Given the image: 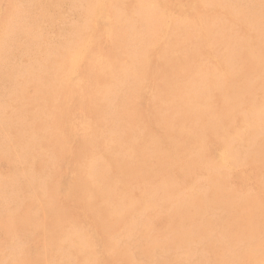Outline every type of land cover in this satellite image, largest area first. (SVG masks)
<instances>
[{"label":"rangeland","instance_id":"rangeland-1","mask_svg":"<svg viewBox=\"0 0 264 264\" xmlns=\"http://www.w3.org/2000/svg\"><path fill=\"white\" fill-rule=\"evenodd\" d=\"M40 2H38L37 0H0V97H2L3 96V98H2V100H1V98H0V127L2 126H4V128H2L3 129V131L4 132H2V129L0 128V138H2V139H0V143H1V145H0V149H5V147H6V151L7 152H5V150L3 149V150H0V151H4V154L2 153H0V176H4L2 179H1V181H0V187L1 188H3L5 191L3 192V190L2 189H0V200L2 201H0L1 203V207H0V213L3 211V213H1L0 214V242H2V243H0V249L2 250V252H4V251H6V250H8V251H6L7 253H3V256H2V253H1V250H0V255H1V257H0V264H23V262H25L24 264H27V262H28V264H30V263H32V264H64V263H62L63 261H58V259L57 258H59V257H62V258H67V260H68V262H66V264H102L104 261H106L105 263H103V264H106V263H108V264H125V262L127 263V264H135V261L136 262H139V263H136V264H142V263H148V264H155V263H158V264H161V263H163L162 261L164 260V262L165 261H167L166 263H168V264H264V178H263V176H264V174H263V170H264V165H263V167H262V164H264V160L263 159H261V158H259V156H262L263 158H264V156H263V154H264V152H262V153H259L258 151H260L259 149H260V144H263L264 145V135L262 134L264 131V128H261L262 126L264 127V124H262V123H264L263 122V120L261 119V118H263L264 117V92H261V91H264V90H261V89H264L263 87H264V85H263V83L264 82H262V83H260L261 82V80L262 79H260V78H262V76H263V74L264 73H262L263 71H264V62H261L263 59H260V58H264V52L263 51H259V50H262V48H263V46L264 45H262V44H264V31L262 30V28H264V21H263V18H264V0L263 1H261V0H39ZM125 1V2H124ZM157 1H159L158 3H157ZM237 1H239V2H237ZM246 1L248 2V1H250L249 3L250 4H252V5H250L249 3H246ZM258 1V2H257ZM34 2V3H33ZM35 2H38V3H36L35 4ZM46 2V3H45ZM240 2H244L243 4H245V5H243L242 3H240ZM261 2H262V4H261ZM27 3V4H26ZM31 3H32V5H31ZM113 4V6H112V4ZM237 3V4H236ZM239 3V4H238ZM253 3H254V5H253ZM255 3H256V5H257V7H253V6H256L255 5ZM24 4V5H23ZM30 4V5H29ZM28 5V6H27ZM249 5L252 7H249ZM43 6V7H42ZM242 6V7H241ZM244 6V7H243ZM260 6V7H259ZM103 7V8H102ZM103 10H102V9ZM240 8H242V9H240ZM251 8V9H250ZM255 8V9H254ZM244 9V10H243ZM246 9V10H245ZM249 9L251 10V11H249ZM255 10V12H254V10ZM256 9H258L257 11H256ZM248 10V11H247ZM253 10V11H252ZM260 10V11H259ZM106 12V13H102V12ZM108 11H109V16L107 15V13H108ZM237 11V12H236ZM239 11H240V14H239ZM247 13H246V12ZM242 12H244V15H243V13ZM250 14H249V13ZM254 12V13H253ZM259 12H262L263 13V15H262V13H259ZM255 13H259L258 15L257 14H255ZM100 14H103V15H101V17H100ZM261 14V15H260ZM112 16V18H111V16ZM246 15V16H245ZM252 15H253V17H252ZM255 15V16H254ZM102 16L103 17H105V18H102ZM243 16V17H242ZM248 16V17H247ZM86 17V18H85ZM92 17V18H91ZM234 17V18H233ZM236 17V18H235ZM242 17V19H240ZM256 17V18H255ZM261 18L262 17V19H261V21H260V19L259 18ZM233 18V19H232ZM49 21H48V20ZM92 19H94V21L92 20ZM100 19H102V20H100ZM104 19V20H103ZM108 19V20H107ZM110 19H112V21L110 20ZM246 19V20H245ZM258 19V20H257ZM45 20V21H44ZM240 20V21H239ZM90 21V22H89ZM255 21H257V22H255ZM88 22H89V24H88ZM92 22V23H91ZM106 24H105V23ZM240 22H243V23H240ZM260 22V23H259ZM246 23V27L244 26V24ZM104 24V25H103ZM258 24H263V25H259L258 26ZM47 25V26H46ZM238 26V27H237ZM263 26V27H262ZM55 27V28H54ZM58 27V28H57ZM249 27V28H248ZM251 27V28H250ZM45 28V29H44ZM54 29V30H53ZM57 29H59V30H57ZM91 30V31H90ZM254 30H255V32H254ZM55 33H54V32ZM58 31H60V32H58ZM167 31V32H166ZM229 31V33H227ZM236 31H239L238 33L236 32ZM247 31H250L249 33L247 32ZM252 31H253V33H252ZM257 31V32H256ZM231 32V33H230ZM240 32H242V33H240ZM258 32H260L259 34H258V42H255V41H257V33ZM263 32V33H262ZM168 33V34H167ZM236 33V34H235ZM240 33V34H239ZM243 33H244V35H246V36H244L243 35ZM246 33V34H245ZM254 33H255V35H254ZM42 34V35H41ZM234 34V35H233ZM263 34V37L261 36ZM232 35V36H231ZM248 35V36H247ZM253 35V36H252ZM55 36V37H54ZM57 36H58V38H60V39H58L57 38ZM231 36V37H230ZM234 36V37H233ZM43 37V38H42ZM52 37V38H51ZM70 39H69V38ZM225 37V38H224ZM260 37H262V39L260 38ZM51 38V39H50ZM53 38H57V39H53ZM68 38V39H67ZM221 38V39H220ZM235 38V39H234ZM249 38V39H248ZM254 38H256V39H254ZM259 38H260V40H259ZM219 39L222 41L221 43H220V41H219ZM229 39V40H228ZM231 39V40H230ZM33 40H35L36 42L34 43V41ZM41 40V41H40ZM57 40V41H56ZM228 40V41H227ZM234 40L236 41V43H238L239 45H238V49H237V51H236V46H237V44L234 42ZM247 40V41H246ZM32 41V42H31ZM66 41H68V42H66ZM218 41H219V43H218ZM253 41V42H252ZM39 42V43H38ZM80 42V43H79ZM225 42H226V44H228V45H226L225 44ZM240 42H242V43H240ZM247 43V44H245V43ZM259 42H261V43H259ZM31 43H32V45H31ZM64 43H67V47H66V44H64ZM77 43H79V44H77ZM84 43V44H83ZM213 43H215V45L213 44ZM250 43V44H249ZM254 43V44H253ZM41 44V45H40ZM54 44V45H53ZM220 44V45H219ZM231 44V45H230ZM235 44V46H233ZM240 44H245V46L243 45H240ZM25 45H27V46H25ZM31 45V48L29 47ZM74 45H75V47H74ZM211 45V46H210ZM223 45V46H222ZM231 47H230V46ZM258 45H262V46H258ZM20 46V47H19ZM22 46L24 47L25 46V48H26V50H25V48H23L22 49ZM34 46H36L35 48H33ZM77 46V47H76ZM88 46H89V48H88ZM215 48H214V47ZM229 46V47H228ZM255 46H257V47H255ZM56 47V48H55ZM90 47H91V49L93 50V51H90L91 49H90ZM206 47H208V48H206ZM219 47H221V48H219ZM225 47H226V49H225ZM228 47V48H227ZM233 47H235L233 50L235 51L234 53L232 52V49L231 48H233ZM247 47H249V49L247 48ZM252 47V48H251ZM255 47V48H254ZM261 47V48H260ZM20 50H18V49ZM27 48H28V50H27ZM82 48V49H81ZM89 49V52H88V49ZM212 48V49H211ZM244 48H246V49H244ZM260 48V49H259ZM78 49H80V50H78ZM83 49L85 50V52L83 51ZM160 49V50H159ZM210 49V50H209ZM228 49V50H227ZM240 49V50H239ZM244 49V50H243ZM252 50V53H251V50ZM264 49V48H263ZM17 50V51H16ZM66 50V51H65ZM72 50V51H71ZM176 50V53L174 52ZM207 50V51H206ZM212 50V51H211ZM223 50H225V51H223ZM227 50V51H226ZM245 50H247L246 52H245ZM248 50H250V52L248 51ZM258 50V51H257ZM95 51H97V52H95ZM179 51H180V53H179ZM208 51H210V54H209V52ZM214 51V52H213ZM242 51H244V53H245V55L248 53H250L249 55L250 56H248V54L245 56V58L243 57H240V56H244V53L242 54ZM79 52H81V54L79 53ZM82 52H83V54H82ZM182 52V53H181ZM237 52V53H236ZM254 52V53H253ZM260 52V53H259ZM72 53V54H71ZM90 53H92V54H90ZM96 53V54H95ZM98 53V54H97ZM255 53H257V54H255ZM86 54V55H85ZM88 54V55H87ZM90 54V55H89ZM95 54V55H94ZM178 55L179 54V56H174V55ZM237 54V55H236ZM255 54V55H254ZM263 54V55H262ZM80 55V56H79ZM214 55V56H213ZM234 55V56H233ZM255 56V58L253 57V56ZM23 56V57H22ZM96 56H101L100 58L99 57H96ZM216 56V57H215ZM235 56H237L238 58H242V59H238L237 57L235 58ZM93 57V58H92ZM102 57H104V58H102ZM252 57V58H251ZM259 57V58H258ZM28 58H30V59H28ZM79 58H83L82 59V61L84 62H82V61H80L81 59H79ZM84 58H88L87 60L85 59L84 60ZM234 58V59H233ZM99 59V64H98V61L97 60ZM103 59V60H102ZM172 59H174L173 60V62H172ZM231 59V60H230ZM232 59H233V61H234V63H233V61H232ZM244 59H246L245 61H244ZM250 59H254L253 61L251 60V62H250ZM258 61H256V60ZM78 60H79V62H81L79 65H78ZM101 60V61H100ZM179 60H181V62L179 61ZM228 60H230V62L228 61ZM261 60V61H260ZM89 63H88V62ZM91 61L93 62V64L91 63ZM97 61V62H96ZM105 61V62H104ZM175 61V62H174ZM178 61H179V63H178ZM222 61H223V63H222ZM226 61H227V63H226ZM247 61V62H246ZM255 61V62H254ZM74 62H76V63H74ZM85 62H87L86 64H85ZM95 62V63H94ZM176 62H177V64L180 66H177V64H176ZM188 62V63H187ZM218 62H219V64H218ZM228 62H229V64H228ZM240 63V64H242V65H239L238 63ZM254 62V63H253ZM256 62L257 63H260V65L259 64H257L256 65ZM183 63V64H182ZM226 63V64H225ZM230 63H231V65H230ZM248 63V65H246ZM250 63V64H249ZM253 63V64H252ZM81 64H83L82 66H81ZM88 64V65H87ZM163 64H165L166 66H164ZM223 64V65H222ZM236 64V65H235ZM261 64L263 65V66H261ZM76 65V66H75ZM87 65V66H86ZM95 65H97V66H95ZM105 65V66H104ZM181 65H182V67H184V68H182L181 67ZM185 65V66H184ZM232 65H235V66H232ZM246 65V66H245ZM252 65V66H251ZM253 65H255V66H253ZM258 65H259V70H261L260 72H261V74L259 73V70H251V73H249L248 75H252L251 77L250 76H248L247 75V73L245 74V75H247L246 77H247V80H246V77L245 76H240V78H243V77H245V78H243L242 80H240V78H239V76H238V78H237V76L235 77V78H237V79H235L234 78V81H232L233 79H228L229 78V76H228V72L230 71V72H232V73H238L239 71H240V69H243L244 70V68L246 67L247 69L250 67V69L252 68V67H254V68H258ZM73 66V67H72ZM88 66H89V68H88ZM106 66H107V68H108V70H109V72H108V70H107V75L105 74V72H106ZM168 66V67H167ZM224 66H226V67H224ZM238 66V67H237ZM243 66V67H242ZM74 67H75V69H74ZM85 68L84 69V73L86 72V75H84V73H83V70H81V69H83V68ZM93 67H95V68H93ZM240 67V69L238 70V68ZM262 67V68H261ZM66 68V69H65ZM73 68V70H71V69ZM81 68V69H80ZM168 68V69H167ZM180 68H181V70H180ZM227 68V69H226ZM232 68V69H231ZM245 68V69H246ZM261 68V69H260ZM70 69V70H69ZM80 70V73H79V70ZM182 69H183V71L185 72V73H183V71H182ZM57 70L59 71V72H57ZM76 70V71H75ZM96 70H98L97 72H96ZM101 70H103V71H101ZM189 70V71H188ZM235 70H237V71H235ZM263 70V71H262ZM67 71V72H66ZM234 71V72H233ZM64 74H63V73ZM72 72V73H71ZM78 72V73H77ZM100 73V76H99V73ZM218 73V74H216V73ZM56 73H58V74H56ZM65 73H70V74H68V75H66ZM82 73V74H81ZM89 73V74H88ZM95 73V74H94ZM102 73V74H101ZM109 73H112L111 75H108ZM121 73V74H120ZM123 73H124V75H123ZM187 73V74H186ZM81 74V76H79ZM253 74H255V76L253 77ZM260 74V75H259ZM52 75H54V77L55 78H57L56 76H59V79H60V77H61V80L63 81V83H64V80L66 79V77L69 79L70 77V79L66 82V80H65V83H64V89L62 90V85L63 84H60L61 82L59 81V79H55L54 77H52ZM56 75V76H55ZM82 75H84V76H82ZM87 75H89V76H87ZM94 75V76H93ZM102 75V76H101ZM104 75H105V77H104ZM177 75H178V77H177ZM186 75V76H185ZM196 75V76H195ZM206 75V77L205 78H203L202 79V77H204ZM214 75V76H213ZM227 75V77H225ZM20 76V78H18ZM87 76V77H86ZM99 76V77H98ZM106 76H108V77H106ZM183 76H185L186 78H184ZM195 76V77H194ZM200 76H201V78H200ZM75 77H76V79H77V81H78V83L77 82H75ZM94 77V78H93ZM95 77H97L98 79L96 80V78ZM174 77H175V79H174ZM176 77H177V79H176ZM189 77V78H188ZM197 77H199V78H197ZM211 77V78H210ZM215 77V79H213V78ZM219 77V78H218ZM257 77H260V78H258V80L256 81L255 80V78H257ZM12 78V79H11ZM14 78V79H13ZM86 78V80L88 81H86V80H84ZM94 79V81H93V79ZM100 78V79H99ZM101 78H104V79H101ZM125 78H126V80H125ZM184 78V79H183ZM209 78V79H208ZM249 78H250V80H249ZM254 78V79H253ZM16 79V80H15ZM17 79H19V80H17ZM71 79H73V80H71ZM105 79H106V81H105ZM109 79V80H108ZM186 79V80H185ZM193 79V80H192ZM209 80V82H210V84H208L209 82H208V80ZM211 79V80H210ZM217 79V80H216ZM229 80V83H232V84H230L229 85V83H227V81ZM260 79V80H259ZM52 80V81H51ZM82 80H83V82H82ZM99 80V81H98ZM175 80V81H174ZM190 80V81H189ZM195 80V81H194ZM199 82H201V83H199ZM205 80V81H204ZM225 80H227V81H225ZM237 80V81H236ZM19 81V82H18ZM51 81V82H50ZM92 82L93 81V83L95 82V84L93 85L92 83H89V82ZM105 83H104V82ZM179 81V82H178ZM202 81H204V82H206V84H204ZM218 81V82H217ZM231 81V82H230ZM239 81V82H238ZM247 82L248 81V83L250 82L251 83V85H252V82L254 81H256L257 82V84L259 83L261 86H263V87H261L259 84L258 85H256L254 82V85L253 86H256V87H251V85H246V86H244L243 85V83L244 82ZM252 81V82H251ZM55 82H57V84L55 83ZM73 82L76 84L77 83V85H76V89H74L75 88V86L73 85ZM80 82H81V84H80ZM99 82H101V83H99ZM134 82V83H133ZM196 82H198V83H196ZM213 82H214V86H213ZM227 84H226V83ZM237 82V83H236ZM19 83V85H17ZM52 83H53V85H52ZM67 83V84H66ZM85 83H86V85H85ZM89 83V85H88V87H87V84ZM116 83V84H115ZM121 84V85H119V84ZM130 83V85H128ZM172 83H173V85H172ZM176 83V84H175ZM187 83V84H186ZM196 83V84H195ZM233 83L234 84H237V86L236 85H233ZM238 83H242V84H239L238 85ZM102 86H101V85ZM183 84H185V85H187V86H185V85H183ZM194 84V85H193ZM200 84V85H199ZM201 84H202V86H201ZM59 85H61L60 87H59ZM72 85H73V89L75 90V92H74V90L73 89H71L72 88ZM105 85V86H104ZM113 85V86H112ZM119 85V86H118ZM133 85L135 86V87H133ZM137 85H139V86H137ZM172 85V86H171ZM177 85L179 86V88L177 87ZM192 85V86H191ZM196 85V86H195ZM199 85V86H198ZM222 86V88L220 87V86ZM224 85H227L226 87L224 86ZM229 85V86H228ZM39 87L38 89L40 90H38V89H36L37 87ZM55 86V87H54ZM78 86H79V88H78ZM87 88H86V87ZM89 86H91V87H89ZM95 88H93V87ZM98 86V87H97ZM128 86H130V87H128ZM176 86V87H175ZM183 86V87H185L184 89H183V87L181 88V87ZM204 86V87H203ZM206 86V87H205ZM232 86V87H231ZM243 86V87H242ZM258 86H260V87H258ZM54 87V90L52 89ZM57 87H59V88H57ZM69 87H71V88H69ZM97 87V88H96ZM142 87V88H141ZM175 88V89H173V88ZM191 87H192V89H191ZM199 87V88H198ZM208 87V88H207ZM210 87H212V88H210ZM237 87V88H236ZM84 88H86V91H87V89L89 88V89H91V90H93V91H89V89H88V91L86 92L85 91V93H83L84 92ZM111 88L113 89V90H111ZM114 88H117V89H114ZM120 88V89H119ZM134 88V89H133ZM136 88V89H135ZM189 88V89H188ZM216 88V91H214L213 92V94L215 93V92H218V94L217 93H215V94H217L218 95V98L220 99V100H218V98H216V96L217 95H215L214 94V96H213V94H212V91L214 90ZM247 88V89H246ZM66 89L69 91H67L68 93H66V95L64 94L65 93V91H66ZM83 89V91H81ZM96 89L98 90V91H96ZM102 91H100V90ZM133 89V90H132ZM153 89V90H152ZM169 89H172V90H168ZM177 89H178V92H177V94L178 93H180L179 95H177V94H175V96H174V91H175V93H176V91H177ZM181 89H183V91L181 90ZM197 89V90H196ZM200 89V90H199ZM209 89V90H208ZM221 89V90H220ZM222 89H223V91L225 90V89H227V90H225L224 92L222 91ZM234 89H237V90H234ZM243 89V90H242ZM246 89V90H245ZM248 89H250V91H248ZM257 89V90H256ZM43 90H45V91H43ZM48 90V91H47ZM50 90V91H49ZM58 90V91H57ZM65 90V91H64ZM70 90H71V93L72 94H70ZM73 90V91H72ZM79 90V91H78ZM122 90H123V92H122ZM136 90H137V92H136ZM165 90V91H164ZM192 90V91H191ZM194 90H195V92H194ZM199 90V91H198ZM203 90H205V91H208L207 92V95H208V98L206 97V100H208V101H206L205 103H204V105L202 106V100H201V97L199 96V94L203 91ZM231 90V91H230ZM235 92H234V91ZM240 90H242V91H240ZM245 90V91H244ZM255 90V91H254ZM261 90V91H260ZM7 91V92H6ZM42 91H43V94H44V98H43V96H42ZM51 91H52V94H51ZM56 91V92H55ZM63 93H61V92ZM112 91V92H111ZM116 91V92H115ZM120 91V92H119ZM130 91H131V94H130ZM171 91V92H170ZM187 93H186V92ZM188 91H190V92H192V93H188ZM198 91V92H197ZM201 91V92H200ZM236 91H238V92H236ZM244 91V92H243ZM246 91H247V93H249L248 95H251V97L250 96H248L247 95V93H246ZM252 91V92H251ZM257 91V92H256ZM31 92L33 93V94H31ZM38 92V94H36V93ZM78 92H80V93H78ZM92 92V93H91ZM100 92V93H99ZM111 92V93H110ZM119 94H118V93ZM129 92V93H128ZM135 92V93H134ZM152 92H153V94H152ZM163 92H164V94H163ZM197 92V93H196ZM221 92V93H220ZM254 92H255V94H254ZM12 93H13V95H18V96H14L13 97V95H12ZM39 93H41L40 95H39ZM48 95H47V94ZM75 93V94H74ZM78 93V94H77ZM82 93H83V95H82ZM87 93H91L90 94V96L87 94ZM102 93V94H101ZM113 93V94H112ZM115 93V94H114ZM121 93V94H120ZM128 93V94H127ZM132 93H133V98H132ZM171 93V94H170ZM184 93V94H183ZM195 93H196V95H195ZM212 95H210V94ZM229 95H228V94ZM232 93V94H231ZM246 93V94H245ZM257 93V94H256ZM259 93H260V95H259ZM262 93V94H261ZM54 94H56V95H54ZM60 94H62V95H60ZM80 94V95H79ZM92 94H94L95 95V97L93 98V96L94 95H92ZM100 96H99V95ZM108 94V95H107ZM117 94V95H116ZM123 94V95H122ZM130 94V95H129ZM138 96H137V95ZM220 94H223V95H221L220 96ZM237 94V95H236ZM254 94V95H253ZM7 97H6V96ZM33 95H36V96H33ZM38 95H39V98H38ZM47 95V96H46ZM50 95V98L52 99V100H50V98H48V96ZM52 95V96H51ZM69 95H71V96H69ZM81 96L79 99L77 98V99H75L74 97H76V96ZM84 95H85V101L83 100L84 99ZM92 95V96H91ZM114 95V96H113ZM121 95H122V98H120L121 97ZM124 95H125V98H124ZM128 95V96H127ZM177 95V96H176ZM184 95H187V96H189V97H187V96H184ZM191 95V96H190ZM199 96V98H198V96ZM231 95H233V97H231ZM245 95V96H244ZM246 95H247V97H246ZM5 96V97H4ZM32 98H31V97ZM40 96L42 97V98H40ZM56 96V97H55ZM61 98H60V97ZM68 96V97H67ZM105 96H107V97H105ZM109 96V97H108ZM127 96V97H126ZM182 96V97H181ZM228 96H230V97H228ZM235 96H240V97H243V98H245L244 100H243V98H242V100H240L239 98L240 97H235ZM253 96H255V98L253 97ZM262 96V97H261ZM10 97V98H9ZM12 97V98H11ZM22 97V98H21ZM28 97V98H27ZM37 99H36V98ZM46 97V98H45ZM65 97V98H64ZM71 97H73L74 99H75V101L77 100V102H75L74 101V99H72L73 100V102L71 103ZM98 97V98H97ZM139 98V99H137V98ZM176 97H178V98H176ZM184 97V98H183ZM215 97V98H214ZM226 97V98H225ZM6 98H7V100H6ZM19 98V99H18ZM34 98V99H33ZM47 98L49 99L48 100V102H47ZM57 98H59L58 100H56ZM63 98V100H65L64 102H62L63 100H60V99H62ZM83 98V99H82ZM107 98V99H106ZM132 98V99H131ZM175 98H176V100H175ZM182 98V99H181ZM201 100V101H194V100ZM228 98V99H227ZM261 98H262V100H263V104L261 105V102L260 101H262L261 100ZM17 99V100H16ZM23 99L25 100V101H23ZM26 99H27V101L29 100L30 102H27L26 101ZM32 99V100H31ZM43 101H42V100ZM66 99H68V100H66ZM82 99V101H79V100H81ZM94 99V100H93ZM99 100L96 104H94L96 101L95 100ZM102 99H104V100H102ZM131 99V100H130ZM188 99H189V101H188ZM224 99H226V101H227V103H231V102H229V101H233V103H231V105H229L230 107L231 106H233V104L234 105H236V106H233V107H237V109H235V108H230V110H228V113L230 112H232L231 114L229 113V115H230V117L233 119V113H234V116H235V114H236V118L234 117V122H236V123H234V122H232L231 124H226V123H221L220 121V117H222V113L220 114L218 111H221L220 110V108L223 110V105H221V103H223V101H224ZM234 99H236V101L234 100ZM246 99H248V101L246 100ZM256 99H258V101L256 100ZM18 100H20L21 102H19L18 103ZM33 100H35V101H33ZM41 102V105L44 107V109H43V107L40 105V103H39V101ZM121 100V101H120ZM123 100V101H122ZM136 100H137V103H136ZM168 100V101H167ZM213 100V101H212ZM218 100V101H217ZM221 100H223V101H221ZM10 101V102H9ZM33 101V102H32ZM38 102L37 104H35L34 102ZM52 101H54V103L52 104V106H51V103H52ZM60 101V102H59ZM94 101V102H93ZM103 101V102H102ZM105 101L107 102V103H105ZM117 101V105H118V109L116 108L117 107V105H115V102ZM129 101H131V102H129ZM148 101V102H147ZM161 101V102H160ZM173 101V102H172ZM178 101V102H177ZM191 101V102H190ZM221 103H220V102ZM246 102V104H245V102ZM251 101H253L252 103H254V105L251 103ZM2 102H3V106H1L2 105ZM6 102V103H5ZM14 102H16L17 104H15V105H18V108L19 109H17V107L16 106H14ZM23 102V103H22ZM34 104V107H33V105H32V103ZM44 102V103H43ZM57 103V105H56V103ZM62 102V103H61ZM75 102V103H74ZM111 102V103H110ZM113 102V103H112ZM134 102V103H133ZM212 102V107L214 106L215 108L213 109L212 108V110H214L213 112H212V110H211V113H212V118L211 119H213V120H211V119H208L206 116H205V113H204V108L203 107H206V106H211V103ZM220 103V105L219 104H217V103ZM247 102H249V104L247 103ZM256 102V103H255ZM11 103H13V104H11ZM74 103V104H73ZM100 103V104H99ZM122 103V104H121ZM130 103V106L128 105ZM136 103V104H135ZM149 103V104H148ZM187 103H189L188 105H187ZM193 103V104H192ZM237 103H239V104H242V103H244V104H242V105H239V104H237ZM257 103L259 104V105H257ZM19 104L22 106H19ZM54 104H55V108L56 109H58V110H61V113H62V115H61V113H60V111L58 112V110H56V109H53L52 107H54ZM63 104H65V105H63ZM70 106H68V105ZM73 106H72V105ZM86 104H88V105H86ZM109 104V105H108ZM120 104V105H119ZM124 104H125V106H124ZM131 104H133L132 106H134V107H132L131 106ZM147 104V105H146ZM175 104H177V106L175 105ZM184 105V107L182 106V105ZM28 105V106H27ZM36 105V106H35ZM62 105V106H61ZM95 105V106H94ZM99 105V106H98ZM109 107H108V106ZM116 106L115 107V109H114V106ZM122 105V106H121ZM128 105V106H127ZM148 105H150V106H148ZM152 105V106H151ZM171 105V107H169V106ZM199 105V106H198ZM221 106L220 108H219V106ZM250 105H251V107H250ZM256 105V106H255ZM261 105V106H260ZM5 106V107H4ZM27 106V107H26ZM39 106H41V109L39 108ZM47 106V107H46ZM59 106V107H58ZM62 108H61V107ZM67 108V111H66V109L64 108ZM71 106H72V108H71ZM90 106V107H89ZM101 106V107H100ZM106 106V107H105ZM136 106H138V108H139V106H140V108H141V110H139L138 108H136ZM180 106V107H179ZM188 106V107H187ZM200 106L202 107V108H200ZM216 106H218L217 108H216ZM239 106V107H238ZM240 106H242V107H240ZM254 106V107H253ZM16 107V108H15ZM21 107V108H20ZM25 107V108H24ZM31 107V108H30ZM38 109H37V108ZM49 107V108H48ZM69 107V108H68ZM74 107V108H73ZM110 107H111V109H110ZM145 107H147V109L148 108H150V109H146L145 110ZM175 107V108H174ZM195 107H198V108H196V110H195ZM246 107V108H245ZM249 107V108H248ZM258 107V108H257ZM2 108H4V109H2ZM6 108V109H5ZM8 108V109H7ZM31 110H30V109ZM33 108V109H32ZM46 108V109H45ZM50 108H52V109H50ZM71 108V109H70ZM84 108V109H83ZM104 108V109H103ZM108 108V109H107ZM126 108H128V109H126ZM130 108V109H129ZM132 108V109H131ZM133 108L135 109L134 110V112H133ZM172 110H171V109ZM178 108V109H177ZM200 108V109H199ZM251 108V109H250ZM16 109V110H15ZM36 109V111H38V112H35L34 110ZM50 109V110H49ZM74 109V110H73ZM92 109V110H91ZM93 109L95 110L94 112H93ZM100 111V113L103 115H100V113L98 112V110ZM101 109V110H100ZM105 109L107 110V111H105ZM114 109V110H113ZM139 110V113H137L138 112V110ZM153 109V110H152ZM183 109V110H182ZM198 109H199V111H198ZM227 109H229L228 108V106H227ZM235 111H234V110ZM8 112H7V111ZM17 110H19V113L17 112ZM29 112H28V111ZM44 110V111H43ZM52 110L54 111V112H58L57 114H56V117H58L59 115H61V117H59V118H56L54 115H55V113L54 112H52ZM71 112V113H69V111ZM104 110V111H103ZM109 110V111H108ZM111 110V111H110ZM122 110H124V111H122ZM136 110H137V112H136ZM154 110H157V112L156 111H154ZM169 110V111H168ZM200 110H202L201 111V113H200ZM204 110V111H203ZM216 110V111H215ZM218 110V111H217ZM10 111V112H9ZM27 111V112H26ZM30 111H33L34 112V115L36 116H34V115H32L31 114V112ZM49 113H47V112ZM51 111V112H50ZM91 111L93 112V113H95V117H94V115H93V113H91ZM115 111V112H114ZM121 111H122V113H124V114H122L121 113ZM136 113L137 114V117H138V119H137V117H135L136 115H134L133 113ZM171 111V112H170ZM174 111V112H173ZM179 111H181L180 112V114L182 113V115H180L179 114ZM197 111V112H196ZM8 114H7V113ZM12 112H13V115H12ZM15 112H16V115H15ZM23 114H22V113ZM66 112V113H65ZM68 112V113H67ZM98 112V113H97ZM111 112V113H110ZM131 114H130V113ZM148 112V113H147ZM162 112V113H161ZM167 112H169L168 114H165V113H167ZM178 112V113H177ZM183 112H184V114H183ZM217 113V115H216V113ZM244 112V113H243ZM27 113V114H26ZM29 113V114H28ZM38 113V114H37ZM50 113H52V114H50ZM74 113V114H73ZM81 113V115H79V114ZM89 115L90 113V115H92L91 117H90V115L89 116H86L87 114ZM110 113V114H109ZM147 113V114H146ZM150 113H151V115H150ZM154 113V114H153ZM155 113H156V115H155ZM171 113H172V118H171ZM186 113V114H185ZM191 113H192V115H191ZM197 113V114H196ZM214 113V114H213ZM237 113H242V115H240L239 116V114H237ZM250 113V114H249ZM252 113H254V114H252ZM256 113V114H255ZM4 114V115H3ZM19 114V115H18ZM25 114V115H24ZM42 114V115H41ZM59 114V115H58ZM69 114H71V115H73V116H69ZM76 114V115H75ZM108 114V115H107ZM161 114V115H160ZM175 114V115H174ZM177 114H179V116L177 115ZM199 114H201V115H199ZM221 116H220V115ZM248 114V115H247ZM3 115V116H2ZM5 115H7V116H5ZM18 115V116H17ZM29 116V117H27V116ZM32 115V116H31ZM53 115V116H52ZM58 115V116H57ZM75 115V116H74ZM80 116V119H81V121H82V123H81V121H79L80 119H79V116ZM97 115H100V116H98L97 117ZM109 117H107V116ZM111 115V116H110ZM121 115V116H120ZM133 115V116H132ZM143 115V116H142ZM145 115V116H144ZM153 115V116H152ZM165 115V116H164ZM177 115V116H176ZM185 115H186V117H188V118H190V119H188V118H185ZM204 115V116H203ZM251 117H250V116ZM254 117H253V116ZM260 115H262V116H260ZM9 116H10V118H9ZM31 116V117H30ZM40 116H42V118L40 117ZM46 116V117H45ZM52 116V117H51ZM158 116V117H157ZM160 116V117H159ZM162 116H164V117H162ZM190 116H192V117H190ZM219 116V118H217V117ZM258 116V117H257ZM7 119H6V118ZM11 117H13V119L14 120H12V118ZM15 117H16V119H15ZM20 119H19V118ZM33 117V121L31 120V121H29L30 119L29 118H32ZM38 117H40L39 118V120H37L38 119ZM45 117V118H44ZM48 117V118H47ZM51 117V118H50ZM70 117H72V118H70ZM82 117H84L83 119H82ZM111 117V118H110ZM117 117V119H115ZM127 117H129V118H127ZM135 117L136 118V120H135V118L133 119V118ZM144 117H145V119H144ZM150 119H149V118ZM155 117H157V118H155ZM167 117H169V118H166ZM199 117H201V118H199ZM204 117V118H203ZM243 117H245L246 119H244ZM248 117H250V121H251V123H250V121H248L249 119H248ZM2 118H3V120H2ZM22 118V119H21ZM27 118L29 119V120H27ZM56 118V120H54ZM66 118V119H65ZM70 118V119H69ZM76 119V121H75V119ZM86 118H88V119H86ZM98 118V119H97ZM100 118H102V120L104 121H102L101 122V119ZM107 118V119H106ZM131 118V120L133 119V121H131V120H129ZM161 118V119H160ZM175 118V119H174ZM177 118H179L178 120H180L181 119V121H178V124H177V121H175ZM203 118V119H202ZM242 119V120H240V119ZM256 118V119H255ZM9 119V120H8ZM48 119V120H47ZM49 119H52V120H49ZM58 119V120H57ZM62 120V122H63V119H64V123H62V122H59V120ZM92 119V121H89V120H91ZM131 121V123L128 121ZM163 119H164V122H163ZM166 119V120H165ZM198 119V120H197ZM257 119H258V121H257ZM262 121V123H260L261 121ZM6 121V123L8 124H6L5 125V121ZM17 120H19V121H17ZM22 120V121H21ZM44 120H47V121H44ZM65 120H67V121H65ZM96 122H95V121ZM98 120H99V122H98ZM108 120V121H107ZM111 121V123H110V121ZM135 120V121H134ZM137 120H139V123H137L138 121ZM146 120H147V122H146ZM157 120H158V122H157ZM160 120V121H159ZM185 120V121H184ZM188 120V121H187ZM192 120V121H191ZM214 120H216V121H214ZM239 120V121H238ZM245 120H247L246 122H245ZM255 120L257 121V122H255ZM45 123H44V122ZM55 122V125L53 124V122ZM117 122V124H116V122ZM119 121L121 122V124L119 123ZM141 121V122H140ZM154 121V122H153ZM175 121V122H174ZM196 122L197 121V123H194V122ZM209 121V122H208ZM243 121H244V123H246L247 124V126H246V124H244L243 123ZM252 121H254L253 123H252ZM11 122V123H10ZM13 122V123H12ZM17 122H19V123H17ZM43 122V123H42ZM76 122V123H75ZM85 122H87V123H85ZM89 122H90V124H89ZM92 122H95L97 125H95V123L94 124H92ZM115 122V123H114ZM144 124H143V123ZM156 122V124L155 125H153L154 123ZM161 122H163V123H161ZM167 123V126L169 127H167L166 126V123ZM174 122V123H173ZM191 122V123H190ZM199 122V123H198ZM205 122H208V124L209 123H213V124H216L217 125V127H214V128H211L212 130H213V132L215 133V134H217V135H215V134H213V132L210 130V128H208L205 132H203V130L201 131V129L203 128V123L205 124ZM240 123V126H238L239 125V123ZM1 123H3V124H1ZM21 123H23V125L21 124ZM27 123H29V124H27ZM34 123V125H32ZM39 123H40V125H39ZM45 124V125H42V124ZM51 123V124H50ZM61 123V124H60ZM71 125H70V124ZM79 123V124H78ZM102 123H103V125H102ZM111 125H109V124ZM135 123L137 124V125H135ZM142 123V124H141ZM148 123H149V125H148ZM152 123V124H151ZM172 123L174 124L173 126H172ZM186 123V124H185ZM188 123V124H187ZM193 123V124H192ZM217 123H220V125L221 126H223V128L222 129H220V125L219 124H217ZM242 123H243V125H242ZM254 123H256V124H254ZM13 126H12V125ZM14 124H17V125H14ZM21 124V125H20ZM59 124V125H58ZM69 126H68V125ZM83 124H84V126H83ZM88 124V125H87ZM100 124H101V126H100ZM104 124H105V126H104ZM133 124V125H132ZM141 124V125H140ZM161 124V125H160ZM164 124V125H163ZM181 124V125H180ZM196 124H198L196 127H197V129H196V127L194 126V125H196ZM224 124V125H223ZM260 124H261V126H260ZM37 125V126H36ZM53 125V126H52ZM67 126V127H64V126ZM82 125V126H81ZM87 126V128H86V126ZM94 125V127H93V129H91L92 128V126ZM113 125V126H112ZM116 125V126H115ZM127 125V126H126ZM145 127H144V126ZM160 127H159V126ZM178 127H176V126ZM180 125V126H179ZM186 125V126H185ZM192 125L194 126V127H192ZM200 125V126H199ZM231 126V127H229V126ZM233 125V126H232ZM238 127H237V126ZM5 126H7V128H8V131L7 130H5L6 129V127ZM9 126H12V127H9ZM18 126V127H17ZM23 126V127H22ZM25 126H27L26 127V129H25ZM31 126H32V128H31ZM34 126H36L35 128H34ZM38 126H40V128L38 129ZM51 126V127H50ZM56 126V128H53V127H55ZM72 126V127H71ZM74 126V127H73ZM108 126V127H107ZM121 126H122V128L123 129H121ZM142 126V127H141ZM148 126V127H147ZM153 126H154V128L155 129H153ZM156 126V127H155ZM174 126H175V128L177 129H175L174 128ZM188 126V127H187ZM218 126H220V127H218ZM226 128H225V127ZM228 126V127H227ZM14 127L15 128H17V131L19 132V134H17V132H15V129H14ZM23 129H22V128ZM46 127H47V129H46ZM75 127H77V129L79 130V128L81 127V129L79 130L80 131V133L78 132V130L75 128ZM88 127H89V129H90V131L89 130H87L88 129ZM96 127H98V128H96ZM104 127H106V128H104ZM111 127V128H110ZM128 127V128H127ZM141 127V128H140ZM144 127V128H143ZM163 127V128H162ZM167 127V128H166ZM171 127V128H170ZM183 127H185V128H183ZM251 129H250V128ZM258 127V128H257ZM43 128V129H42ZM45 128V129H44ZM53 128V129H52ZM61 128V129H60ZM69 128V129H68ZM108 128H109V130H108ZM117 130H116V129ZM134 128V129H133ZM147 130H146V129ZM160 128V129H159ZM173 128V129H172ZM244 128V129H243ZM260 128V129H259ZM14 129V130H13ZM29 129V130H28ZM49 129H50V131H49ZM52 129V130H51ZM54 129H56V130H54ZM87 131V132H85V130ZM97 129L99 130V129H101V130H99V131H97ZM112 129V130H111ZM127 129V132L126 131H124V130H126ZM144 129V130H143ZM149 129V130H148ZM167 129H170L172 132H170L171 133V135H170V133H167L168 131H167ZM179 129V130H178ZM189 129V130H188ZM192 129V130H191ZM194 129V130H193ZM200 129V130H199ZM219 129V130H218ZM225 129H227V130H225ZM236 130L235 132H233V133H231L232 131H234V130ZM243 129V130H242ZM246 129V130H245ZM249 131H248V130ZM253 129V130H252ZM261 129H262V132H261ZM21 130V131H20ZM37 130H40L41 131V135H39L40 134V132L39 131H37ZM45 130V131H44ZM58 130V131H57ZM61 130V131H60ZM75 130V131H74ZM91 130H92V133H91ZM93 130H94V133H93ZM111 130V131H110ZM152 131V134H151V131ZM161 132H160V131ZM182 130V131H181ZM197 130V131H196ZM221 130V131H220ZM239 130V131H238ZM257 130H258V132H257ZM6 131L9 133V136L11 137V138H9V136H8V134L6 133ZM76 131L79 133V134H77L76 133ZM89 131V132H88ZM97 131V133H98V135H97V133H95ZM104 131V132H107V133H104V134H107V135H112V134H114L113 136H108V139H107V136L106 135H104L102 132ZM121 131H122V133H121ZM138 131H139V135L141 134V133H143V135L141 134L140 136H138ZM149 132V135H146V134H148V133H146V132ZM165 131H167V132H165ZM179 131V132H178ZM188 131H189V135H194V134H192V133H195L196 135V137H195V139H194V137L193 136H189V135H187L188 134ZM203 132V134L201 133V132ZM224 131V132H223ZM231 131V132H230ZM240 131H242V132H240ZM256 131V132H255ZM29 134H28V133ZM47 132V133H46ZM53 132V133H52ZM66 132H68V135H67V133ZM83 132V133H82ZM119 132V133H118ZM124 132H126L125 134L127 135V137H125V134H124ZM128 132H129V134H128ZM134 132H135V136H134ZM154 132V133H153ZM158 132V133H157ZM173 132H176V133H174V135L172 134ZM183 132H186L185 134L187 135V136H189V137H191V139H187V136L183 133ZM197 132V133H196ZM200 132V133H199ZM208 134H207V133ZM217 132V133H216ZM219 132V133H218ZM221 132V133H220ZM253 132H254V134H256V136L255 135H252L253 134ZM16 133V135H14ZM23 133V134H22ZM39 133V134H38ZM66 133V134H65ZM77 135H76V134ZM85 133H87V135L85 134ZM101 133V134H100ZM109 133V134H108ZM115 133H116V135H115ZM118 133V134H117ZM131 133H132V135H131ZM157 133V134H156ZM159 133L160 134H163V137L160 135L159 136ZM167 133V134H166ZM179 133H182V134H180L179 135ZM204 133H206V134H204ZM210 133V134H209ZM230 133V134H229ZM238 133H239V135H238ZM247 133V134H246ZM251 133V134H250ZM26 134V136H24ZM36 134V135H35ZM50 134V135H49ZM52 134V135H51ZM54 134V135H53ZM61 134H63V136L61 135ZM65 134V135H64ZM100 134V135H99ZM137 134V135H136ZM154 134H155V136H157V138L154 136ZM167 136H166V135ZM198 134H199V137H198ZM202 134V135H201ZM214 136V138L212 137V135ZM218 134H220V136H218ZM221 134H222V136L224 137L225 136V134H226V136H225V138L223 139V137L221 136ZM229 134V135H228ZM246 135V137H245V135ZM250 134V135H249ZM33 135V136H32ZM44 135H45V137H44ZM72 135V136H71ZM86 135V136H85ZM90 135V136H89ZM92 135H93V138H92ZM95 135V136H94ZM118 135H120V136H118ZM154 137H153V136ZM164 135H165V137H164ZM185 135V137L183 138V136ZM234 135V136H233ZM260 135V136H259ZM2 136V137H1ZM8 136V137H7ZM13 136H15L14 138H13ZM30 136V137H29ZM33 138H32V137ZM36 136V137H35ZM52 136V137H51ZM55 136V137H54ZM57 136V137H56ZM60 136V137H59ZM63 138H62V137ZM69 136H71V137H73V138H71V137H69ZM80 136V137H79ZM84 136V137H83ZM97 136V137H96ZM100 136V137H99ZM106 136V137H105ZM129 136V137H128ZM130 136H132V137H130ZM142 136H144L143 138L144 139H142V141H141V138H142ZM148 136V137H147ZM158 136H159V138H158ZM171 136V138H172V136H173V139H170L169 137ZM249 136V137H248ZM250 136H252V137H250ZM43 137V138H42ZM60 139H59V138ZM65 137V138H64ZM69 137V138H68ZM102 137V138H101ZM112 137H113V139H115V140H113L112 139ZM117 137V138H116ZM119 137V138H118ZM124 137V138H123ZM160 137H162V139L160 138ZM166 137H168V138H166ZM203 137H204V139H203ZM207 137H208V139H207ZM215 137H216V139H215ZM223 139H221V138ZM238 137V138H237ZM240 137H242V138H245L244 140L242 139V138H240ZM3 138H5V140L3 139ZM15 139L16 140V142H15V144L13 145L12 144V142H14L13 141V139ZM23 138V139H22ZM27 138V139H26ZM35 138V139H34ZM45 138H47L49 141H47V139H45ZM52 140H51V139ZM66 138H67V140H66ZM77 138V139H76ZM82 140V142H81V140ZM83 138H87L86 140L84 139L83 140ZM91 138V139H90ZM96 138V139H95ZM139 138H140V140H139ZM148 138V139H147ZM154 139V143H158V145H156L157 146V148L155 149L154 147H152L150 144L153 142V140H150V139ZM178 138L179 139H181V138H183L182 140H180L181 142H179V140H178ZM199 138V139H198ZM209 138H211V139H209ZM217 138H219L218 139V144L217 143H215V141L217 142ZM8 139V140H7ZM10 139V140H9ZM11 139H12V141H11ZM19 139V141H20V143H18L19 141H17ZM28 139H29V141H28ZM33 139V140H32ZM37 139H39L38 140V143H37ZM55 139V140H54ZM63 141H62V140ZM73 139V141H71ZM94 139H95V143H94V145L98 142H102L101 144H99L100 146H102L101 148H100V146L99 145H93V142H94ZM100 139V140H99ZM109 139H111V140H109ZM132 139V140H131ZM139 141H138V140ZM192 139H194V140H192ZM196 139H198V141L196 140ZM202 139H203V141H202ZM212 139H214V141L212 140ZM228 139V140H227ZM236 139V140H235ZM239 141H238V140ZM253 139H255V140H253ZM3 140V142H1ZM60 140V141H59ZM88 140V141H87ZM90 140V141H89ZM105 140L108 142L109 141V143H107L106 142V144H105ZM119 142H118V141ZM121 140V141H120ZM122 140H124L125 141V143H127V144H125L124 143V141L122 142ZM131 140V141H130ZM137 140V141H136ZM144 140H146L145 142H146V146L148 147V151L150 152L149 154H146V153H148V152H146V149L144 150L141 146H143L142 144H144L145 145V142L143 143V141ZM147 140H149L148 142H151V143H149V145L150 146H148V144H147ZM155 140H157V142L155 141ZM176 140V141H175ZM186 140V141H185ZM194 141V142H192V141ZM196 140V141H195ZM210 140H212L213 141V143L216 145H214L213 143H211V141ZM248 140H250V141H248ZM258 140H262L261 142L260 141H258ZM11 141V142H10ZM22 141L24 142V143H22ZM34 141V142H33ZM43 141V142H42ZM68 141V142H67ZM93 141V142H92ZM111 141V142H110ZM127 141V142H126ZM133 141V143L131 144V142ZM134 141H136V143L134 142ZM178 141V142H177ZM209 141H210V143H209ZM230 141H232V142H230ZM248 141V142H247ZM253 141V142H252ZM257 141V142H256ZM7 142V143H6ZM10 142V144H8ZM31 142V143H30ZM35 142H36V146H37V144H38V146H39V148H37L36 146L34 147V145H35ZM45 142H51L52 144H50V143H45ZM55 142V143H54ZM56 142H58V143H56ZM67 142V143H66ZM84 142H85V144H84ZM86 142H88V143H86ZM91 142V143H90ZM104 142V143H103ZM113 142H116V143H118V145L116 144V143H114L115 144V146H116V148H117V150H116V148L115 147H113L112 145H110V147H108V149H107V146H109V144L111 143H113ZM128 142H129V144H128ZM138 142V143H137ZM140 142H142V143H140ZM163 143L164 145H166V146H164L163 144H161V143ZM165 142V143H164ZM175 142V147H176V143H177V147L174 149L173 147H174V144L173 143ZM196 142V143H195ZM240 142H242V143H240ZM256 142V143H255ZM258 142H260V143H258ZM40 143V144H39ZM71 143V144H70ZM74 143H77V144H74ZM81 143L84 145V149H85V151L83 150V145H81ZM97 143V144H98ZM123 144L124 145V147H123V145H121V144ZM135 143V144H134ZM160 143V144H159ZM182 143V144H181ZM190 143V144H189ZM204 143V146L202 145V147H201V144H203ZM232 143H235V144H232ZM7 144V145H6ZM11 144H12V147H11ZM19 144V145H18ZM33 144V145H32ZM45 144H47L48 146H45L46 147V149H45V147L43 148V146L45 145ZM57 144V145H56ZM58 144H60L59 146H58ZM86 144H87V146H88V148H87V146H86ZM102 144H105L104 146L106 147H104ZM108 144V145H107ZM138 144H140V145H138V146H140L139 148H138V146L137 145ZM188 146H187V145ZM194 144H197L196 146H192V148H187V147H191V145H194ZM210 144H212V145H210ZM227 144V145H226ZM230 144H232V146L230 145ZM244 146H243V145ZM255 144H258V145H255ZM18 145V146H17ZM51 145V146H50ZM55 146V147H53V146ZM62 145V146H61ZM121 145V146H120ZM126 145V146H125ZM128 145H130L129 147H128ZM161 145H163V146H161ZM179 145H181V146H179ZM199 145H200V148H199ZM206 145H208V147L206 146ZM221 145V146H220ZM225 145H226V147H225ZM237 145H239V146H237ZM240 145H242V146H240ZM254 146L256 149L257 148H259L258 149V151H254L253 149H255V148H253L252 146ZM2 146V147H1ZM21 146V147H20ZM24 146V147H23ZM66 148H65V147ZM74 146H75V148H74ZM78 146L79 147H81L82 149H80V148H78ZM86 146V147H85ZM131 146H133V147H131ZM137 146V147H136ZM155 146V147H156ZM160 146H161V149H159L160 148ZM172 146V147H171ZM186 147V149H185V147ZM228 146V147H227ZM257 146V147H256ZM7 147H10V148H7ZM48 147V148H47ZM56 147L57 148H59L58 150H59V152H62L63 151V154L61 155V153H59L58 152V150L56 149ZM62 147V148H61ZM95 147H97L96 149L98 150H96L95 149ZM121 147H123V150H120V149H122ZM143 147H145V146H143ZM151 147V148H150ZM166 149H165V148ZM182 147V148H181ZM184 147V148H183ZM205 147V149H203ZM214 147V148H213ZM215 147H219V148H215ZM223 147H224V149H226V150H224L223 149ZM249 147H252V148H249ZM263 147L264 146H261V150L262 151H264V149H263ZM13 148V149H12ZM19 148V151L17 150ZM21 148V149H20ZM43 148V149H42ZM51 148V149H50ZM63 148H64V150H66V152L63 150ZM71 148V149H70ZM78 148V151L80 150V152L78 153L77 152V149ZM87 148V149H86ZM103 148V149H102ZM112 148V149H111ZM120 148V149H119ZM129 148V149H128ZM142 148V149H141ZM197 148H199V149H197ZM228 148V149H227ZM240 148H242V149H240ZM247 148H249L250 150H248ZM11 149H12V151L14 150L15 151V153L16 154H14V151L12 152L11 151ZM30 149V150H29ZM32 149V150H31ZM41 151H40V150ZM57 151H56V150ZM62 149V150H61ZM67 149H69V150H67ZM93 149L94 150H96V152L95 151H93ZM106 149H107V151H106ZM110 149V150H109ZM132 149H135L134 151L132 150ZM139 151L140 150V153L139 154H137L138 152H137V150ZM154 149V150H153ZM159 149V150H158ZM164 149V150H163ZM173 149V151H174V153L172 152L171 153V150ZM182 149H185V153L183 152L184 150H182ZM193 151H192V150ZM207 149V150H206ZM223 149V150H222ZM240 151H239V150ZM244 149L246 150L247 149V151H244ZM11 151V153H13V155L11 154L10 155V153H9V151ZM24 150V151H23ZM82 150V151H81ZM105 150V152H103ZM118 150H120V151H118ZM128 150V151H127ZM161 150V151H160ZM163 150V151H162ZM178 150V151H177ZM188 150V151H187ZM191 150V151H190ZM194 150H195V152H194ZM20 151L22 152V153H20ZM27 151V152H26ZM30 151V152H29ZM33 151L34 152H36V153H33ZM40 151V152H39ZM48 151H50L49 153V155H48ZM77 152L76 154L75 153H73V152ZM89 151V152H88ZM99 151H100V154H99ZM101 151H102V153H101ZM111 151L113 152V153H111ZM116 151V152H115ZM123 151V152H122ZM132 151V152H131ZM164 151H165V153H164ZM168 151V153H166ZM170 151V152H169ZM181 151V152H180ZM202 151H204V153L202 152ZM217 151V152H216ZM223 151H226V153H228L227 155H228V159H229V161L227 162V165L226 166H219L218 168H219V170L220 171H222V172H226V169L228 170L227 171V173H225V175H224V179L222 180V181H219V182H214V181H210L209 183H211V184H209L207 181H208V178L206 179V177H207V172L205 171V169H203L204 167L207 169V168H209V164H210V162H215V161H218L217 159H216V155H217V157H219V155H218V153L219 154H221ZM237 151V152H236ZM254 151V152H253ZM45 152V153H44ZM55 152H58L57 153V156H56V154H55ZM64 152H65V154H64ZM86 152V153H85ZM106 152H107V154H106ZM111 153V155L109 156V154ZM119 152H121V153H119ZM126 154H125V153ZM135 152V153H134ZM143 152V153H142ZM153 152V153H152ZM154 152H157V153H155L154 154ZM159 152H163L162 154H166L167 156V158H168V154L170 153V156H169V158H168V161H167V159L165 158V163H169L168 165H172V167H171V165H170V167L167 165V164H162V165H164V166H159L158 168L156 167L157 166V164H154V160L156 159V157H159V156H161L162 154L160 153L159 154ZM178 152H179V154H178ZM231 152V153H230ZM232 152H233V154H232ZM240 152V153H239ZM247 152V153H246ZM249 152V153H248ZM252 152V153H251ZM256 152V153H255ZM261 152V151H260ZM33 153V154H32ZM81 153V154H80ZM86 154V155H84V154ZM117 153V154H116ZM132 153H134V154H137V155H133ZM152 153V154H151ZM177 153V154H176ZM184 153V155H182V154ZM201 153V155H198V154H200ZM217 153V154H216ZM238 153V154H237ZM245 153V154H244ZM254 153V154H253ZM9 154V155H8ZM17 154H18V156H17ZM34 154H35V156H34ZM41 154H43V155H41ZM67 154H69V155H67ZM70 154H71V156H72V158H71V156H70ZM97 154V155H96ZM122 155V156H119V155ZM124 154V155H123ZM133 156H132V155ZM142 154V155H141ZM147 156V157H145V155ZM157 154V155H156ZM175 154V155H174ZM190 154H191V156L193 157H189L190 156ZM216 154V155H215ZM239 154L240 155H243V157H240L239 156ZM249 154V155H248ZM250 154L251 155H254V157L252 156V158H251V156H250ZM255 154H259V155H255ZM1 155H3V156H1ZM8 156L7 158H9V160L8 159H6L5 158V156ZM21 155L24 157H21ZM27 157H26V156ZM33 155V156H32ZM39 155V156H38ZM64 155H66V156H68V157H64ZM83 156V158L81 159V157ZM88 155H90V156H88ZM100 155V156H99ZM107 155L109 156V158H107L106 159V157H107ZM114 155H116L115 157H114ZM128 155H130V156H128ZM153 155H155V156H153ZM177 155V156H176ZM187 155H189V156H187ZM206 155H208V156H206ZM229 155H230V157H229ZM232 155V156H231ZM248 155V157H246ZM15 158H14V157ZM70 156V157H69ZM76 158H75V157ZM78 156V157H77ZM84 156H86V158L84 157ZM119 158H118V157ZM127 158H126V157ZM173 156V158L171 159L170 157H172ZM186 157L187 159H189L188 160V162L190 161H192V163H188L187 162V159L185 158H183V157ZM201 156V157H200ZM257 158H256V157ZM34 157V158H33ZM63 158V161L64 160H67V162L65 161V162H62V158ZM88 157V158H87ZM94 157V158H93ZM111 157H114V160L116 161L117 160V158H118V162L116 163L115 161H112V159L113 158H111ZM121 157H122V159H121ZM123 157H125V158H123ZM135 157L137 158V159H135ZM177 157V158H176ZM197 157H198V160H197ZM205 158V159H203V158ZM207 157V158H206ZM235 157H237V159H239L240 160V163H239V161L238 160H236V158ZM14 158V159H13ZM52 158V159H51ZM57 158H58V160H57ZM61 158V159H60ZM67 158V159H66ZM69 158V159H68ZM80 158V159H79ZM97 158V159H96ZM116 158V159H115ZM132 158H134V159H132ZM141 158V159H140ZM148 158V159H147ZM149 158H151V159H149ZM179 158H183L182 160L181 159H179ZM190 158H191V160H190ZM196 158V159H195ZM199 158H200V161H199ZM210 158H213L212 160L210 159ZM215 158V159H214ZM243 158V159H242ZM245 158V159H244ZM249 158V159H248ZM256 158V159H255ZM13 159V160H12ZM16 159H18L19 161L21 160V163L18 161V160H16ZM25 159V160H24ZM27 159V160H26ZM39 159H40V161H39ZM48 159H50V160H48ZM79 159V160H78ZM94 161H93V160ZM109 159V163H110V166L106 163V162H108L107 160ZM124 159V160H123ZM131 159V160H130ZM139 159V160H138ZM153 159V160H152ZM169 159H171V160H169ZM195 161H193V160ZM252 161H251V160ZM260 159V160H259ZM9 162H8V161ZM12 160V161H11ZM46 160V161H45ZM73 161V163L72 164H77V165H80V168H79V166L77 167V165L76 166H73V165H70L69 163H71L72 161ZM82 160H85V161H87V162H85V161H82ZM96 160V161H95ZM98 160H102V162H99ZM120 160H122V162L120 161ZM128 160H130L129 161V164H127V162H128ZM135 160V161H134ZM145 160H147V161H150L149 163L147 162L146 163V161ZM152 160V161H151ZM173 160H175V161H177V162H175V161H173ZM183 160H185V161H183ZM205 160V161H204ZM210 162H209V161ZM231 160L233 161V162H231ZM243 160H244V162H243ZM18 163H16V162ZM30 161H31V163H30ZM37 161V162H36ZM42 161V162H41ZM47 164V165H45L44 164V162ZM77 161V162H76ZM98 161V162H97ZM105 161V162H104ZM112 161V162H111ZM125 162V165H124V162ZM127 161V162H126ZM144 161H145V163H144ZM167 161V162H166ZM171 163H170V162ZM209 163H207V162ZM250 163L249 165H248V163ZM249 161H251V162H249ZM258 161H262V164L261 163H258ZM39 162V163H38ZM49 162H50V164H49ZM58 162V163H57ZM69 162V163H68ZM76 162V163H75ZM80 162V163H79ZM83 162V163H82ZM85 162V163H84ZM92 162V163H91ZM103 162H104V164H103ZM116 163V166H115V164L114 163ZM175 164H179L178 165V167H177V165H175ZM179 162V163H178ZM182 162L185 164V167L187 168H185L184 167V165L182 164ZM205 164H204V163ZM20 163V164H19ZM28 163V165H26V164ZM30 163V164H29ZM43 163V164H42ZM63 163H65V164H63ZM90 163H91V165H90ZM94 163H95V165H94ZM100 164L101 165V163H102V166H99L98 164ZM112 163V164H111ZM119 163H120V165H119ZM131 163V164H130ZM141 163H143V164H141ZM152 163V164H151ZM183 165H181V164ZM187 163V164H186ZM200 163V164H199ZM202 163V164H201ZM207 163V164H206ZM235 163H238L237 164V166H236V164ZM245 163L247 164V165H245ZM256 163H258V165L256 164ZM12 164V165H11ZM16 164V165H15ZM67 164V165H66ZM83 164V165H82ZM134 164H137V165H135V166H133ZM146 164H148V165H146ZM151 164V165H150ZM155 165V166H152V165ZM193 164V165H192ZM198 164H199V166H198ZM240 164H243V165H240ZM261 165V167H260V165ZM21 165H23V166H21ZM25 165V166H24ZM32 165V166H31ZM44 165V166H43ZM52 165V166H51ZM62 165V166H61ZM69 165V166H68ZM83 166V168H81L82 166ZM89 165V166H88ZM96 165H98L97 167H96ZM124 165V167H122ZM129 165V166H128ZM134 167V169H137L138 171L136 172V170H134V169H132L133 167ZM145 165V167H143V166ZM190 165V166H189ZM196 165V166H195ZM232 165V166H231ZM7 166V167H6ZM16 166V167H15ZM17 166H19V167H21V169H19ZM29 166H31V167H29ZM38 168H37V167ZM43 166V167H42ZM56 166H58V167H56ZM62 168H61V167ZM93 166V167H92ZM106 166V167H105ZM127 168H126V167ZM131 166V167H130ZM141 166V167H140ZM146 166H148V167H150V166H152V167H156L158 170L157 171H162V172H160V174L161 175H159V172H158V174H157V172H153L154 170L156 171V168L153 170V169H151V168H147V169H145L146 168ZM165 166L166 167H169L168 169H170V170H168L167 168V170L169 171V174H168V171L166 172V169H162L163 167L165 168ZM175 166H176V168H181V171L180 170H178V169H176L175 168ZM182 166V167H181ZM193 166V168L195 167L196 169H193V171H194V174H193V171H192V167ZM198 166V167H197ZM230 166V167H229ZM234 166V167H233ZM13 167V168H12ZM23 167V168H22ZM24 167H25V169H24ZM36 167V168H35ZM49 167H50V169H49ZM69 167H72V168H69ZM77 167V168H76ZM89 167V168H88ZM93 169H91V168ZM95 167V168H94ZM100 167V169L101 170H97V168H99ZM102 167V168H101ZM105 167V169H103ZM114 167H116V169H119V168H121L120 170H116L115 169V171H117L116 173L114 172ZM118 167V168H117ZM136 167V168H135ZM139 169H138V168ZM143 167V168H142ZM162 167V168H161ZM203 167V168H202ZM254 167V168H253ZM6 168V169H5ZM53 168V169H52ZM57 168H59V171L57 172ZM67 168V169H66ZM69 168V169H68ZM75 168H76V170H75ZM106 168H108V169H106ZM111 168V169H110ZM113 168V169H112ZM122 168L124 169L123 171H122ZM160 168V169H159ZM183 168V169H182ZM184 168L186 169V170H188V168H190L189 169V172H186V170L183 172V170H184ZM198 168H200V169H198ZM224 168H226V169H224ZM231 168H233L232 169V171H231ZM258 168V169H257ZM3 169V170H2ZM17 169V170H16ZM35 169V170H34ZM39 169V170H38ZM42 169V170H41ZM43 169H45V170H43ZM47 169V170H46ZM72 169V170H71ZM103 169V170H102ZM127 169V170H126ZM132 169V170H131ZM149 169V170H148ZM174 169V170H173ZM197 169L199 170V172L197 171ZM223 169V170H222ZM258 171H257V170ZM262 169V170H261ZM9 170L10 171H12L11 172V174H13V175H11L10 174V172H9ZM31 170V171H30ZM37 170V171H36ZM48 170H50V171H48ZM53 170V171H52ZM66 170V171H65ZM79 170H80V172H79ZM83 170V171H82ZM87 170V171H86ZM95 170V171H94ZM107 170V171H106ZM110 170H112V171H110ZM225 170V171H224ZM51 171L53 172V173H51ZM71 171H73V173H71ZM78 171V173H77V176H76V172ZM85 171V172H84ZM104 172V173H102V175H101V172ZM106 171V172H105ZM121 171L123 172V174L121 173ZM133 171V172H132ZM163 171H164V175H165V173L166 174H168V175H165L166 176V178H167V180L165 179L164 180V178H165V176L164 175H162L163 174ZM172 173H171V172ZM179 171H180V173H179ZM190 171H191V173H190ZM14 172V173H13ZM29 174H28V173ZM59 172H60V174H59ZM65 172H67V173H65ZM69 172V173H68ZM95 172V174H93V173ZM111 174H110V173ZM121 173L122 174V176H120V174L119 173ZM143 172V173H142ZM145 172L147 173L146 175H145ZM173 172H175V173H173ZM201 172V173H200ZM256 172H259V174L258 173H256ZM3 173V174H2ZM36 177L37 176V178H35L32 174ZM42 173V174H41ZM84 173V174H83ZM97 173V174H96ZM106 173L108 174V175H106ZM113 173V174H112ZM115 173V174H114ZM119 174V175H116V174ZM125 173V174H124ZM135 173H138L139 175H141V176H135ZM140 173H142V174H140ZM151 173H154L155 174V176L152 174V175H150ZM182 173L183 174H185V173H188L189 175H187V174H185V175H182ZM202 173H206V176H205V174H202ZM262 173V174H261ZM10 174V176H8ZM18 174H19V176H18ZM32 176H31V175ZM36 174V175H35ZM44 174V175H43ZM56 174H57V176H56ZM70 174V175H69ZM81 174H83L82 176H81ZM98 174L99 175H101V176H98ZM105 174V175H104ZM127 174V175H126ZM128 174H130V175H128ZM131 174H133L134 175V177L135 178H138V179H134L133 180V178L130 180L129 178H127V176L128 177H130V176H132L133 177V175H131ZM150 176H149V175ZM174 175V178H172L171 177V175ZM229 174V176H227ZM7 176V178H6V176ZM54 177H53V176ZM64 175H65V177H64ZM67 175V176H66ZM75 175V176H74ZM85 175V176H84ZM93 175H97V179L99 178V180L97 181V179H96V176H93ZM109 175H110V178H109ZM113 175H114V177H113ZM123 175H126V177H124ZM172 175V176H173ZM175 175H177L176 177H175ZM194 175H197L198 177H196L195 178V176ZM263 175V176H262ZM15 176V177H14ZM83 176H84V178H83ZM105 176V177H104ZM117 176H120L119 178L117 177ZM143 176V177H142ZM163 178V176H164V178L163 179H161V177ZM184 179L183 180V182H182V178ZM188 176H190V177H188ZM201 178H200V177ZM11 177V178H10ZM19 177V178H18ZM21 177V178H20ZM53 177V178H52ZM69 177V178H68ZM77 177V180L75 179ZM95 177V178H94ZM117 177V178H116ZM124 179H123V178ZM141 177V179H139ZM150 179H149V178ZM153 177H155V178H153ZM159 177V178H158ZM168 177H170V182L168 181ZM193 177V178H192ZM226 177V178H225ZM262 177V178H261ZM1 178V177H0ZM6 178V179H5ZM9 178H10V180H9ZM15 180H14V179ZM23 178V179H22ZM30 178L32 179L31 181H30ZM74 178V179H73ZM105 178H108V179H106L107 181H109V182H107V184H108V186H107V184H106V182H105ZM114 178H116L118 181H120L121 182V184H122V186L121 185H116L117 183H118V181H116L115 182V179ZM153 179V181H152V179ZM156 178H158V181H156L157 179ZM177 178V179H176ZM197 178H199L198 180H200V181H198L197 180ZM229 180H228V179ZM8 179V180H7ZM28 179H29V181H28ZM38 179V182H39V180H41L39 183H37V182H35L36 180ZM48 179V180H47ZM54 179V180H53ZM73 179V180H72ZM79 179V180H78ZM81 179V180H80ZM95 179V180H94ZM112 179V180H111ZM114 179V180H113ZM143 179V180H142ZM145 179H146V181H145ZM155 179V180H154ZM178 182V183H180L179 185H181V188H182V191H181V188H180V186H176V185H178L177 184V182L175 181V180ZM180 179V180H179ZM6 180V181H5ZM11 180H13V181H11ZM24 180L26 181V182H24ZM56 180V181H55ZM71 180V181H70ZM74 180H75V182H74ZM86 180V181H85ZM92 180V181H91ZM104 180V181H103ZM122 180H123V182H122ZM127 180V184L128 185H130L129 187L131 188V191L129 190L130 188H128V190H127V187H128V185H125L124 184V182ZM133 180V181H132ZM149 180L151 181V182H149ZM164 180V181H163ZM171 180H173V181H171ZM185 180H189L188 182L189 183H187ZM191 180V181H190ZM195 180V181H194ZM203 180L206 182V184H204L205 182H203ZM226 180H227V182H226ZM33 181H34V183H33ZM60 181V182H59ZM68 181V182H67ZM77 181H79V182H81V183H77ZM155 181V182H154ZM162 182V183H160V182ZM165 181H167L168 183H165ZM175 181V183H173ZM202 181V184L200 183ZM223 181H225L224 183H226V184H224V183H221V182H223ZM9 182H11V183H9ZM15 182V183H14ZM18 182H21V183H19V185L17 184ZM22 182H24V184H25V186L23 187V185L24 184H22ZM29 182V183H28ZM43 182V183H42ZM51 182H52V184H51ZM53 182H55V184L53 183ZM63 182V183H62ZM64 182H66V183H64ZM146 184H144V183ZM148 182V183H147ZM198 182V183H197ZM213 182V183H212ZM229 182H231V183H229ZM48 183H50L49 185H48ZM75 183L76 184H78L77 186L75 185ZM109 183H111V185H113V186H111ZM115 183V184H114ZM154 183H156V185H160V190L162 189L163 190V192H162V190L161 191H159V189H158V187L154 184ZM182 183H184V184H182ZM186 183H187V185H186ZM191 183V184H190ZM194 184V186H193V184ZM214 183L216 184V185H214ZM220 183V184H219ZM4 184V185H3ZM17 184V185H16ZM36 184H38V186L36 185ZM53 184L55 185L54 186V188L52 187L53 186ZM66 184V185H65ZM70 184H71V186H70ZM73 184V185H72ZM99 184H101L100 185V187H101V189H99L100 187H96V185L97 186H99ZM103 184H104V186H103ZM119 184V183H118ZM134 184H135V186H134ZM138 184V185H137ZM140 184V185H139ZM141 184H144V185H142V189L139 187V186H141ZM170 185L171 184V186L173 185V184H175V185H173L171 188L174 190V192L172 191V189L170 188V186L168 187L167 185ZM207 184H208V186H207ZM223 184V185H222ZM234 188H230L231 186ZM7 185H8V187H10V189L7 187ZM13 185H14V187H13ZM36 185V186H35ZM43 185V186H42ZM46 185V186H45ZM75 185V186H74ZM83 186V188H82V186ZM85 185V186H84ZM124 185H125V187H124ZM147 185H149V186H147ZM161 185H163V186H161ZM186 185V186H185ZM199 185V186H198ZM205 186L204 188H203V186ZM217 185H218V189L219 188H223L222 190H221V192H224V191H226L227 193V195L225 194V192L224 193H221V198L219 197V196H217L218 195V193L220 194V190L218 191L217 190ZM17 186V187H16ZM22 188H21V187ZM33 186H35V187H33ZM52 187V189H51V187ZM57 186V188H55ZM61 186V187H60ZM65 186H67V188L65 187ZM72 186H74L73 188H71ZM80 186H81V189L82 190H80L79 188H80ZM90 186V187H89ZM105 186H107V187H105ZM127 186V187H126ZM144 186V187H143ZM183 186H185V187H183ZM211 186H215L216 187V194L213 196V198L211 197V195L209 196L208 194L209 193H211L212 195H213V192H214V189H215V187H213V192H212V190L210 189V188H212ZM222 186V187H221ZM28 187V188H27ZM39 187V188H38ZM117 188V192H116V188ZM118 187H121V188H118ZM135 187V188H134ZM163 187V188H162ZM168 187V188H167ZM178 188V189H176V188ZM200 187L201 189H198V188ZM206 187H208V189H209V191L211 190V192H208L207 190H206ZM228 189H227V188ZM14 188V189H13ZM32 188V189H31ZM36 188H38V189H40V190H37ZM45 188V189H44ZM48 188V189H47ZM60 188L62 189V190H60ZM94 188H95V191L97 192V190H96V188H98V192L97 193H99L100 191H103V189L102 188H105L106 190H107V192H100L99 193V196H98V194L96 193V192H94ZM108 188V189H107ZM110 188L112 189V190H110ZM114 188V189H113ZM125 188V189H124ZM150 188L152 189V190H150ZM177 190V191H175V189ZM188 188V189H187ZM195 188V190H193ZM225 188V189H224ZM229 188H230V190H229ZM27 189H29L27 192L25 191V190H27ZM34 189H35V191H34ZM54 189H55V191H54ZM65 189V190H64ZM73 189H75V190H73ZM78 189V190H77ZM85 190V193L83 192L84 190ZM88 191H87V190ZM118 189H120V190H118ZM133 189L135 190H137L136 191V193H135V191H133ZM148 189V190H147ZM169 189H171V190H169ZM202 189H203V191H202ZM233 189V194H232V190ZM12 190V191H11ZM14 190H16L15 192H14ZM19 190H20V192H19ZM49 190H51L49 193H47ZM71 191L70 193H69V191ZM111 191V192H109V191ZM124 190H127L126 192L124 191ZM141 190H143V191H141ZM144 190H146V191H144ZM186 190H188V192L186 191ZM190 190L193 192V193H190ZM198 190H199V192H198ZM204 190H205V192H204ZM224 190V191H223ZM229 192H228V191ZM24 191H25V193H27V194H25L24 193ZM32 191V192H31ZM40 192V193H38V192ZM57 191V192H56ZM61 191H63V192H61ZM114 191V192H113ZM120 191V192H119ZM124 191V192H123ZM149 191H150V193H149ZM168 191V192H167ZM170 191H172V192H170ZM194 191H195V193L197 194V196H196V194L194 195ZM2 192V193H1ZM17 192V193H16ZM36 192H37V194H36ZM66 192H67V194L69 193V194H72L71 196L69 195V201H68V199H67V194H66ZM73 192V193H72ZM76 194H75V193ZM78 192H80V194L78 195ZM83 192V193H82ZM128 192H130V194L128 193ZM132 192V193H131ZM145 193L144 195L143 194H141L143 197H145L146 199H144L143 197L141 198H139L138 197V195H136V194H138V193ZM154 192L156 193V194H154ZM201 192V193H200ZM207 195V196H205L204 195V193ZM218 192V193H217ZM230 192H231V194H230ZM9 193V194H8ZM45 193V194H44ZM51 193L52 194H54V196L53 195H51ZM56 193V194H55ZM61 193H63V195L61 194ZM94 193V194H93ZM115 193H117V194H115ZM120 193V194H119ZM124 193L126 194V195H128L127 196V198H126V195H124ZM169 193H170V195H169ZM172 193V194H171ZM9 195V198L7 199L6 197V195ZM16 194H17V196H16ZM35 194V195H34ZM47 194H50V195H47ZM57 194H59V195H57ZM60 194H61V196H60ZM73 194L75 195V196H73ZM97 194V196H96V198L98 199V200H96L95 201V195ZM103 194H105V195H103ZM113 194V196H111V195ZM139 194V196H141ZM158 194V195H157ZM161 194H163L162 196H161ZM182 194V195H181ZM201 194V195H200ZM223 194H224V196H223ZM230 194V196H228ZM1 195H2V197H1ZM4 195V196H3ZM21 195V196H20ZM29 195H31V196H29ZM46 195H47V197H46ZM57 197H56V196ZM78 195V196H77ZM83 195H84V197L85 196H88L90 199L91 198H93V202H99V204L98 203H94V205L96 204L97 206L93 209V208H91V207H89L87 204H86V202H85V204L87 205V206H85V204H84V201H85V199H83L82 197H83ZM91 195H92V197H91ZM93 195H94V197H93ZM110 195V197H108ZM174 195H175V197H174ZM191 195H194V196H191ZM28 197L27 199H26V197ZM53 196V197H52ZM66 196V197H65ZM101 196V197H100ZM115 196H119V198H117V197H115ZM132 196H133V198H132ZM149 196V197H148ZM158 196H160L159 198H158ZM175 199V201H174V199L172 198V197ZM178 196H180V197H178ZM184 196L186 197V198H184ZM198 196H201V197H198ZM209 196V197H208ZM15 197H17V198H19V199H17V198H15ZM36 197V198H35ZM39 197V198H38ZM42 197V198H41ZM45 199H47V200H44V198ZM52 197V198H51ZM60 197V198H59ZM73 199H72V198ZM74 197H75V199H74ZM80 199H79V198ZM99 197V198H98ZM112 197V198H111ZM113 197H115L114 199H113ZM123 197H125L126 199H124ZM155 197H157V198H155ZM177 197V198H176ZM191 199H189V198ZM219 197V198H218ZM224 197H225V199H229V198H231V199H229V201H226L225 199H224ZM14 198V199H13ZM24 198V199H23ZM56 198H59V199H56ZM70 198L72 199V200H70ZM109 198H110V200H109ZM130 198H131V201H129L130 200ZM139 198V199H138ZM153 198H155L158 202L160 201V199H161V201H164L163 203L165 204V202H166V204H168V205H164L161 201L159 202V203H156L155 201V199H152ZM164 198H165V200H164ZM178 198H180V199H178ZM183 198V199H182ZM215 198V199H214ZM223 198V199H222ZM3 199H7L6 201L4 200V203H7V201H8V203L7 204H4L3 203ZM50 199L51 200H56V201H52L54 204L53 205H50L52 202L50 201ZM100 199V200H99ZM139 200L138 201V205H136V206H134V203H136L137 202V200ZM140 199H141V202H143L142 203V205L140 204L141 202H140ZM151 199V200H150ZM189 199V200H188ZM197 199V200H196ZM13 200V201H12ZM15 200H16V203H14L15 202ZM17 200H19V202L17 201ZM20 200H22V201H20ZM40 201V200H42V201H40V202H38V201ZM58 200H60V204H58L59 202H58ZM75 200V201H74ZM84 200V201H83ZM107 200H108V202H107ZM136 202H135V201ZM183 200L186 202V204L183 202ZM194 200V201H193ZM25 201L27 202V204H28V206L25 204ZM29 201V202H28ZM71 201V202H70ZM74 201V202H73ZM76 201H78V202H76ZM104 201V202H103ZM114 201V202H113ZM168 201V202H167ZM189 201V202H188ZM18 202V203H17ZM22 202V203H21ZM104 203V207L102 206V207H99L100 206V204H102L103 205V203ZM117 202V203H116ZM118 202H120V204L118 203ZM130 202H132V203H130ZM149 203L148 205H144V204H146V203ZM178 204H177V203ZM183 203V205L185 206V207H187V208H184V206H182V204L181 203ZM191 202V203H190ZM225 202H227V203H225ZM230 202V203H229ZM15 204V208H13L14 207V204ZM33 205H32V204ZM50 203V204H49ZM73 203V204H72ZM78 203V204H77ZM80 203V204H79ZM126 203V204H125ZM170 203H172L173 204V206L174 207H171L172 205H170ZM174 203H176V204H174ZM188 203V204H187ZM195 203V204H194ZM4 204V205H3ZM9 204V207L7 206V207H5V205H8ZM13 204V205H12ZM18 204H20V205H18ZM43 204H47V205H43ZM56 204V206L58 205H60L58 208L57 207H55L54 205ZM70 204H72V205H70ZM82 204V205H81ZM141 206H140V205ZM206 204V205H205ZM230 204V205H229ZM2 205H3V207H2ZM24 205H26V207H27V211H26V207H24ZM67 205V206H66ZM75 205L77 206V207H75ZM80 205V206H79ZM112 205V206H111ZM124 205V206H123ZM152 205V206H151ZM163 206V208H162V206ZM181 207V208H184V210H180L181 208L179 207V206ZM232 206V208H233V206H234V208H233V211H235L234 212V214H233V211H232V208L230 207L229 208V206ZM48 206V207H47ZM56 209H54L53 207ZM78 206H79V208H78ZM120 206V207H119ZM122 206V207H121ZM126 206L131 210V212L132 213H130L129 214V212H130V210H128L127 208H126ZM134 208H133V207ZM139 206H140V209H137V208H139ZM144 206V209L143 208H141V207H143ZM157 208H156V207ZM161 206V207H160ZM177 206L180 208L179 209V212L181 211V214L180 213H178L177 214ZM188 206H190V207H188ZM5 207V208H4ZM46 207V208H45ZM91 208V209H88V210H86L87 208ZM108 207V208H107ZM124 207H125V209H124ZM161 209H160V208ZM3 208V209H2ZM7 208V209H6ZM29 208V209H28ZM34 208V209H33ZM40 208V209H39ZM43 208V209H42ZM48 208L51 210L52 209V211H49L48 210ZM60 208H62V210H64L65 209V211H67V212H63L62 210H60ZM71 209V210H67V209ZM74 208V209H73ZM81 208H82V210H81ZM85 208V211L87 212V214H85L86 212L83 210ZM97 208H100V210L98 209L97 210ZM102 208H103V210H102ZM105 208H106V212H105ZM132 208L134 209V210H132ZM136 208V209H135ZM166 208V209H165ZM191 208V209H190ZM14 209V210H13ZM18 209V210H17ZM22 209V210H21ZM24 209V210H23ZM32 209V210H31ZM37 209V210H36ZM41 209H42V211H41ZM58 209V210H57ZM76 209V210H75ZM126 209H127V211H129V212H124V211H126ZM142 209H143V211H142ZM155 209H157L156 211H153V210ZM163 209V210H162ZM170 209H172V212H171V210ZM20 210H21V212H20ZM47 210L49 211L48 213H47ZM90 210V211H89ZM97 210V211H96ZM123 210V211H122ZM149 210V211H148ZM159 210H160V212H159ZM169 210V211H168ZM174 210H176V211H174ZM186 210H188V212L186 211ZM225 210V211H224ZM4 211H5V213H4ZM10 211V212H9ZM15 211H16V213H15ZM43 211H44V214H43ZM59 212V214H58V212ZM89 211V212H88ZM91 211H92V213L94 212V214L93 215H95V219H94V217L92 218V216H91ZM100 211L102 212L103 211V214L102 215H99L100 214ZM111 211V212H110ZM120 211V212H119ZM137 211H138V213H137ZM147 211V213H145L144 214V212H146ZM158 211V212H157ZM162 211V212H161ZM166 211H168L167 213H166ZM182 211H184V212H182ZM13 212L15 213V214H13ZM20 212V213H19ZM28 212V213H27ZM30 212V213H29ZM52 212V213H51ZM55 212V213H54ZM57 212V213H56ZM61 212V213H60ZM63 212V213H62ZM99 212V213H98ZM106 214H105V213ZM113 212V213H112ZM134 212V213H133ZM137 213V216H135L136 215V213ZM140 212H141V214H140ZM143 212V213H142ZM153 212H155V213H153ZM189 213V212H192V215H188L187 213ZM7 213H8V215H7ZM34 213H35V215H34ZM64 213H68V215H70L69 216V218L71 217V221H70V219L68 218L67 219V217H68V215H64ZM97 213V214H96ZM107 213H108V216H106L107 215ZM123 213H126V214H129V215H122ZM154 214L153 216H155V217H153V216H151L150 214ZM156 213H162V214H159V215H157ZM165 213H166V215H165ZM171 213H173V214H171ZM5 214V215H4ZM9 214H11V215H9ZM28 214V215H27ZM30 214H31V216L33 217H31L30 216ZM40 214V215H39ZM50 214H51V216H54V215H52V214H55V218L54 217H52L51 218V216H50ZM57 214V215H56ZM61 214H63V215H61ZM89 214H90V216L91 217H89ZM144 214V215H143ZM182 214H184V216L182 215ZM189 214H191V213H189ZM195 214V215H194ZM224 214V215H223ZM231 214V215H230ZM4 215V217H2ZM7 215V216H6ZM14 215V216H13ZM99 215V217H100V219L102 218L103 220H101L100 221V219L98 220V218L99 217H97V216ZM121 215V216H120ZM133 215L135 216V218L136 219H141L142 217H146L145 219L143 218V219H141V220H136L135 218H133ZM169 215H179L178 217H180V218H178L177 216L175 217L176 218V221L179 223V224H181V226L179 225V224H177V223H175V219H174V216H171V218H173V219H171L170 220V216ZM180 215H182L184 218L185 217H187V216H189V218L190 219H188V218H186V219H188L187 220V224L185 223L186 222V219H184V218H182ZM187 215V216H186ZM8 216H10L9 218H8ZM29 216H30V218L32 219H30L29 218ZM36 217V219H35V217ZM47 216V217H46ZM58 216H59V219H58ZM106 216V217H105ZM112 216V217H111ZM115 216V217H114ZM125 216H127L126 218H124ZM130 216V217H129ZM139 216H141V218H139ZM148 216V217H147ZM150 216L151 217H153V218H155V219H152V221L154 222V224H153V222L151 221V218H150ZM157 216H160V218L158 219V217ZM166 216H168V217H166ZM2 217V218H1ZM109 217V218H108ZM119 217V221L121 222L120 224H119V221L117 220V218ZM121 217H123V222L121 221ZM132 217V218H131ZM194 217V218H193ZM197 217V218H196ZM6 220H5V219ZM38 218V219H37ZM42 218V220L41 221H43V222H41L40 221V219ZM54 218V219H53ZM60 218H62L65 222H62L63 220H61V222H60ZM92 218V220H90ZM97 218V219H96ZM114 218H116L115 220H117L118 222L116 223V221L114 220ZM127 218H130L129 220L127 219ZM148 218H150V219H148ZM165 218V219H164ZM168 218H169V220L171 221V223H170V221H168ZM178 218V219H177ZM193 218V219H192ZM3 219V220H2ZM46 219V220H45ZM73 219H75L74 221H73ZM83 219H84V221H83ZM108 220L107 222H106V220ZM135 219V220H134ZM195 219V220H194ZM197 219V220H196ZM35 220V221H34ZM53 220H54V222H53ZM56 220V221H55ZM94 220V222H96V224L98 225V226H96V225H94L95 223L93 222L92 223V221ZM99 221V224L100 225H103L102 227L98 224V221ZM105 220V221H104ZM112 220H114V222H112V224L114 225L115 223H116V225H114V226H112V224H110L111 223V221ZM125 220L128 222V223H126L125 222ZM146 220H147V222L148 223H141V224H139V222H146ZM167 220V221H166ZM174 220V221H173ZM191 220H193V221H195V222H190ZM9 221V223H8V225H6V222H8ZM22 221V222H21ZM37 221V222H36ZM39 221H40V223H39ZM59 221V223H57ZM88 221V222H87ZM105 222L106 223V225H105V223L104 224H102V222ZM132 221H137V223L135 222H132ZM157 221H159V222H157ZM172 221H173V223H172ZM188 221L190 222V224H188ZM68 222H70V223H68ZM86 223V224H83V223ZM101 222V223H100ZM157 222V223H156ZM162 222H164L163 223V225H162ZM169 222V223H168ZM256 224H255V223ZM2 223L4 224V225H2ZM18 225H17V224ZM45 223V224H44ZM57 223V224H56ZM60 223H61V225L63 224V226H61L60 225ZM66 223V224H65ZM76 223V224H75ZM79 223V224H78ZM81 223V224H80ZM89 223V224H88ZM125 223V227H124V224ZM175 223V224H174ZM185 225H184V224ZM194 223H197V225H193ZM70 224V225H69ZM107 224H108V227H107ZM118 224V225H117ZM122 224V226H120ZM146 224H147V226H149L148 228H146V230L147 229H149L150 227V229L149 230H147V232L144 230L145 229V227H146ZM158 226H156V225ZM174 225L173 227H174V230H173V228H172V226L170 227V225ZM177 224V225H176ZM10 225V226H9ZM28 225V226H27ZM34 225H36V227L34 226ZM39 225V226H38ZM40 225H42V227L43 226H45V227H43V229H42V227H40ZM65 225H67V226H65ZM79 225V226H78ZM83 225V226H82ZM109 225H111V227H113V228H111ZM129 225L131 226V227H129ZM135 225H137V226H135ZM167 225H169V229H168V227H161V226H167ZM178 225L180 226V227H178ZM183 225V226H182ZM18 226V227H17ZM19 226H22V230H24V231H22L21 230V227L19 228ZM27 226V227H26ZM65 226V227H64ZM120 226V227H119ZM141 226V227H140ZM142 226H143V229H142ZM195 226V227H194ZM6 227V228H5ZM40 227V228H39ZM51 227V228H50ZM62 227L64 228V230L62 229ZM88 227V228H87ZM97 227V228H96ZM105 227V228H104ZM136 227H138V230L137 229H135ZM159 227H161V229L159 228ZM177 227V228H176ZM16 228H18V229H16ZM31 229V231H30V229ZM44 228H48V229H44ZM66 228V229H65ZM80 228V229H79ZM83 228H86L85 230L83 229ZM101 228V229H100ZM104 228V229H103ZM109 228H111V229H109ZM118 228V229H117ZM121 228H122V230H121ZM125 228V229H124ZM140 228V229H139ZM163 228V229H162ZM166 228V229H165ZM172 228V229H171ZM256 228V229H255ZM18 231H16V230ZM35 229H42V233L43 234H41L40 232H41V230H36L35 231ZM50 229V230H49ZM89 229V230H88ZM96 229H100L99 231H97ZM105 229H106V231H107V233L109 234H107V233H105L106 231H105ZM117 229V231H115ZM132 231H131V230ZM134 229L135 230H137L138 232H142V231H145L144 232V239L147 241H144V240H142L143 239V235L141 234V232L139 233V234H141L140 236H138V232L137 231H135V233H134ZM153 229V230H152ZM180 229V230H179ZM254 229V230H253ZM13 230V231H12ZM93 230V231H92ZM114 231L113 233H110L109 231ZM161 230V231H160ZM165 230L166 231H168V232H165ZM172 230H173V232H172ZM185 230V231H184ZM195 230V231H194ZM10 232V234H9V232ZM19 231H20V233H19ZM86 232V234H85V232ZM120 231H123V232H120ZM130 231V233H128ZM148 231H151V234H149L150 232H148ZM157 231H159L158 233H157ZM162 231H164L163 233H162ZM5 232H8V234H9V236L10 237H7L8 235H7V233L5 234ZM12 232V233H11ZM34 232V233H33ZM83 232V233H82ZM97 232V233H96ZM101 234H100V233ZM137 232V233H136ZM153 232H156L155 234L153 233ZM178 232H180V234H178ZM193 232V233H192ZM15 233H18V234H15ZM25 233V234H24ZM40 233V234H39ZM48 233V235H50L49 237H48V235H46ZM72 233V234H71ZM88 233V234H87ZM101 235V236H105V238H107V241H110V242H112L111 244H110V242H108L109 244H107L106 246H105V244L107 243V241L106 240H104V241H106L105 242V244H103L104 243V241H102L103 240V237L102 238H100L99 237V234ZM118 233V234H117ZM134 233V234H133ZM143 233V232H142ZM163 235H162V234ZM170 233V234H169ZM175 233H177L179 236L180 235H182L180 238L177 236V234H176V238L174 239V237H172V238H170V236L172 235V234H174L175 235ZM12 234V235H11ZM19 234H20V236H19ZM27 234V235H26ZM58 234V235H57ZM62 234V235H61ZM78 234H79V236H78ZM85 234V235H84ZM91 234H94V236H95V239H94V236L93 235H91ZM133 234V235H132ZM137 234V235H136ZM156 234H157V236H156ZM164 234H166L168 237H169V239L170 240H168V237L166 236V235H164ZM14 235V236H13ZM29 235H30V237H29ZM46 236V238L48 239V240H51L50 238H52L55 242H53V240H51V241H49V243H48V240L46 241V238H45V236ZM74 235V236H73ZM75 235H76V238H75ZM86 235H87V239H86ZM89 235H90V237H89ZM108 235V236H107ZM112 235H113V238H112ZM116 235V237H114ZM119 235V236H118ZM121 235V236H120ZM128 235V236H127ZM149 235V237L147 238V236ZM159 235H161V236H159ZM174 235H172V236H174ZM186 235V236H185ZM23 238H22V237ZM25 236H26V238H25ZM28 236V237H27ZM78 236V237H77ZM93 236V237H92ZM122 236H123V238L125 239H128L129 241H127L126 239H125V241H124V239L122 238ZM130 236H132L133 237V239H132V237L130 238ZM136 236H138V238L136 237ZM142 236V237H141ZM150 236H151V238H153V239H151L150 238ZM155 236V237H154ZM166 236V237H165ZM74 238V239H77V241L80 243V245H81V247L84 249L85 248V250L86 251H82L81 249V251L80 250H78V246L77 247H74L75 249L73 250V249H69V250H62L59 246H57L58 245V243H60V242H63L64 240H67V239H69V238ZM160 237V238H159ZM163 237V238H162ZM186 237H188V239L186 238ZM190 237V238H189ZM24 238L25 239H27V240H24ZM30 238V239H29ZM31 238H32V240H31ZM42 238V239H41ZM45 238V239H44ZM79 238H80V240H79ZM89 238H91V239H89ZM96 238H98V240L96 239ZM130 238V239H129ZM135 238H137V239H135ZM157 238V239H156ZM162 238V239H161ZM5 239V241H2V240H4ZM13 239H15V240H17V241H15L14 240V242L16 243H14L13 241L11 242V240H13ZM55 239H57V240H55ZM84 239V240H83ZM91 241H89V240ZM100 239H102L101 241H100ZM115 239V240H114ZM122 239H123V241H122ZM143 241V242H146V243H142L143 245H144V247H146V248H144L143 247V245H141V240ZM148 239L150 240V241H148ZM159 239V240H158ZM168 241H167V240ZM185 239V240H184ZM9 240V241H8ZM44 240H45V242L46 243H44ZM86 240L88 241V242H86ZM95 240V241H94ZM98 242H97V241ZM121 240V241H120ZM137 241V242H135V245H134V243L132 242V241ZM140 240V241H139ZM154 240V241H153ZM157 240V241H156ZM161 240H166L165 242L164 241H161ZM175 240H177V243H175L176 241ZM181 240H182V242L184 243H186V245H185V243L183 244V246H182V243H180L181 242ZM19 241V242H18ZM28 241V242H27ZM39 241H40V243H39ZM42 241V242H41ZM58 243H57V242ZM127 241V242H126ZM138 241L140 242L139 244H140V246L141 247H143V248H141L139 245H138ZM152 241V242H151ZM156 241V242H155ZM171 241L175 244H172L171 243ZM180 241V242H179ZM90 242V243H89ZM121 242V243H120ZM153 242H155L156 243V245L155 244H153ZM169 242V243H168ZM189 242V243H188ZM10 243V244H9ZM28 243V244H27ZM30 243V244H29ZM34 243V244H33ZM41 243H43V245L41 244ZM84 244V246H83V244ZM89 243V244H88ZM91 243H93L92 245H91ZM118 243H120V244H118ZM122 243H123V246H122ZM125 243V244H124ZM131 243V244H130ZM147 243H151L153 246H151L150 244H149V246H147L148 244ZM157 243H159V244H157ZM172 244V246H170V247H168L169 245H171ZM15 244V245H14ZM19 244V245H18ZM24 244V245H23ZM31 244H32V246H31ZM54 244V245H53ZM55 244H57V245H55ZM97 244V245H96ZM100 244V246H98ZM138 246H137V245ZM160 244H165L164 246H165V248L164 249H166V252H165V250L163 249V245H161L160 246ZM200 244H202V245H200ZM17 245V246H16ZM27 245V246H26ZM109 245H111L110 247H109ZM119 247H118V246ZM126 245V250H125V248H124V246ZM154 245H155V247H154ZM158 245V246H157ZM11 246V248H9ZM55 246V247H54ZM86 246V247H85ZM91 246V247H90ZM93 246H94V248H96L97 246L99 247V248H96V249H94L93 248ZM106 248H105V247ZM107 246L109 247V249L107 248ZM113 246V247H112ZM123 248H122V247ZM138 247L137 249L136 248H134V247ZM151 246V247H150ZM156 246H157V248H156ZM167 246V247H166ZM27 247V248H26ZM32 247V248H31ZM104 247L105 248V250H107V252L106 251H104V253L102 252H99V251H103V249L102 248ZM117 247V248H116ZM129 247H131L132 248V251H131V248H129ZM149 247V248H148ZM155 248V250L157 251V253H155L154 251V249L153 248ZM174 249H173V248ZM22 248V249H21ZM26 248V249H25ZM88 248V249H87ZM119 248H120V250H119ZM141 250H140V249ZM148 248V251L146 250ZM160 250H159V249ZM182 248V249H181ZM222 249V251H221V249ZM28 249H31V250H28ZM77 249V250H76ZM93 250V252H94V254H93V252L91 251V250ZM102 249V250H101ZM122 249H124L123 251H122ZM134 249H135V251H134ZM138 249H139V252H140V254L142 255V256H140V254L138 253ZM162 249V250H161ZM177 250V251H174L173 252V250ZM216 249V250H215ZM220 249V250H219ZM223 249H225V250H223ZM11 250V251H10ZM22 250H23V252H22ZM34 250H36V251H39L38 253L36 252V251H34ZM97 250V252H96V255H95V251ZM111 250V251H110ZM113 250V251H112ZM115 250H117V251H119V252H121L122 253V255H121V253L120 254H118V252L116 251L115 252ZM137 250V251H136ZM163 250H164V252H163ZM170 250H172L171 252H173L172 254L175 256V254H176V257H174V256H171V252H170ZM184 250V251H183ZM230 250V251H229ZM15 251H18L17 253L15 252ZM31 251H34V253L33 252H31ZM68 251V252H67ZM77 251H79V252H77ZM87 251H91V253H87ZM126 251V252H125ZM134 251V253L135 254H138V255H136L135 256V254H133L132 252ZM143 251H144V253H143ZM145 251H146V253H145ZM152 251V252H151ZM159 251H161V252H159ZM214 251V252H213ZM216 251V252H215ZM219 251H221V252H218ZM223 251H225V252H223ZM22 253V255H21V253ZM82 252H84V253H82ZM86 252V253H85ZM109 252V253H108ZM111 252V253H110ZM113 252V253H112ZM128 252V253H127ZM168 252L170 253L169 254V256H170V258H172V260L174 261L175 260V258H176V260H177V262H176V260H175V262H173V261H171V259L168 257ZM251 252H252V254H251ZM17 255H19L21 258H19L18 256L16 257V254ZM106 253H107V255H106ZM132 255H131V254ZM143 253V254H142ZM158 253H161V254H164V255H166V256H163L162 257V255L160 254H158ZM212 253H215V254H212ZM220 253H221V255H220ZM230 253V254H229ZM13 254V255H12ZM68 254V255H67ZM81 254V255H80ZM84 254V255H83ZM85 254H86V256H85ZM111 254V257H109V255ZM114 254H118L119 256H115ZM144 254L146 255H151V256H144ZM182 254V255H181ZM185 256H184V255ZM225 254V255H224ZM8 255H12L13 257H10V256H8ZM25 255V256H24ZM26 255H28V256H26ZM79 255V256H78ZM121 255V256H120ZM124 255H126L127 257H128V260H129V258H130V260H132V261H130V262H128V260L127 259H125L124 260ZM130 255V256H129ZM213 255H216V256H213ZM218 255H220L219 257H218ZM228 255H230V257L228 256ZM45 257L44 259H43V257ZM76 256V257H75ZM84 258H83V257ZM90 256V257H89ZM91 256H94V257H91ZM135 256V257H134ZM137 256H139V258L137 257ZM153 256V257H152ZM156 256L157 257H159L158 258V261L159 260H162V261H157V258H156ZM180 256H181V258H180ZM225 256H227V258L225 257ZM26 257H27V259H26ZM56 257V258H55ZM80 257V258H79ZM87 257V258H86ZM99 257V258H98ZM104 257V261H103V258ZM120 257V258H119ZM138 258V259H135V258ZM145 258L144 260L142 259V258ZM148 257H149V259H148ZM151 257L152 258H154V259H151ZM166 257H168V258H166ZM174 257V258H173ZM185 257V258H184ZM225 257V259H223V258ZM240 257V258H239ZM4 258H5V260H4ZM8 258H10V260L8 259ZM48 258V259H47ZM57 259V260H55V259ZM90 258V259H89ZM94 258V259H93ZM110 260H109V259ZM121 258H123V259H121ZM162 258V259H161ZM179 258V259H178ZM182 258H184V259H182ZM248 260H247V259ZM16 259V260H15ZM17 259H19V260H17ZM25 259V260H24ZM89 259V260H88ZM98 260V262H97V260ZM106 259H108V260H106ZM114 259H116V260H114ZM150 259H151V261H150ZM168 259V260H167ZM170 259V260H169ZM3 260V261H2ZM70 260H72V261H70ZM80 260V261H79ZM101 260V261H100ZM125 262H124V261ZM2 261V262H1ZM9 262V263H7V262ZM21 261H22V263H21ZM58 261V262H57ZM109 261V262H108ZM113 261H115V262H113ZM149 261V262H148ZM154 261H155V263H154ZM170 261L172 262V263H170ZM14 262V263H13ZM19 262V263H18ZM34 262V263H33ZM56 262V263H55ZM81 262V263H80ZM117 262V263H116ZM124 262V263H123ZM142 262V263H141ZM144 263V264H145ZM165 263V264H166ZM164 264V263H163Z\"/></svg>","mask_w":264,"mask_h":264},{"label":"bare ground","instance_id":"bare-ground-1","mask_svg":"<svg viewBox=\"0 0 264 264\" xmlns=\"http://www.w3.org/2000/svg\"><path fill=\"white\" fill-rule=\"evenodd\" d=\"M37 1L40 2L39 0H37ZM126 1H127V0H126ZM155 1H156V0H155ZM261 1H263V0H261ZM38 2H35V4L38 3ZM124 2H125V1H124ZM158 2H159V1H157V3H158ZM237 2H239V1H237ZM249 2H250V1H248V2L246 1V3H249ZM257 2H258V1H257ZM33 3H34V2H33ZM45 3H46V2H45ZM240 3H242V2H240ZM243 3H244V2H243ZM243 3H242V4H243ZM246 3H245V4H246ZM26 4H27V3H26ZM111 4H112V3H111ZM236 4H237V3H236ZM238 4H239V3H238ZM245 4H243V5H245ZM249 4H250V3H249ZM261 4H262V2H261ZM23 5H24V4H23ZM29 5H30V4H29ZM31 5H32V3H31ZM250 5H252V4H250ZM250 5H249V7H251ZM253 5H254V3H253ZM255 5H256V3H255ZM27 6H28V5H27ZM112 6H113V4H112ZM42 7H43V6H42ZM241 7H242V6H241ZM243 7H244V6H243ZM253 7H257V5H256V6H253ZM259 7H260V6H259ZM263 7H264V6H263ZM102 8H103V7H102ZM102 8H101V9H102ZM251 8H252V7H251ZM251 8H250V9H251ZM257 8H258V7H257ZM240 9H242V8H240ZM250 9H249V11H251ZM254 9H255V8H254ZM254 9H253V10H254ZM102 10H103V9H102ZM243 10H244V9H243ZM245 10H246V9H245ZM253 10H252V11H253ZM257 10H258V9H256V11H257ZM247 11H248V10H247ZM259 11H260V10H259ZM236 12H237V11H236ZM245 12H246V11H245ZM254 12H255V10H254ZM254 12H253V13H254ZM102 13H106V12L103 11ZM242 13H243V15H244V12H242ZM246 13H247V12H246ZM248 13H249V12H248ZM250 13H251V12H250ZM250 13H249V14H250ZM259 13H262V12H259ZM259 13H255V14L258 15ZM108 14H109V11H108L107 15H108ZM239 14H240V11H239ZM101 15H103V14H100V17H101ZM260 15H261V14H260ZM262 15H263V13H262ZM103 16H104V15H103ZM103 16H102V18H105V17H103ZM108 16H109V15H108ZM110 16H111V15H110ZM245 16H246V15H245ZM254 16H255V15H254ZM242 17H243V16H242ZM242 17H241L240 19H242ZM247 17H248V16H247ZM252 17H253V15H252ZM85 18H86V17H85ZM91 18H92V17H91ZM111 18H112V16H111ZM233 18H234V17H233ZM233 18H232V19H233ZM235 18H236V17H235ZM255 18H256V17H255ZM258 18H259V17H258ZM259 19H260V21H261L262 17L259 18ZM47 20H48V19H47ZM92 20L94 21V19H92ZM100 20H102V19H100ZM103 20H104V19H103ZM107 20H108V19H107ZM110 20L112 21V19H110ZM245 20H246V19H245ZM257 20H258V19H257ZM44 21H45V20H44ZM48 21H49V20H48ZM239 21H240V20H239ZM263 21H264V18H263ZM89 22H90V21H89ZM89 22H88V24H89ZM255 22H257V21H255ZM91 23H92V22H91ZM104 23H105V22H104ZM240 23H243V22H240ZM259 23H260V22H259ZM105 24H106V23H105ZM103 25H104V24H103ZM245 25H246V23L244 24V26H245ZM259 25H263V24H258V26H259ZM46 26H47V25H46ZM246 26H247V25H246ZM246 26H245V27H246ZM237 27H238V26H237ZM262 27H263V26H262ZM54 28H55V27H54ZM57 28H58V27H57ZM248 28H249V27H248ZM250 28H251V27H250ZM44 29H45V28H44ZM53 30H54V29H53ZM57 30H59V29H57ZM262 30L264 31V28H262ZM90 31H91V30H90ZM53 32H54V31H53ZM58 32H60V31H58ZM166 32H167V31H166ZM236 32L238 33L239 31H236ZM247 32L249 33L250 31H247ZM254 32H255V30H254ZM256 32H257V31H256ZM54 33H55V32H54ZM227 33H229V31H228ZM230 33H231V32H230ZM240 33H242V32H240ZM240 33H239V34H240ZM252 33H253V31H252ZM259 33H260V32L257 33V41H255V42H258V34H259ZM262 33H263V32H262ZM167 34H168V33H167ZM235 34H236V33H235ZM245 34H246V33H245ZM41 35H42V34H41ZM233 35H234V34H233ZM243 35H244V33H243ZM254 35H255V33H254ZM231 36H232V35H231ZM231 36H230V37H231ZM244 36H246V35H244ZM247 36H248V35H247ZM252 36H253V35H252ZM261 36L263 37V34H262ZM54 37H55V36H54ZM233 37H234V36H233ZM262 37H260V38L262 39ZM42 38H43V37H42ZM51 38H52V37H51ZM51 38H50V39H51ZM57 38H58V36H57ZM57 38H53V39L55 40V39H57ZM68 38H69V37H68ZM68 38H67V39H68ZM224 38H225V37H224ZM260 38H259V40H260ZM58 39H60V38H58ZM69 39H70V38H69ZM220 39H221V38H220ZM220 39H219V41H220V43H221L222 41H221ZM234 39H235V38H234ZM248 39H249V38H248ZM254 39H256V38H254ZM228 40H229V39H228ZM228 40H227V41H228ZM230 40H231V39H230ZM33 41H34V43L36 42L35 40H33ZM40 41H41V40H40ZM56 41H57V40H56ZM219 41H218V43H219ZM246 41H247V40H246ZM263 41H264V40H263ZM31 42H32V41H31ZM66 42H68V41H66ZM234 42L236 43L235 40H234ZM252 42H253V41H252ZM38 43H39V42H38ZM79 43H80V42H79ZM79 43H77V44H79ZM240 43H242V42H240ZM244 43H245V42H244ZM259 43H261V42H259ZM64 44H66V47H67V43H64ZM83 44H84V43H83ZM213 44L215 45V43H213ZM225 44H226V42H225ZM236 44H237L236 48H235V47L231 48L233 53L235 52V51L233 50L234 48L236 49V51H237V49L239 48V47H238L239 44H238V43H236ZM245 44H247V43H245ZM245 44H243V45L245 46ZM249 44H250V43H249ZM253 44H254V43H253ZM261 44H262V43H261ZM31 45H32V43H31ZM31 45L29 46L30 48H31ZM40 45H41V44H40ZM53 45H54V44H53ZM219 45H220V44H219ZM226 45H228V44H226ZM230 45H231V44H230ZM230 45H229V46H230ZM240 45H242V44H240ZM243 45H242V46H243ZM247 45H248V44H247ZM262 45H264V44H262ZM262 45H258V46H262ZM25 46H27V45H25ZM25 46H24V47L22 46V49L25 48ZM210 46H211V45H210ZM222 46H223V45H222ZM229 46H228V47H229ZM233 46H235V44H234ZM19 47H20V46H19ZM32 47H33V46H32ZM35 47H36V46H34L33 48H35ZM74 47H75V45H74ZM76 47H77V46H76ZM213 47H214V46H213ZM215 47H216V46H215ZM215 47H214V48H215ZM228 47H227V48H228ZM230 47H231V46H230ZM237 47H238V48H237ZM255 47H257V46H255ZM255 47H254V48H255ZM55 48H56V47H55ZM88 48H89V46H88ZM88 48H87V49H88ZM206 48H208V47H206ZM216 48H217V47H216ZM219 48H221V47H219ZM247 48L249 49V47H247ZM251 48H252V47H251ZM260 48H261V47H260ZM260 48H259V49H260ZM263 48H264V46H263ZM263 48H262V50H259V51H263V52H264V49H263ZM17 49H18V48H17ZM31 49H32V48H31ZM81 49H82V48H81ZM90 49H91V47H90ZM211 49H212V48H211ZM225 49H226V47H225ZM244 49H246V48H244ZM244 49H243V50H244ZM18 50H19V49H18ZM25 50H26V48H25ZM27 50H28V48H27ZM78 50H80V49H78ZM159 50H160V49H159ZM209 50H210V49H209ZM227 50H228V49H227ZM227 50H226V51H227ZM239 50H240V49H239ZM250 50H251V49H250ZM250 50H248V51L250 52ZM16 51H17V50H16ZM19 51H20V50H19ZM65 51H66V50H65ZM71 51H72V50H71ZM83 51L85 52L84 49H83ZM90 51H93V50L91 49ZM206 51H207V50H206ZM211 51H212V50H211ZM223 51H225V50H223ZM246 51H247V50H245V52H246ZM257 51H258V50H257ZM88 52H89V49H88ZM95 52H97V51H95ZM174 52L176 53V50H175ZM208 52H209V54H210V51H208ZM213 52H214V51H213ZM79 53L81 54V52H79ZM85 53H86V52H85ZM179 53H180V51H179ZM181 53H182V52H181ZM236 53H237V52H236ZM243 53H244V51H242V54H243ZM251 53H252V50H251ZM253 53H254V52H253ZM259 53H260V52H259ZM71 54H72V53H71ZM82 54H83V52H82ZM90 54H92V53H90ZM90 54H89V55H90ZM95 54H96V53H95ZM95 54H94V55H95ZM97 54H98V53H97ZM247 54H248V53H247ZM247 54H246V55H247ZM249 54H250V53H249ZM249 54H248V56H250ZM255 54H257V53H255ZM255 54H254V55H255ZM263 54H264V53H263ZM263 54H262V55H263ZM85 55H86V54H85ZM87 55H88V54H87ZM173 55H174V54H173ZM236 55H237V54H236ZM246 55H245V53H244V56L242 55V56H240V57H242V58L244 57V58H245ZM257 55H258V54H257ZM79 56H80V55H79ZM174 56L177 57V56H179V54H178V55L176 54V55H174ZM213 56H214V55H213ZM233 56H234V55H233ZM252 56H253V55H252ZM263 56H264V55H263ZM22 57H23V56H22ZM96 57H99V56H96ZM100 57H101V56H100ZM100 57H99V58H100ZM215 57H216V56H215ZM236 57H237V56H235V58H236ZM253 57L255 58V56H253ZM92 58H93V57H92ZM102 58H104V57H102ZM237 58H238V57H237ZM242 58H238V59L240 60V59H242ZM251 58H252V57H251ZM258 58H259V57H258ZM28 59H30V58H28ZM79 59H81V58H79ZM82 59H83V58H82ZM82 59H81L80 61H82ZM85 59H86V58H84V60H85ZM87 59H88V58H87ZM87 59H86V60H87ZM233 59H234V58H233ZM233 59H232V61H233ZM260 59H263L262 61H261V60H260V61H261V62H264V58H260ZM96 60H97V59H96ZM102 60H103V59H102ZM173 60H174V59H172V62H173ZM230 60H231V59H230ZM230 60H228V61L230 62ZM242 60H243V59H242ZM245 60H246V59H244V61H245ZM251 60H252V59H250V62H251ZM253 60H254V59H253ZM253 60H252V61H253ZM255 60H256V59H255ZM97 61H98V64H99V59H98ZM97 61H96V62H97ZM100 61H101V60H100ZM179 61L181 62V60H179ZM179 61H178V63H179ZM256 61H257V60H256ZM82 62H83V61H82ZM87 62H88V61H87ZM87 62H85V64H86ZM104 62H105V61H104ZM174 62H175V61H174ZM229 62H228V64H229ZM246 62H247V61H246ZM254 62H255V61H254ZM254 62H253V63H254ZM257 62H258V61H257ZM257 62H256V65H257V64L260 65V63H257ZM74 63H76V62H74ZM80 63H81V62H79V60H78V65H79ZM83 63H84V62H83ZM88 63H89V62H88ZM91 63L93 64L92 61H91ZM94 63H95V62H94ZM187 63H188V62H187ZM222 63H223V61H222ZM226 63H227V61H226ZM226 63H225V64H226ZM233 63H234V61H233ZM237 63H238V62H237ZM253 63H252V64H253ZM176 64H177V62H176ZM179 64H180V63H179ZM182 64H183V63H182ZM218 64H219V62H218ZM238 64H239V65H242V64H240V63H238ZM249 64H250V63H249ZM263 64H264V63H263ZM82 65H83V64H81V66H82ZM87 65H88V64H87ZM87 65H86V66H87ZM163 65L166 66L165 64H163ZM222 65H223V64H222ZM230 65H231V63H230ZM235 65H236V64H235ZM235 65H232V66H235ZM246 65H248V63H247ZM246 65H245V66H246ZM259 65H258V68H254V67H252V68L250 69V67H249V68L247 69V68L245 67L246 69L244 68V70H243V69H240V67H239L238 70L240 69V71H239L238 73H236V72H235V73H232V72L229 71V72H228V76H229L228 79L231 78V79H233L232 81H234V78H235L236 76H237V78H238V76H239V78H240V76H245V77H246L249 73H251V70H255V71H256V70H259ZM75 66H76V65H75ZM95 66H97V65H95ZM104 66H105V65H104ZM177 66H179V65L177 64ZM184 66H185V65H184ZM248 66H249V65H248ZM251 66H252V65H251ZM253 66H255V65H253ZM261 66H263V65L261 64ZM72 67H73V66H72ZM97 67H98V66H97ZM167 67H168V66H167ZM179 67H180V66H179ZM181 67H182V65H181ZM224 67H226V66H224ZM235 67H236V66H235ZM237 67H238V66H237ZM242 67H243V66H242ZM255 67H256V66H255ZM263 67H264V66H263ZM82 68H83V67H82ZM88 68H89V66H88ZM93 68H95V67H93ZM182 68H184V67H182ZM261 68H262V67H261ZM261 68H260V69H261ZM65 69H66V68H65ZM70 69H71V68H70ZM70 69H69V70H70ZM74 69H75V67H74ZM80 69H81V68H80ZM84 69H85V68L81 69V70H83V73H84ZM95 69H96V68H95ZM167 69H168V68H167ZM184 69H185V68H184ZM226 69H227V68H226ZM231 69H232V68H231ZM263 69H264V68H263ZM71 70H73V68H72ZM78 70H79V69H78ZM107 70H108V68H107V66H106V72H105L106 75H107V73L109 72L110 69L108 70V72H107ZM180 70H181V68H180ZM75 71H76V70H75ZM97 71H98V70H96V72H97ZM101 71H103V70H101ZM182 71H183V69H182ZM184 71H185V70H184ZM184 71H183V73H185ZM188 71H189V70H188ZM235 71H237V70H235ZM260 71H261V70H259V73L261 74ZM262 71H263V70H262ZM57 72H59V71L57 70ZM66 72H67V71H66ZM233 72H234V71H233ZM256 72H257V71H256ZM62 73H63V72H62ZM71 73H72V72H71ZM77 73H78V72H77ZM79 73H80V70H79ZM98 73H99V72H98ZM215 73H216V72H215ZM246 73H247V75H245ZM262 73H264V71H263ZM56 74H58V73H56ZM63 74H64V73H63ZM65 74L68 75V74H70V73H68V74L65 73ZM81 74H82V73H81ZM81 74H80L79 76H81ZM88 74H89V73H88ZM94 74H95V73H94ZM101 74H102V73H101ZM111 74H112V73H109L108 75H111ZM120 74H121V73H120ZM186 74H187V73H186ZM216 74H218V73H216ZM260 74H259V75H260ZM84 75H86V72L84 73ZM84 75H82V76H84ZM123 75H124V73H123ZM55 76H56V75H55ZM87 76H89V75H87ZM87 76H86V77H87ZM93 76H94V75H93ZM99 76H100V73H99ZM99 76H98V77H99ZM101 76H102V75H101ZM185 76H186V75H185ZM185 76H183V77L186 78ZM195 76H196V75H195ZM195 76H194V77H195ZM213 76H214V75H213ZM248 76L251 77L252 75L250 74V75H248ZM254 76H255V74H253V77H254ZM52 77H54V75H52ZM56 77H57V78H55V77H54V78H55V79H59V76H56ZM67 77H68V76H67ZM67 77H66V79H65L66 82L71 78V77H70V78L68 79ZM84 77H85V76H84ZM104 77H105V75H104ZM106 77H108V76H106ZM177 77H178V75H177ZM177 77H176V79H177ZM205 77H206V75H205L204 77H202V79L205 78ZM225 77H227V75H226ZM245 77H243V78H245ZM18 78H20V76H19ZM93 78H94V77H93ZM93 78H92V79H93ZM95 78H96V80L98 79L97 77H95ZM184 78H183V79H184ZM188 78H189V77H188ZM197 78H199V77H197ZM200 78H201V76H200ZM210 78H211V77H210ZM212 78H213V77H212ZM218 78H219V77H218ZM237 78H235V79H237ZM243 78H240V80H242ZM258 78H260V77L255 78V80H256V79L258 80ZM11 79H12V78H11ZM13 79H14V78H13ZM75 79H76V77H75ZM88 79H89V78H88ZM88 79H87V80H88ZM99 79H100V78H99ZM101 79H104V78H101ZM174 79H175V77H174ZM208 79H209V78H208ZM208 79H207V80H208ZM213 79H215V77H214ZM228 79H227V80H228ZM253 79H254V78H253ZM260 79H262L260 83L264 82V74H263L262 78H260ZM260 79H259V80H260ZM15 80H16V79H15ZM17 80H19V79H17ZM65 80H64V83H65ZM71 80H73V79H71ZM84 80H86V78H85ZM87 80H86V81H87ZM108 80H109V79H108ZM125 80H126V78H125ZM185 80H186V79H185ZM192 80H193V79H192ZM210 80H211V79H210ZM216 80H217V79H216ZM227 80H225V81H227ZM246 80H247V77H246ZM249 80H250V78H249ZM257 80H256V81H257ZM51 81H52V80H51ZM51 81H50V82H51ZM59 81L61 82L60 84H63L62 87H61L62 90H63V89H64V88H63V87H64V83H63V81L61 80V77H60ZM73 81H74V80H73ZM93 81H94V79H93ZM93 81H92V82L90 81L89 83H92V84L94 85L96 81H95L94 83H93ZM98 81H99V80H98ZM105 81H106V79H105ZM174 81H175V80H174ZM189 81H190V80H189ZM194 81H195V80H194ZM197 81H198V80H197ZM204 81H205V80H204ZM204 81H202V82H203L204 84H206V82H204ZM236 81H237V80H236ZM256 81H255V82H256ZM18 82H19V81H18ZM75 82L78 83L77 79L75 80ZM82 82H83V80H82ZM87 82H88V81H87ZM103 82H104V81H103ZM178 82H179V81H178ZM198 82H199V81H198ZM198 82H196V83H198ZM208 82H209V80H208ZM210 82H211V81H210ZM210 82H209L208 84H210ZM217 82H218V81H217ZM230 82H231V81H230ZM238 82H239V81H238ZM243 82H244V81H243ZM251 82H252V81H251ZM253 82H254V81H253ZM253 82H252V85H251V83H250V82L248 83V81H247V82H244L243 85H244V84H245L244 86H246V85H248V86L251 85V87L254 88V87H256V86H253L254 83H255V82H254V83H253ZM55 83L57 84V82H55ZM67 83H68V82H67ZM67 83H66V84H67ZM77 83L75 84V83L73 82V85L75 86L74 89L77 88V87H76ZM83 83H84V82H83ZM89 83L87 84V87H88ZM96 83H97V82H96ZM99 83H101V82H99ZM104 83H105V82H104ZM133 83H134V82H133ZM196 83H195V84H196ZM199 83H201V82H199ZM225 83H226V82H225ZM227 83H229V80L227 81ZM227 83H226V84H227ZM236 83H237V82H236ZM80 84H81V82H80ZM115 84H116V83H115ZM118 84H119V83H118ZM175 84H176V83H175ZM186 84H187V83H186ZM230 84H232V83H229V85H230ZM239 84H242V83H238V85H239ZM255 84L258 85L259 83L257 84V82H256ZM17 85H19V83H18ZM52 85H53V83H52ZM73 85H72V88H71V87H69V88L73 89ZM85 85H86V83H85ZM95 85H96V84H95ZM100 85H101V84H100ZM119 85H121V84H119ZM119 85H118V86H119ZM128 85H130V83H129ZM172 85H173V83H172ZM172 85H171V86H172ZM183 85H185V84H183ZM193 85H194V84H193ZM199 85H200V84H199ZM199 85H198V86H199ZM214 85H215V84H214V82H213V86H214ZM229 85H228V86H229ZM233 85H236V86H237V84H234V83H233ZM259 85H260V84H259ZM261 85H262V84H261ZM261 85H260V86H261ZM263 85H264V83H263ZM60 86H61V85H59V87H60ZM101 86H102V85H101ZM104 86H105V85H104ZM112 86H113V85H112ZM135 86H136V85H135ZM135 86L133 85V87H135ZM137 86H139V85H137ZM173 86H174V85H173ZM185 86H187V85H185ZM191 86H192V85H191ZM195 86H196V85H195ZM201 86H202V84H201ZM219 86H220V85H219ZM224 86L226 87L227 85H224ZM260 86H258V87H260ZM0 87H1V86H0ZM36 87H37V86H36ZM54 87H55V86H54ZM54 87L52 88L53 90H54ZM59 87H57V88H59ZM85 87H86V86H85ZM87 87H86V88H87ZM89 87H91V86H89ZM92 87H93V86H92ZM94 87H95V86H94ZM94 87H93V88H94ZM97 87H98V86H97ZM97 87H96V88H97ZM128 87H130V86H128ZM139 87H140V86H139ZM175 87H176V86H175ZM177 87L179 88L178 85H177ZM180 87H181V86H180ZM182 87H183V86H182ZM182 87H181V88H182ZM203 87H204V86H203ZM205 87H206V86H205ZM220 87L222 88V86H220ZM231 87H232V86H231ZM242 87H243V86H242ZM261 87H263V86H261ZM261 87H260V88H261ZM38 88H39V87H37L36 89H38ZM78 88H79V86H78ZM86 88H84V92H83V93H85ZM130 88H131V87H130ZM141 88H142V87H141ZM172 88H173V87H172ZM184 88H185V87H183V89H184ZM198 88H199V87H198ZM207 88H208V87H207ZM210 88H212V87H210ZM236 88H237V87H236ZM263 88H264V87H263ZM39 89H40V88H39ZM39 89H38V90H39ZM74 89H73V90H74ZM88 89H89V88H88ZM88 89H87V91H88ZM94 89H95V88H94ZM114 89H117V88H114ZM119 89H120V88H119ZM133 89H134V88H133ZM133 89H132V90H133ZM135 89H136V88H135ZM173 89H175V88H173ZM183 89H181V90L183 91ZM188 89H189V88H188ZM191 89H192V87H191ZM212 89H213V88H212ZM246 89H247V88H246ZM246 89H245V90H246ZM73 90H72V91H73ZM76 90H77V89H76ZM90 90H91V89H89V91H90ZM99 90H100V89H99ZM101 90H102V89H101ZM101 90H100V91H101ZM111 90H113V89L111 88ZM152 90H153V89H152ZM167 90H168V89H167ZM169 90H172V89H169ZM169 90H168V91H169ZM184 90H185V89H184ZM196 90H197V89H196ZM199 90H200V89H199ZM199 90H198V91H199ZM208 90H209V89H208ZM220 90H221V89H220ZM225 90H227V89H225ZM225 90H224V91H225ZM234 90H237V89H234ZM234 90H233V91H234ZM242 90H243V89H242ZM242 90H240V91H242ZM245 90H244V91H245ZM256 90H257V89H256ZM261 90H264V89H261ZM261 90H260V91H261ZM39 91H40V90H39ZM43 91H45V90H43ZM43 91H42V96H43V98H44ZM47 91H48V90H47ZM49 91H50V90H49ZM57 91H58V90H57ZM64 91H65V90H64ZM67 91H68V90L66 89V91H65V93H64L65 95H66V93L69 92V91H68V92H67ZM78 91H79V90H78ZM81 91H83V89H82ZM87 91H86V92H87ZM91 91H93V90H91ZM96 91H98V90L96 89ZM164 91H165V90H164ZM191 91H192V90H191ZM198 91H197V92H198ZM214 91H216V88L212 91V94H213ZM222 91H223V89H222ZM224 91H223V92H224ZM227 91H228V90H227ZM230 91H231V90H230ZM244 91H243V92H244ZM248 91H250V89H248ZM254 91H255V90H254ZM6 92H7V91H6ZM45 92H46V91H45ZM55 92H56V91H55ZM60 92H61V91H60ZM74 92H75V90H74ZM101 92H102V91H101ZM111 92H112V91H111ZM111 92H110V93H111ZM115 92H116V91H115ZM119 92H120V91H119ZM122 92H123V90H122ZM136 92H137V90H136ZM170 92H171V91H170ZM177 92H178V89H177L176 93H175V91H174V96H175V94H177ZM185 92H186V91H185ZM194 92H195V90H194ZM197 92H196V93H197ZM200 92H201V91H200ZM207 92H208V91L203 90V91L199 94V96L201 97V100H202V102H201V103H202V106L204 105V103H205L206 101L209 100V99L206 100V97L208 98ZM234 92H235V91H234ZM236 92H238V91H236ZM251 92H252V91H251ZM256 92H257V91H256ZM261 92H264V91H261ZM35 93H36V92H35ZM61 93H62V92H61ZM72 93H73V92H72ZM72 93H71V90H70V94H72ZM75 93H76V92H75ZM75 93H74V94H75ZM78 93H80V92H78ZM78 93H77V94H78ZM83 93H82V95H83ZM91 93H92V92H91ZM91 93H87V94L90 96ZM99 93H100V92H99ZM117 93H118V92H117ZM128 93H129V92H128ZM128 93H127V94H128ZM134 93H135V92H134ZM186 93H187V92H186ZM188 93L190 94V93H192V92L188 91ZM196 93H195V95H196ZM215 93L218 94V92H215ZM215 93H214V94H215ZM220 93H221V92H220ZM246 93H247V91H246ZM246 93H245V94H246ZM31 94H33V93L31 92ZM36 94H38V92H37ZM40 94H41V93H39V95H40ZM46 94H47V93H46ZM51 94H52V91H51ZM62 94H63V93H62ZM62 94H60V95H62ZM101 94H102V93H101ZM112 94H113V93H112ZM114 94H115V93H114ZM118 94H119V93H118ZM120 94H121V93H120ZM130 94H131V91H130ZM130 94H129V95H130ZM152 94H153V92H152ZM163 94H164V92H163ZM170 94H171V93H170ZM179 94H180V93H178L177 95H179ZM183 94H184V93H183ZM209 94H210V93H209ZM214 94H213V96H214ZM217 94H215V95H217ZM227 94H228V93H227ZM229 94H230V93H229ZM229 94H228V95H229ZM231 94H232V93H231ZM248 94H249V93H247V95H248ZM254 94H255V92H254ZM254 94H253V95H254ZM256 94H257V93H256ZM261 94H262V93H261ZM12 95H13V93H12ZM18 95H19V94H18ZM18 95H16V96H18ZM39 95H38V98H39ZM47 95H48V94H47ZM47 95H46V96H47ZM54 95H56V94H54ZM79 95H80V94H79ZM92 95H94V94H92ZM92 95H91V96H92ZM98 95H99V94H98ZM107 95H108V94H107ZM116 95H117V94H116ZM122 95H123V94H122ZM122 95H121L120 98H122ZM136 95H137V94H136ZM177 95H176V96H177ZM210 95H211V94H210ZM218 95H219V94H218ZM218 95L216 96V98H218ZM221 95H223V94H220V96H221ZM236 95H237V94H236ZM247 95H246V97H247ZM259 95H260V93H259ZM5 96H6V95H5ZM5 96H4V97H5ZM14 96H15V95H13V97H14ZM16 96H15V97H16ZM33 96H36V95H33ZM51 96H52V95H51ZM69 96H71V95H69ZM99 96H100V95H99ZM113 96H114V95H113ZM127 96H128V95H127ZM127 96H126V97H127ZM134 96H135V95H134ZM134 96H133V93H132V98H133ZM137 96H138V95H137ZM184 96H187V95H184ZM190 96H191V95H190ZM197 96H198V95H197ZM199 96H198V98H199ZM211 96H212V95H211ZM244 96H245V95H244ZM248 96L251 97V95H248ZM6 97H7V96H6ZM18 97H19V96H18ZM30 97H31V96H30ZM55 97H56V96H55ZM59 97H60V96H59ZM67 97H68V96H67ZM80 97H81V96H78V95H77V96L74 97V98H75V99H77V98L79 99ZM94 97H95V95L93 96V98H94ZM105 97H107V96H105ZM108 97H109V96H108ZM181 97H182V96H181ZM187 97H189V96H187ZM228 97H230V96H228ZM231 97H233V95H231ZM235 97L237 98V97H240V96H235ZM246 97H245V98H246ZM253 97L255 98V96H253ZM261 97H262V96H261ZM263 97H264V96H263ZM0 98H1V100H2L3 96L0 97ZM9 98H10V97H9ZM11 98H12V97H11ZM16 98H17V97H16ZM21 98H22V97H21ZM27 98H28V97H27ZM31 98H32V97H31ZM35 98H36V97H35ZM40 98H42V97L40 96ZM45 98H46V97H45ZM48 98H50V95L48 96ZM48 98H47V102H48V100H49ZM60 98H61V97H60ZM64 98H65V97H64ZM74 98L71 97V100L74 99ZM85 98H86V97H85V95H84V99H83V98H82V99L85 101ZM97 98H98V97H97ZM124 98H125V95H124ZM132 98H131V99H132ZM136 98H137V97H136ZM176 98H178V97H176ZM176 98H175V100H176ZM183 98H184V97H183ZM214 98H215V97H214ZM219 98H220V97H219ZM219 98H218V100H220ZM225 98H226V97H225ZM242 98H243V97H240L239 99L242 100ZM245 98H243V100H244ZM247 98H248V97H247ZM251 98H252V97H251ZM18 99H19V98H18ZM33 99H34V98H33ZM36 99H37V98H36ZM58 99H59V98H57L56 100H58ZM75 99H74V101H75ZM82 99L79 100V101H82ZM106 99H107V98H106ZM122 99H123V98H122ZM131 99H130V100H131ZM133 99H134V98H133ZM137 99H139V98H137ZM181 99H182V98H181ZM196 99H197V98H196ZM227 99H228V98H227ZM6 100H7V98H6ZM16 100H17V99H16ZM31 100H32V99H31ZM41 100H42V99H41ZM41 100H40V101H41ZM50 100H52V99L50 98ZM60 100H63V98L60 99ZM66 100H68V99H66ZM93 100H94V99H93ZM102 100H104V99H102ZM201 100H198V99H197V100H194V101H201ZM218 100H217V101H218ZM234 100L236 101V99H234ZM246 100L248 101V99H246ZM256 100L258 101V99H256ZM261 100H262V98H261ZM7 101H8V100H7ZM23 101H25V100L23 99ZM26 101H27V99H26ZM33 101H35V100H33ZM33 101H32V102H33ZM38 101H39V100H38ZM40 101H39V103H40V105H41V102H42L43 100H42L41 102H40ZM64 101H65V100H63L62 102H64ZM68 101H69V100H68ZM95 101H96V102H95L94 104H96L99 100L96 99ZM120 101H121V100H120ZM122 101H123V100H122ZM167 101H168V100H167ZM188 101H189V99H188ZM212 101H213V100H212ZM221 101H223V100H221ZM9 102H10V101H9ZM19 102H21V101L18 100V103H19ZM27 102H30V101L28 100ZM32 102H31V103H32ZM59 102H60V101H59ZM62 102H61V103H62ZM72 102H73V100L71 101V103H72ZM75 102H77V100H76ZM75 102H74V103H75ZM93 102H94V101H93ZM102 102H103V101H102ZM129 102H131V101H129ZM147 102H148V101H147ZM160 102H161V101H160ZM172 102H173V101H172ZM177 102H178V101H177ZM190 102H191V101H190ZM219 102H220V101H219ZM219 102H218L217 104L220 105L221 102H220V103H219ZM229 102L233 103V101H229ZM244 102H245V101H244ZM252 102H253V101H251V103H252ZM260 102H261V105H262V104H263V103H262L263 100L260 101ZM5 103H6V102H5ZM22 103H23V102H22ZM34 103L37 104L38 102L36 101V102H34ZM43 103H44V102H43ZM53 103H54V101H52L51 106H52ZM55 103H56V102H55ZM57 103H58V102H57ZM57 103H56V105H57ZM74 103H73V104H74ZM77 103H78V102H77ZM105 103H107V102L105 101ZM110 103H111V102H110ZM112 103H113V102H112ZM116 103H117V101L115 102V105H117ZM133 103H134V102H133ZM136 103H137V100H136ZM136 103H135V104H136ZM231 103H227L226 99H224L223 103H221V105H223V107H222L223 110L220 108L221 106L218 105L221 111H218V110H217V111H218L219 113H220V112L222 113V117H220V118H221V119H220V120H221V121H220L221 123L223 122V123H226V124H231L232 122H234L233 119H234V117L236 116V114H235V116H234V113H235V112L233 113V119H232V118L230 117V115H229L230 112L228 113V110H230V108H232L233 106H236V105L233 104V106L230 107L229 105H231ZM247 103L249 104V102H247ZM255 103H256V102H255ZM11 104H13V103H11ZM15 104H17L16 102H14V106H16L17 109H19V108H18V105H15ZM99 104H100V103H99ZM121 104H122V103H121ZM148 104H149V103H148ZM188 104H189V103H187V105H188ZM192 104H193V103H192ZM210 104H211V106L203 107L204 110H205V111L203 110L204 113H205V116H206L208 119H211V118H212L211 110H212V108H213V109L215 108L214 106L212 107V102H211ZM237 104H239V103H237ZM242 104H244V103H242ZM242 104H239V105H242ZM245 104H246V102H245ZM252 104L254 105V103H252ZM259 104H260V103H259ZM259 104L257 103V105H259ZM32 105H33V107H34V104H33V103H32ZM63 105H65V104H63ZM67 105H68V104H67ZM71 105H72V104H71ZM86 105H88V104H86ZM108 105H109V104H108ZM108 105H107V106H108ZM119 105H120V104H119ZM128 105L130 106V103H129ZM128 105H127V106H128ZM132 105H133V104H131V106H132ZM146 105H147V104H146ZM175 105L177 106V104H175ZM181 105H182V104H181ZM261 105H260V106H261ZM1 106H3V102H2V105H1ZM19 106H21V105L19 104ZM27 106H28V105H27ZM27 106H26V107H27ZM35 106H36V105H35ZM41 106H42V105H41ZM41 106H39L40 109H41ZM61 106H62V105H61ZM61 106H60V107H61ZM65 106H66V105H65ZM68 106H69V105H68ZM72 106H73V105H72ZM72 106H71V108H72ZM94 106H95V105H94ZM98 106H99V105H98ZM113 106H114V105H113ZM121 106H122V105H121ZM124 106H125V104H124ZM148 106H150V105H148ZM151 106H152V105H151ZM168 106H169V105H168ZM182 106L184 107V105H182ZM198 106H199V105H198ZM218 106H216V108H217ZM227 106H228L229 109H227ZM255 106H256V105H255ZM4 107H5V106H4ZM16 107H15V108H16ZM21 107H22V106H21ZM21 107H20V108H21ZM42 107H43V106H42ZM46 107H47V106H46ZM58 107H59V106H58ZM63 107H64V106H63ZM69 107H70V106H69ZM69 107H68V108H69ZM89 107H90V106H89ZM100 107H101V106H100ZM105 107H106V106H105ZM108 107H109V106H108ZM115 107H116V106H114V109H115ZM132 107H134V106H132ZM169 107H171V105H170ZM179 107H180V106H179ZM187 107H188V106H187ZM238 107H239V106H238ZM240 107H242V106H240ZM250 107H251V105H250ZM253 107H254V106H253ZM263 107H264V106H263ZM24 108H25V107H24ZM30 108H31V107H30ZM30 108H29V109H30ZM36 108H37V107H36ZM48 108H49V107H48ZM52 108H53V109H56L57 107L55 108V104H54V107H52ZM52 108H50V109H52ZM61 108H62V107H61ZM64 108H65V107H64ZM71 108H70V109H71ZM73 108H74V107H73ZM116 108H117V109L119 108L118 105H117ZM136 108H138V106H136ZM139 108H140V106H139ZM139 108H138V109H139ZM150 108H151V107H150ZM150 108H148V109H150ZM174 108H175V107H174ZM184 108H185V107H184ZM196 108H198V107H195V110H196ZM200 108H202V107L200 106ZM200 108H199V109H200ZM233 108H235V107H233ZM245 108H246V107H245ZM248 108H249V107H248ZM257 108H258V107H257ZM2 109H4V108H2ZM5 109H6V108H5ZM7 109H8V108H7ZM32 109H33V108H32ZM37 109H38V108H37ZM43 109H44V107H43ZM45 109H46V108H45ZM50 109H49V110H50ZM65 109H66V111H67V108H65ZM83 109H84V108H83ZM103 109H104V108H103ZM107 109H108V108H107ZM110 109H111V107H110ZM114 109H113V110H114ZM126 109H128V108H126ZM129 109H130V108H129ZM131 109H132V108H131ZM138 109H137V110H138ZM146 109H147V107H145V110H146ZM148 109H147V110H148ZM170 109H171V108H170ZM177 109H178V108H177ZM199 109H198V111H199ZM217 109H218V108H217ZM235 109H237V107H236ZM250 109H251V108H250ZM0 110H1V109H0ZM15 110H16V109H15ZM30 110H31V109H30ZM56 110H58V109H56ZM73 110H74V109H73ZM91 110H92V109H91ZM95 110H96V109H95ZM95 110L93 109V112H94ZM97 110H98V109H97ZM100 110H101V109H100ZM115 110H116V109H115ZM134 110H135V109L133 108V112H134ZM137 110H136V112H137ZM139 110H141V108H140ZM139 110H138L137 113H139ZM152 110H153V109H152ZM171 110H172V109H171ZM182 110H183V109H182ZM233 110H234V109H233ZM6 111H7V110H6ZM27 111H28V110H27ZM27 111H26V112H27ZM34 111H35V112H38V111H36V109H35ZM43 111H44V110H43ZM59 111H60V113H61V110H58V112H59ZM68 111H69V110H68ZM103 111H104V110H103ZM105 111H107V110L105 109ZM108 111H109V110H108ZM110 111H111V110H110ZM122 111H124V110H122ZM122 111H121V113H122ZM154 111L157 112V110H154ZM168 111H169V110H168ZM201 111H202V110H200V113H201ZM213 111H214V110H212V112H213ZM215 111H216V110H215ZM230 111H231V110H230ZM234 111H235V110H234ZM0 112H1V111H0ZM7 112H8V111H7ZM7 112H6V113H7ZM9 112H10V111H9ZM17 112L19 113V110H17ZM28 112H29V111H28ZM30 112H31V114L33 113L32 115H34V112H33V111H30ZM46 112H47V111H46ZM50 112H51V111H50ZM52 112H54V111L52 110ZM58 112H57V111L54 112V113H55V115H54L55 117H56V114H57ZM93 112L91 111V113H93ZM98 112L100 113L99 110H98ZM98 112H97V113H98ZM114 112H115V111H114ZM124 112H125V111H124ZM131 112H132V111H131ZM133 112H132V113H133ZM170 112H171V111H170ZM173 112H174V111H173ZM180 112H181V111H179V114H180ZM196 112H197V111H196ZM21 113H22V112H21ZM47 113H48V112H47ZM65 113H66V112H65ZM67 113H68V112H67ZM69 113H71V112L69 111ZM91 113H90V114H91ZM110 113H111V112H110ZM110 113H109V114H110ZM129 113H130V112H129ZM147 113H148V112H147ZM147 113H146V114H147ZM161 113H162V112H161ZM168 113H169V112H167V113H165V114H168ZM177 113H178V112H177ZM215 113H216V112H215ZM221 113H220V114H221ZM231 113H232V112H231ZM231 113H230V114H231ZM243 113H244V112H243ZM7 114H8V113H7ZM22 114H23V113H22ZM26 114H27V113H26ZM28 114H29V113H28ZM37 114H38V113H37ZM48 114H49V113H48ZM50 114H52V113H50ZM73 114H74V113H73ZM78 114H79V113H78ZM86 114H87V113H86ZM90 114H89V115H90ZM122 114H124V113H122ZM130 114H131V113H130ZM133 114L136 115L135 117H137V114H136V113H133ZM153 114H154V113H153ZM179 114H177V115L179 116ZM183 114H184V112H183ZM185 114H186V113H185ZM196 114H197V113H196ZM213 114H214V113H213ZM220 114H219V115H220ZM237 114H239V113H237ZM249 114H250V113H249ZM252 114H254V113H252ZM255 114H256V113H255ZM0 115H1V114H0ZM3 115H4V114H3ZM3 115H2V116H3ZM12 115H13V112H12ZM15 115H16V112H15ZM18 115H19V114H18ZM18 115H17V116H18ZM24 115H25V114H24ZM32 115H31V116H32ZM35 115H36V114H35ZM35 115H34V116H35ZM41 115H42V114H41ZM58 115H59V114H58ZM58 115H57V116H58ZM61 115H62V113H61ZM61 115H59V116L56 117V118L61 117ZM75 115H76V114H75ZM75 115H74V116H75ZM79 115H81V113H80ZM79 115H78V116H79ZM89 115L87 114L86 116H89ZM93 115H94V117L96 116L95 113H93ZM100 115H102V114L100 113ZM100 115H97V117L100 116ZM107 115H108V114H107ZM107 115H106V116H107ZM124 115H125V114H124ZM150 115H151V113H150ZM155 115H156V113H155ZM160 115H161V114H160ZM174 115H175V114H174ZM177 115H176V116H177ZM180 115H182V113H181ZM191 115H192V113H191ZM199 115H201V114H199ZM216 115H217V113H216ZM240 115H242V113H240L239 116H240ZM247 115H248V114H247ZM5 116H7V115H5ZM13 116H14V115H13ZM26 116H27V115H26ZM31 116H30V117H31ZM52 116H53V115H52ZM52 116H51V117H52ZM69 116H73V115L69 114ZM91 116H92V115H90V117H91ZM102 116H103V115H102ZM110 116H111V115H110ZM120 116H121V115H120ZM125 116H126V115H125ZM132 116H133V115H132ZM142 116H143V115H142ZM144 116H145V115H144ZM152 116H153V115H152ZM164 116H165V115H164ZM164 116H162V117H164ZM182 116H183V115H182ZM203 116H204V115H203ZM220 116H221V115H220ZM242 116H243V115H242ZM249 116H250V115H249ZM252 116H253V115H252ZM260 116H262V115H260ZM27 117H29V116H27ZM35 117H36V116H35ZM40 117L42 118V116H40ZM40 117H38L37 120H39ZM45 117H46V116H45ZM45 117H44V118H45ZM51 117H50V118H51ZM92 117H93V116H92ZM107 117H108V116H107ZM135 117H134V118H135ZM157 117H158V116H157ZM157 117H155V118H157ZM159 117H160V116H159ZM188 117H189V116H188ZM188 117H186V115H185V118H188ZM190 117H192V116H190ZM216 117H217V116H216ZM250 117H251V116H250ZM250 117H248V119H249L248 121H250ZM253 117H254V116H253ZM257 117H258V116H257ZM0 118H1V117H0ZM5 118H6V117H5ZM9 118H10V116H9ZM11 118H12V120H14L13 117H11ZM18 118H19V117H18ZM47 118H48V117H47ZM56 118H55L54 120H56ZM61 118H62V117H61ZM70 118H72V117H70ZM70 118H69V119H70ZM83 118H84V117H82V119H83ZM108 118H109V117H108ZM110 118H111V117H110ZM127 118H129V117H127ZM132 118H133V117H132ZM134 118H133V119H134ZM148 118H149V117H148ZM165 118H166V117H165ZM167 118H169V117H167ZM167 118H166V119H167ZM171 118H172V113H171ZM199 118H201V117H199ZM203 118H204V117H203ZM203 118H202V119H203ZM217 118H219V116H218ZM235 118H236V117H235ZM243 118L246 119L245 117H243ZM6 119H7V118H6ZM15 119H16V117H15ZM19 119H20V118H19ZM21 119H22V118H21ZM29 119H30V120H29ZM29 119L27 118V120L31 121V120L33 119V117H32V118H29ZM42 119H43V118H42ZM65 119H66V118H65ZM74 119H75V118H74ZM79 119H80V116H79ZM86 119H88V118H86ZM97 119H98V118H97ZM100 119H101V122H102V121H103L102 118H100ZM106 119H107V118H106ZM115 119H117V117H116ZM133 119L131 120V118H130L129 120L133 121ZM137 119H138V117H137ZM144 119H145V117H144ZM149 119H150V118H149ZM160 119H161V118H160ZM166 119H165V120H166ZM169 119H170V118H169ZM174 119H175V118H174ZM178 119H179V118H177V119L175 120V121H177V124H178V121H181V119H180V120H178ZM188 119H190V118H188ZM213 119H214V118H213ZM213 119H211V120H213ZM239 119H240V118H239ZM255 119H256V118H255ZM261 119L263 120L264 117L261 118ZM0 120H1V119H0ZM2 120H3V118H2ZM8 120H9V119H8ZM47 120H48V119H47ZM47 120H44V121H47ZM49 120H52V119H49ZM57 120H58V119H57ZM83 120H84V119H83ZM127 120H128V119H127ZM129 120H128V121H129ZM135 120H136V118H135ZM135 120H134V121H135ZM167 120H168V119H167ZM170 120H171V119H170ZM197 120H198V119H197ZM240 120H242V119H240ZM259 120H260V119H259ZM4 121H5V120H4ZM17 121H19V120H17ZM21 121H22V120H21ZM32 121H33V120H32ZM39 121H40V120H39ZM44 121H43V122H44ZM65 121H67V120H65ZM75 121H76V119H75ZM79 121H81V119H80ZM89 121H92V119L89 120ZM94 121H95V120H94ZM96 121H97V120H96ZM96 121H95V122H96ZM107 121H108V120H107ZM109 121H110V120H109ZM131 121H129V122L131 123ZM137 121H138L137 123H139V120H137ZM159 121H160V120H159ZM171 121H172V120H171ZM175 121H174V122H175ZM184 121H185V120H184ZM187 121H188V120H187ZM191 121H192V120H191ZM214 121H216V120H214ZM238 121H239V120H238ZM246 121H247V120H245V122H246ZM257 121H258V119H257ZM257 121L255 120V122H257ZM260 121H261V120H260ZM43 122H42V123H43ZM52 122H53V121H52ZM59 122H62V120L60 119ZM95 122H92V124H94ZM98 122H99V120H98ZM103 122H104V121H103ZM115 122H116V121H115ZM115 122H114V123H115ZM140 122H141V121H140ZM146 122H147V120H146ZM153 122H154V121H153ZM157 122H158V120H157ZM163 122H164V119H163ZM163 122H161V123H163ZM174 122H173V123H174ZM193 122H194V121H193ZM208 122H209V121H208ZM208 122H205V124L203 123V128L201 129V131L203 130V132H205L208 128H210V130L213 132L214 129L212 130L211 128L217 127L216 124H213V123H209V124H208ZM253 122H254V121H252V123H253ZM258 122H259V121H258ZM263 122H264V120H263ZM10 123H11V122H10ZM12 123H13V122H12ZM17 123H19V122H17ZM42 123H41V124H42ZM44 123H45V122H44ZM62 123H64V119H63V122H62ZM75 123H76V122H75ZM81 123H82V121H81ZM85 123H87V122H85ZM110 123H111V121H110ZM119 123L121 124L120 121H119ZM142 123H143V122H142ZM142 123H141V124H142ZM165 123H166V122H165ZM173 123H172V126L174 125ZM190 123H191V122H190ZM194 123H197V121L194 122ZM198 123H199V122H198ZM234 123H236V122H234ZM238 123H239V122H238ZM243 123H244V121H243ZM243 123H242V125H243ZM250 123H251V121H250ZM260 123H262V121H261ZM1 124H3V123H1ZM6 124H7V123H6V121H5V125H6ZM21 124L23 125V123H21ZM21 124H20V125H21ZM27 124H29V123H27ZM50 124H51V123H50ZM53 124L55 125V122H53ZM60 124H61V123H60ZM69 124H70V123H69ZM78 124H79V123H78ZM89 124H90V122H89ZM108 124H109V123H108ZM116 124H117V122H116ZM141 124H140V125H141ZM143 124H144V123H143ZM151 124H152V123H151ZM155 124H156V122H155L153 125H155ZM170 124H171V123H170ZM170 124H169V125H170ZM185 124H186V123H185ZM187 124H188V123H187ZM192 124H193V123H192ZM217 124L220 125V123H217ZM232 124H233V123H232ZM244 124H246V123H244ZM254 124H256V123H254ZM262 124H264V123H262ZM7 125H8V124H7ZM11 125H12V124H11ZM14 125H17V124H14ZM32 125H34V123H33ZM39 125H40V123H39ZM42 125H45V124H42ZM58 125H59V124H58ZM67 125H68V124H67ZM70 125H71V124H70ZM87 125H88V124H87ZM95 125H97V124L95 123ZM102 125H103V123H102ZM109 125H110V124H109ZM132 125H133V124H132ZM135 125H137V124L135 123ZM148 125H149V123H148ZM160 125H161V124H160ZM163 125H164V124H163ZM169 125H168V126H169ZM180 125H181V124H180ZM180 125H179V126H180ZM197 125H198V124H196V125H194V126L196 127ZM223 125H224V124H223ZM256 125H257V124H256ZM12 126H13V125H12ZM12 126H9V127H12ZM36 126H37V125H36ZM36 126H34V128H35ZM40 126H41V125H40ZM40 126H38V129L40 128ZM52 126H53V125H52ZM63 126H64V125H63ZM68 126H69V125H68ZM81 126H82V125H81ZM83 126H84V124H83ZM85 126H86V125H85ZM100 126H101V124H100ZM104 126H105V124H104ZM110 126H111V125H110ZM112 126H113V125H112ZM115 126H116V125H115ZM126 126H127V125H126ZM143 126H144V125H143ZM145 126H146V125H145ZM145 126H144V127H145ZM149 126H150V125H149ZM158 126H159V125H158ZM166 126H167V123H166ZM168 126H167V127H168ZM170 126H171V125H170ZM175 126H176V125H175ZM175 126H174V128H175ZM185 126H186V125H185ZM194 126L192 125V127H194ZM199 126H200V125H199ZM220 126H221V125H220ZM220 126H218V127H220ZM228 126H229V125H228ZM228 126H227V127H228ZM232 126H233V125H232ZM236 126H237V125H236ZM238 126H240V123H239ZM238 126H237V127H238ZM246 126H247V124H246ZM260 126H261V124H260ZM1 127H2V126H1ZM1 127H0V128H1ZM5 127H6L5 130L8 131L7 126H5ZM17 127H18V126H17ZM22 127H23V126H22ZM22 127H21V128H22ZM26 127H27V126H25V129H26ZM50 127H51V126H50ZM64 127H67V126H64ZM71 127H72V126H71ZM73 127H74V126H73ZM93 127H94V125L92 126L91 129H93ZM101 127H102V126H101ZM107 127H108V126H107ZM141 127H142V126H141ZM141 127H140V128H141ZM144 127H143V128H144ZM147 127H148V126H147ZM155 127H156V126H155ZM159 127H160V126H159ZM167 127H166V128H167ZM176 127H177V126H176ZM187 127H188V126H187ZM224 127H225V126H224ZM229 127H231V126H229ZM2 128H4V126H3ZM2 128H1V129H2ZM31 128H32V126H31ZM53 128H56V126L53 127ZM53 128H52V129H53ZM75 128L77 129V127H75ZM86 128H87V126H86ZM96 128H98V127H96ZM104 128H106V127H104ZM110 128H111V127H110ZM127 128H128V127H127ZM162 128H163V127H162ZM168 128H169V127H168ZM170 128H171V127H170ZM177 128H178V127H177ZM183 128H185V127H183ZM222 128H223V126L220 127V129H222ZM225 128H226V127H225ZM231 128H232V127H231ZM249 128H250V127H249ZM257 128H258V127H257ZM261 128H264V127L262 126ZM14 129H15V132H17V134H19V132L17 131V128L14 127ZM14 129H13V130H14ZM22 129H23V128H22ZM42 129H43V128H42ZM44 129H45V128H44ZM46 129H47V127H46ZM52 129H51V130H52ZM60 129H61V128H60ZM68 129H69V128H68ZM80 129H81V127L79 128V130H80ZM115 129H116V128H115ZM121 129H123L122 126H121ZM133 129H134V128H133ZM145 129H146V128H145ZM153 129H155L154 126H153ZM159 129H160V128H159ZM172 129H173V128H172ZM175 129H176V128H175ZM196 129H197V127H196ZM243 129H244V128H243ZM243 129H242V130H243ZM250 129H251V128H250ZM259 129H260V128H259ZM28 130H29V129H28ZM54 130H56V129H54ZM77 130H78V129H77ZM79 130H78V132L80 133ZM84 130H85V129H84ZM87 130L90 131L89 127H88ZM99 130H101V129H99ZM99 130L97 129V131H99ZM108 130H109V128H108ZM111 130H112V129H111ZM111 130H110V131H111ZM116 130H117V129H116ZM143 130H144V129H143ZM146 130H147V129H146ZM148 130H149V129H148ZM176 130H177V129H176ZM178 130H179V129H178ZM188 130H189V129H188ZM191 130H192V129H191ZM193 130H194V129H193ZM199 130H200V129H199ZM218 130H219V129H218ZM225 130H227V129H225ZM233 130H234V129H233ZM245 130H246V129H245ZM247 130H248V129H247ZM252 130H253V129H252ZM7 131H6V133H7L8 136H9V133H8ZM20 131H21V130H20ZM37 131H39L40 134H39V133H38V134L41 135V131H40V130H37ZM44 131H45V130H44ZM49 131H50V129H49ZM57 131H58V130H57ZM60 131H61V130H60ZM74 131H75V130H74ZM89 131H88V132H89ZM97 131H96L95 133H97ZM124 131L127 132V129L124 130ZM150 131H151V130H150ZM150 131H149V132H150ZM159 131H160V130H159ZM167 131H168V132H167ZM167 131H165V132H167V133L172 132L170 129H167ZM181 131H182V130H181ZM196 131H197V130H196ZM201 131H200V132H201ZM214 131H215V130H214ZM220 131H221V130H220ZM235 131H236V130H234V131H232V132L230 131V132L233 133V132H235ZM238 131H239V130H238ZM248 131H249V130H248ZM263 131H264V130H263ZM2 132H4L3 129H2ZM78 132L76 131L77 134H79ZM85 132H87V131L85 130ZM101 132H102V131H101ZM103 132H104V131H103ZM103 132H102V133H103ZM126 132H124V134H125ZM145 132H146V131H145ZM149 132H146V133H148V134H146V135H149ZM160 132H161V131H160ZM178 132H179V131H178ZM200 132H199V133H200ZM203 132H201V133L203 134ZM223 132H224V131H223ZM240 132H242V131H240ZM255 132H256V131H255ZM257 132H258V130H257ZM261 132H262V129H261ZM27 133H28V132H27ZM46 133H47V132H46ZM52 133H53V132H52ZM66 133H67V135H68V132H66ZM66 133H65V134H66ZM76 133H75V134H76ZM82 133H83V132H82ZM91 133H92V130H91ZM93 133H94V130H93ZM104 133H107V132H104ZM104 133H103V134H104ZM118 133H119V132H118ZM118 133H117V134H118ZM121 133H122V131H121ZM153 133H154V132H153ZM157 133H158V132H157ZM157 133H156V134H157ZM167 133H166V134H167ZM174 133H176V132H173L172 134L174 135ZM183 133L185 134L186 132H183ZM196 133H197V132H196ZM206 133H207V132H206ZM206 133H204V134H206ZM216 133H217V132H216ZM218 133H219V132H218ZM220 133H221V132H220ZM22 134H23V133H22ZM28 134H29V133H28ZM65 134H64V135H65ZM77 134H76V135H77ZM80 134H81V133H80ZM85 134L87 135V133H85ZM100 134H101V133H100ZM100 134H99V135H100ZM108 134H109V133H108ZM128 134H129V132H128ZM141 134L143 135V133H141ZM141 134H140V135H141ZM151 134H152V131H151ZM166 134H165V135H166ZM180 134H182V133H179V135H180ZM192 134H194V135H189V131H188V134H187V135H189V136H193L194 139H195V137H196L195 135H196V134H195V133H192ZM202 134H201V135H202ZM207 134H208V133H207ZM207 134H206V135H207ZM209 134H210V133H209ZM213 134H215V133L213 132ZM229 134H230V133H229ZM229 134H228V135H229ZM246 134H247V133H246ZM250 134H251V133H250ZM250 134H249V135H250ZM262 134L264 135V132H263ZM14 135H16V133H15ZM19 135H20V134H19ZM35 135H36V134H35ZM49 135H50V134H49ZM51 135H52V134H51ZM53 135H54V134H53ZM61 135L63 136V134H61ZM86 135H85V136H86ZM97 135H98V133H97ZM104 135H106V136H107V139H108V136H113L114 134H112V135H110V134H109V135L104 134ZM115 135H116V133H115ZM131 135H132V133H131ZM136 135H137V134H136ZM140 135H139V131H138V136H140ZM160 135L163 137V134H160V133H159V136H160ZM165 135H164V137H165ZM170 135H171V133H170ZM185 135H186V134H185ZM185 135L183 136V138L185 137ZM187 135H186V136H187ZM211 135H212V134H211ZM215 135H217V134H215ZM215 135H214V136H215ZM238 135H239V133H238ZM244 135H245V134H244ZM252 135H255V136H256V134H254V132H253ZM8 136H7V137H8ZM24 136H26V134H25ZM32 136H33V135H32ZM32 136H31V137H32ZM62 136H61V137H62ZM71 136H72V135H71ZM71 136H69V137H71ZM87 136H88V135H87ZM89 136H90V135H89ZM94 136H95V135H94ZM106 136H105V137H106ZM118 136H120V135H118ZM134 136H135V132H134ZM149 136H150V135H149ZM152 136H153V135H152ZM154 136H155V134H154ZM154 136H153V137H154ZM159 136H158V138H159ZM166 136H167V135H166ZM189 136H187V139H188V138L191 139V137H189ZM214 136L212 135L213 138H214ZM218 136H220V134H218ZM221 136H222V134H221ZM225 136H226V134H225ZM225 136H224V137L222 136L223 139L225 138ZM233 136H234V135H233ZM259 136H260V135H259ZM1 137H2V136H1ZM14 137H15V136H13V138H14ZM29 137H30V136H29ZM35 137H36V136H35ZM44 137H45V135H44ZM51 137H52V136H51ZM54 137H55V136H54ZM56 137H57V136H56ZM59 137H60V136H59ZM59 137H58V138H59ZM69 137H68V138H69ZM79 137H80V136H79ZM83 137H84V136H83ZM96 137H97V136H96ZM99 137H100V136H99ZM120 137H121V136H120ZM125 137H127L126 134H125ZM128 137H129V136H128ZM130 137H132V136H130ZM143 137H144V136H142L141 141H142V139L145 138V137H144V138H143ZM147 137H148V136H147ZM155 137L157 138V136H155ZM162 137H160V138L162 139ZM168 137H169V136H168ZM168 137H166V138H168ZM198 137H199V134H198ZM245 137H246V135H245ZM248 137H249V136H248ZM250 137H252V136H250ZM256 137H257V136H256ZM263 137H264V136H263ZM9 138H11V137L9 136ZM13 138H12V139H13ZM32 138H33V137H32ZM42 138H43V137H42ZM62 138H63V137H62ZM64 138H65V137H64ZM71 138H73V137H71ZM92 138H93V135H92ZM101 138H102V137H101ZM116 138H117V137H116ZM118 138H119V137H118ZM123 138H124V137H123ZM169 138H170V139H173V136H172V138H171V136H170ZM183 138H181V139L178 138L179 142H181L180 140H182ZM196 138H197V137H196ZM220 138H221V137H220ZM237 138H238V137H237ZM240 138H242V137H240ZM0 139H2V138H0ZM3 139L5 140V138H3ZM12 139H11V141H12ZM22 139H23V138H22ZM26 139H27V138H26ZM34 139H35V138H34ZM45 139H47V138H45ZM50 139H51V138H50ZM52 139H53V138H52ZM52 139H51V140H52ZM59 139H60V138H59ZM76 139H77V138H76ZM79 139H80V138H79ZM84 139L86 140L87 138H83V140H84ZM90 139H91V138H90ZM95 139H96V138H95ZM95 139H94V142L92 141V142H93V145H94V143H95ZM112 139H113V137H112ZM145 139H146V138H145ZM147 139H148V138H147ZM174 139H175V138H174ZM174 139H173V140H174ZM194 139H192V140H194ZM198 139H199V138H198ZM198 139H196V140L198 141ZM203 139H204V137H203ZM203 139H202V141H203ZM207 139H208V137H207ZM209 139H211V138H209ZM215 139H216V137H215ZM218 139H219V138H217V142L215 141V143H217V144H218ZM221 139H222V138H221ZM223 139H222V140H223ZM242 139L244 140L245 138H242ZM7 140H8V139H7ZM9 140H10V139H9ZM32 140H33V139H32ZM38 140H39V139H37V143H38ZM54 140H55V139H54ZM61 140H62V139H61ZM66 140H67V138H66ZM80 140H81V139H80ZM99 140H100V139H99ZM109 140H111V139H109ZM113 140H115V139H113ZM131 140H132V139H131ZM131 140H130V141H131ZM137 140H138V139H137ZM137 140H136V141H137ZM139 140H140V138H139ZM139 140H138V141H139ZM150 140H153V142L151 143V142H148L149 140H147V144H148V146L151 145L152 147H154V148L156 149V148H157L156 145H158V143H154V139H153V138L150 139ZM192 140H191V141H192ZM196 140H195V141H196ZM212 140L214 141V139H212ZM212 140H210L211 143H213ZM219 140H220V139H219ZM227 140H228V139H227ZM235 140H236V139H235ZM237 140H238V139H237ZM253 140H255V139H253ZM11 141H10V142H11ZM13 141H14V142H12V144H13V143L15 144L16 140L13 139ZM17 141H19V139H18ZM20 141H21V140H20ZM20 141H19L18 143H20ZM28 141H29V139H28ZM47 141H49V140L47 139ZM59 141H60V140H59ZM62 141H63V140H62ZM71 141H73V139H72ZM87 141H88V140H87ZM89 141H90V140H89ZM111 141H112V140H111ZM111 141H110V142H111ZM117 141H118V140H117ZM120 141H121V140H120ZM123 141H124V140H122V142H123ZM136 141H134V142L136 143ZM145 141H146V140H144L143 143H144ZM155 141L157 142V140H155ZM175 141H176V140H175ZM182 141H183V140H182ZM185 141H186V140H185ZM210 141H209V143H210ZM238 141H239V140H238ZM248 141H250V140H248ZM248 141H247V142H248ZM258 141H260V140H258ZM261 141H262V140H261ZM261 141H260V142H261ZM1 142H3V140H2ZM10 142H9L8 144H10ZM24 142H25V141H24ZM24 142L22 141V143H24ZM33 142H34V141H33ZM42 142H43V141H42ZM67 142H68V141H67ZM67 142H66V143H67ZM81 142H82V140H81ZM106 142H107V141L105 140V144H106ZM118 142H119V141H118ZM126 142H127V141H126ZM177 142H178V141H177ZM192 142H194V141H192ZM230 142H232V141H230ZM252 142H253V141H252ZM256 142H257V141H256ZM256 142H255V143H256ZM260 142H258V143H260ZM3 143H4V142H3ZM6 143H7V142H6ZM25 143H26V142H25ZM30 143H31V142H30ZM45 143H47V142H45ZM48 143L52 144L51 142H48ZM48 143H47V144H48ZM54 143H55V142H54ZM56 143H58V142H56ZM86 143H88V142H86ZM90 143H91V142H90ZM97 143H98V142H97ZM97 143H96L95 145H99V144H101L102 142H101V143L99 142L98 144H97ZM103 143H104V142H103ZM107 143H109V141H108ZM114 143H116V142H113L112 144L110 143L109 146H107V149H108V147H110V145H112V146L114 145L113 147L116 148V146L118 145V143H116V144H117L116 146H115ZM124 143H125V141H124ZM132 143H133V141L131 142V144H132ZM135 143H134V144H135ZM137 143H138V142H137ZM140 143H142V142H140ZM149 143H151V144L149 145ZM160 143H161V142H160ZM160 143H159V144H160ZM164 143H165V142H164ZM172 143H173V142H172ZM195 143H196V142H195ZM240 143H242V142H240ZM12 144H11V147H12ZM14 144H13V145H14ZM26 144H27V143H26ZM39 144H40V143H39ZM47 144H45V145L43 146V148H44L45 146H48ZM70 144H71V143H70ZM74 144H77V143H74ZM84 144H85V142H84ZM105 144H102V145L104 146ZM120 144H121V143H120ZM125 144H127V143H125ZM128 144H129V142H128ZM161 144H163V143H161ZM173 144H174V147H173V148L175 149L178 145H177V143H176V147H175V142H174ZM181 144H182V143H181ZM189 144H190V143H189ZM213 144H214V143H213ZM232 144H235V143H232ZM232 144H230V145L232 146ZM0 145H1V143H0ZM6 145H7V144H6ZM18 145H19V144H18ZM18 145H17V146H18ZM32 145H33V144H32ZM56 145H57V144H56ZM59 145H60V144H58V146H59ZM81 145H83V144L81 143ZM95 145H94V146H95ZM107 145H108V144H107ZM121 145H123V144H121ZM121 145H120V146H121ZM136 145H137V144H136ZM138 145H140V144H138ZM138 145H137V146H138ZM142 145L145 146V147H143V146H141V147H142L144 150L146 149V152H148V153H146V154H149V153H150V152H149L150 150L148 151V147L146 146V142H145V145H144V144H142ZM163 145H164V144H163ZM163 145H161V146H163ZM186 145H187V144H186ZM196 145H197V144H194V145H191V147H187V148H192V146L194 147V146H196ZM202 145L204 146V143L201 144V147H202ZM210 145H212V144H210ZM214 145H215V144H214ZM226 145H227V144H226ZM226 145H225V147H226ZM242 145H243V144H242ZM242 145H240V146H242ZM255 145H258V144H255ZM255 145H254V146H255ZM260 145H261V146H264L263 144H260ZM35 146H36V142H35L34 147H35ZM37 146H38V144H37ZM37 146H36V147H37ZM50 146H51V145H50ZM52 146H53V145H52ZM61 146H62V145H61ZM86 146H87V144H86ZM86 146H85V147H86ZM88 146H89V145H88ZM88 146H87V148H88ZM99 146H100V145H99ZM125 146H126V145H125ZM129 146H130V145H128V147H129ZM137 146H136V147H137ZM155 146H156V147H155ZM161 146H160L159 149H161ZM164 146H166V145H164ZM179 146H181V145H179ZM187 146H188V145H187ZM206 146L208 147V145H206ZM215 146H216V145H215ZM220 146H221V145H220ZM237 146H239V145H237ZM243 146H244V145H243ZM251 146H252V145H251ZM254 146H252V147L255 148ZM261 146H260V149H259V148H257V149L255 148V149H253V150H254V151H255V150L258 151V149H259L261 152H260V151H258V152H259V153H262V152H264V151L261 150ZM1 147H2V146H1ZM20 147H21V146H20ZM23 147H24V146H23ZM53 147H55V146H53ZM64 147H65V146H64ZM101 147H102V146H100V148H101ZM104 147H105V146H104ZM123 147H124V145H123ZM123 147H121L122 149H120V148H119V149H120V150H123ZM131 147H133V146H131ZM139 147H140V146H138V148H139ZM171 147H172V146H171ZM184 147H185V146H184ZM184 147H183V148H184ZM227 147H228V146H227ZM252 147H249V148H252ZM256 147H257V146H256ZM7 148H10V147H7ZM37 148H39V146H38ZM43 148H42V149H43ZM47 148H48V147H47ZM61 148H62V147H61ZM65 148H66V147H65ZM74 148H75V146H74ZM78 148L82 149V148L79 147V146H78ZM78 148H77L76 150H77V152L79 153L80 150L78 151ZM87 148H86V149H87ZM96 148H97V147H95V149H96ZM105 148H106V147H105ZM129 148H130V147H129ZM129 148H128V149H129ZM142 148H141V149H142ZM150 148H151V147H150ZM164 148H165V147H164ZM181 148H182V147H181ZM199 148H200V145H199ZM199 148H197V149H199ZM213 148H214V147H213ZM215 148H219V147H215ZM249 148H247V149L250 150ZM3 149H4V148H3ZM3 149H0V150H3ZM5 149H6V147H5ZM5 149H4V150H5ZM12 149H13V148H12ZM12 149H11V151H12ZM20 149H21V148H20ZM45 149H46V147H45ZM50 149H51V148H50ZM56 149L58 150L59 148L56 147ZM56 149H55V150H56ZM70 149H71V148H70ZM102 149H103V148H102ZM107 149H106V151H107ZM111 149H112V148H111ZM159 149H158V150H159ZM165 149H166V148H165ZM185 149H186V147H185ZM185 149H182V150H184V151H183L184 153H185ZM192 149H193V148H192ZM192 149H191V150H192ZM200 149H201V148H200ZM203 149H205V147H204ZM223 149H224V147H223ZM223 149H222V150H223ZM227 149H228V148H227ZM240 149H242V148H240ZM247 149H246V150L244 149V151H247ZM263 149H264V147H263ZM17 150L19 151V148H18ZM29 150H30V149H29ZM31 150H32V149H31ZM39 150H40V149H39ZM46 150H47V149H46ZM57 150H56V151H57ZM61 150H62V149H61ZM63 150H64V148H63ZM67 150H69V149H67ZM83 150L85 151V149H84V145H83ZM96 150H97V149H96ZM96 150L93 149V151H95V152H96ZM98 150H99V149H98ZM98 150H97V151H98ZM109 150H110V149H109ZM116 150H117V148H116ZM120 150H118V151H120ZM132 150L134 151L135 149H132ZM136 150H137V149H136ZM153 150H154V149H153ZM163 150H164V149H163ZM163 150H162V151H163ZM191 150H190V151H191ZM206 150H207V149H206ZM224 150H226V149H224ZM238 150H239V149H238ZM242 150H243V149H242ZM8 151H9V150H8ZM11 151H9V153H10V155H11V154L13 155V153H11ZM13 151H14V150H13ZM13 151H12V152H13ZM23 151H24V150H23ZM40 151H41V150H40ZM40 151H39V152H40ZM64 151L66 152V150H64ZM81 151H82V150H81ZM123 151H124V150H123ZM123 151H122V152H123ZM127 151H128V150H127ZM160 151H161V150H160ZM177 151H178V150H177ZM187 151H188V150H187ZM192 151H193V150H192ZM239 151H240V150H239ZM254 151H253V152H254ZM5 152H7V151L5 150ZM26 152H27V151H26ZM29 152H30V151H29ZM49 152H50V151H48V155L50 154ZM58 152H59V150H58ZM58 152H55L56 156H57V153H58ZM65 152H64V154H65ZM72 152H73V151H72ZM77 152L75 151V152H73V153L76 154ZM88 152H89V151H88ZM103 152H105V150H104ZM115 152H116V151H115ZM131 152H132V151H131ZM137 152H138L137 154H139V153H140V150H139V151L137 150ZM169 152H170V151H169ZM172 152L174 153L173 149L171 150V153H172ZM180 152H181V151H180ZM194 152H195V150H194ZM202 152L204 153V151H202ZM216 152H217V151H216ZM236 152H237V151H236ZM0 153H1V154H2V153L4 154V151H3V152L0 151ZM16 153H17V152H16ZM16 153H15V151H14V154H16ZM20 153H22V152L20 151ZM33 153H36V152L33 151ZM33 153H32V154H33ZM44 153H45V152H44ZM59 153H61V155H62V154H63V151H62V152H59ZM85 153H86V152H85ZM101 153H102V151H101ZM109 153H110V152H109ZM111 153H113V152L111 151ZM111 153L109 154V156L111 155ZM119 153H121V152H119ZM124 153H125V152H124ZM134 153H135V152H134ZM134 153H132V154H133V155H137V154H134ZM142 153H143V152H142ZM152 153H153V152H152ZM152 153H151V154H152ZM155 153H157V152H154V154H155ZM160 153H161V152H159V154H160ZM162 153H163V152H162ZM162 153H161V154H162ZM164 153H165V151H164ZM166 153H168V151H167ZM184 153H183V154L181 153V154L184 155ZM228 153H229V152H228ZM228 153H226V151H223L221 154L218 153L219 157H217V155H216L217 153H216V154H215V155H216V159L218 158L219 160L217 159L218 161H215V162H210V161L208 160V161L210 162V164L206 161V162L209 164V165H208L209 168H207V169H206L205 167H204V168L202 167V168L205 169V171L207 172V177H206V179L208 178V181H207L208 183H209L210 181H214V182L216 181V182H219V181H222V180L224 179V175H225V173H227L228 170H227L226 168H224V169H226V172H222V171L219 170L218 167H219V166H226V165H227V162L229 161V159L227 158V157H228V155H227ZM230 153H231V152H230ZM239 153H240V152H239ZM246 153H247V152H246ZM248 153H249V152H248ZM251 153H252V152H251ZM255 153H256V152H255ZM80 154H81V153H80ZM83 154H84V153H83ZM99 154H100V151H99ZM106 154H107V152H106ZM116 154H117V153H116ZM125 154H126V153H125ZM132 154H131V155H132ZM157 154H158V153H157ZM157 154H156V155H157ZM176 154H177V153H176ZM178 154H179V152H178ZM185 154H186V153H185ZM232 154H233V152H232ZM237 154H238V153H237ZM244 154H245V153H244ZM253 154H254V153H253ZM8 155H9V154H8ZM41 155H43V154H41ZM67 155H69V154H67ZM84 155H86V154H84ZM96 155H97V154H96ZM123 155H124V154H123ZM133 155H132V156H133ZM141 155H142V154H141ZM144 155H145V154H144ZM168 155L170 156V153H169ZM174 155H175V154H174ZM179 155H180V154H179ZM198 155H201V153L198 154ZM202 155H203V154H202ZM202 155H201V156H202ZM248 155H249V154H248ZM248 155H247L246 157H248ZM255 155H259V154H255ZM1 156H3V155H1ZM4 156H5V155H4ZM17 156H18V154H17ZM25 156H26V155H25ZM32 156H33V155H32ZM34 156H35V154H34ZM38 156H39V155H38ZM43 156H44V155H43ZM65 156H66V155H64V157H65ZM70 156H71V154H70ZM70 156H69V157H70ZM79 156H80V155H79ZM88 156H90V155H88ZM99 156H100V155H99ZM109 156L107 155L106 159L109 158ZM111 156H112V155H111ZM115 156H116V155H114V157H115ZM119 156H122V155L120 154ZM128 156H130V155H128ZM147 156H148V155H147ZM147 156L145 155V157H147ZM153 156H155V155H153ZM166 156H167L166 154H162L161 156L156 157V159L154 160V164H157V166H156L157 168H158L159 166H161L162 164H167V163H165V158H166L167 161H168L169 156H168V158H167ZM176 156H177V155H176ZM187 156H189V155H187ZM201 156H200V157H201ZM203 156H204V155H203ZM206 156H208V155H206ZM231 156H232V155H231ZM239 156H240V157H243V155H240V154H239ZM250 156H251V158H252V156L254 157V155H251V154H250ZM263 156H264V154H263ZM7 157H8V156H5V158L9 160V158H7ZM13 157H14V156H13ZM21 157H23V156L21 155ZM26 157H27V156H26ZM44 157H45V156H44ZM66 157H68V156H66ZM74 157H75V156H74ZM77 157H78V156H77ZM80 157H81V156H80ZM84 157L86 158V156H84ZM114 157H111V158H113L112 161H115V160H114ZM117 157H118V156H117ZM125 157H126V156H125ZM125 157H123V158H125ZM148 157H149V156H148ZM189 157H192L191 154H190ZM193 157H194V156H193ZM193 157H192V158H193ZM208 157H209V156H208ZM229 157H230V155H229ZM255 157H256V156H255ZM257 157H258V156H257ZM257 157H256V158H257ZM0 158H1V157H0ZM14 158H15V157H14ZM14 158H13V159H14ZM23 158H24V157H23ZM33 158H34V157H33ZM45 158H46V157H45ZM61 158H62V157H61ZM61 158H60V159H61ZM71 158H72V156H71ZM75 158H76V157H75ZM82 158H83V156L81 157V159H82ZM87 158H88V157H87ZM93 158H94V157H93ZM118 158H119V157H118ZM118 158H117V160H118ZM126 158H127V157H126ZM170 158L172 159L173 156L170 157ZM176 158H177V157H176ZM183 158L185 159L186 157L184 156ZM183 158H182V159H183ZM202 158H203V157H202ZM206 158H207V157H206ZM235 158H236V160H238L239 163H240V160H239L240 158H239V159H237V157H235ZM256 158H255V159H256ZM259 158H261V159L264 160V158H263L262 156H259ZM13 159H12V160H13ZM51 159H52V158H51ZM66 159H67V158H66ZM68 159H69V158H68ZM79 159H80V158H79ZM79 159H78V160H79ZM96 159H97V158H96ZM115 159H116V158H115ZM121 159H122V157H121ZM132 159H134V158H132ZM135 159H137V158L135 157ZM140 159H141V158H140ZM147 159H148V158H147ZM149 159H151V158H149ZM171 159H169V160H171ZM179 159H181V158H179ZM182 159H181V160H182ZM186 159H187V158H186ZM195 159H196V158H195ZM203 159H205V158H203ZM210 159L212 160L213 158H210ZM214 159H215V158H214ZM242 159H243V158H242ZM244 159H245V158H244ZM248 159H249V158H248ZM252 159H253V158H252ZM8 160H7V161H8ZM12 160H11V161H12ZM16 160H18V159H16ZM24 160H25V159H24ZM26 160H27V159H26ZM48 160H50V159H48ZM57 160H58V158H57ZM61 160H62V162H65V161L67 162V160H64V161H63V158H62ZM92 160H93V159H92ZM117 160L115 161L116 163L118 162ZM123 160H124V159H123ZM130 160H131V159H130ZM130 160H128V162L126 161L127 164H129V161H130ZM138 160H139V159H138ZM152 160H153V159H152ZM152 160H151V161H152ZM188 160H189V159H187V162H188ZM190 160H191V158H190ZM192 160H193V159H192ZM197 160H198V157H197ZM227 160H228V161H227ZM250 160H251V159H250ZM259 160H260V159H259ZM18 161H19V160H18ZM39 161H40V159H39ZM45 161H46V160H45ZM71 161H72V160H71ZM82 161H85V160H82ZM93 161H94V160H93ZM95 161H96V160H95ZM98 161H99V162H102V160H101V161L98 160ZM98 161H97V162H98ZM107 161H108V162H106V163L110 166L109 159H108ZM112 161H111V162H112ZM120 161L122 162V160H120ZM134 161H135V160H134ZM145 161H146V163H147V162H148V163L150 162V161H147V160H145ZM145 161H144V163H145ZM167 161H166V162H167ZM173 161H175V160H173ZM183 161H185V160H183ZM193 161H194V160H193ZM199 161H200V158H199ZM204 161H205V160H204ZM251 161H252V160H251ZM251 161H249V162H251ZM8 162H9V161H8ZM15 162H16V161H15ZM19 162L21 163V160H20ZM36 162H37V161H36ZM41 162H42V161H41ZM43 162H44V161H43ZM76 162H77V161H76ZM76 162H75V163H76ZM85 162H87V161H85ZM85 162H84V163H85ZM104 162H105V161H104ZM104 162H103V164H104ZM123 162H124V161H123ZM130 162H131V161H130ZM169 162H170V161H169ZM171 162H172V161H171ZM171 162H170V163H171ZM175 162H177V161H175ZM189 162H190V161H189ZM189 162H188V163H189ZM194 162H195V161H194ZM231 162H233V161L231 160ZM243 162H244V160H243ZM246 162H247V161H246ZM16 163H17V162H16ZM20 163H19V164H20ZM30 163H31V161H30ZM30 163H29V164H30ZM38 163H39V162H38ZM57 163H58V162H57ZM68 163H69V162H68ZM72 163H73V161H72L71 163H69V164H70V165H73V166H76V165H77V164H72ZM79 163H80V162H79ZM82 163H83V162H82ZM91 163H92V162H91ZM91 163H90V165H91ZM113 163H114V162H113ZM116 163H114L115 166H116ZM131 163H132V162H131ZM131 163H130V164H131ZM173 163H174V162H173ZM178 163H179V162H178ZM190 163H192V161H191ZM190 163H189V164H190ZM203 163H204V162H203ZM207 163H206V164H207ZM247 163H248V162H247ZM258 163H261V164H262V161H258ZM258 163H256V164L258 165ZM17 164H18V163H17ZM25 164H26V163H25ZM42 164H43V163H42ZM44 164L47 165L45 162H44ZM49 164H50V162H49ZM63 164H65V163H63ZM97 164H98V163H97ZM111 164H112V163H111ZM141 164H143V163H141ZM151 164H152V163H151ZM151 164H150V165H151ZM154 164H153L152 166H155ZM168 164H169V163H168ZM168 164H167V165H168ZM174 164H175V163H174ZM180 164H181V163H180ZM182 164H183L184 167H185V164H184L183 162H182ZM182 164H181V165H182ZM186 164H187V163H186ZM199 164H200V163H199ZM199 164H198V166H199ZM201 164H202V163H201ZM204 164H205V163H204ZM235 164H236V166H237L238 163H235ZM249 164H250V163H248V165H249ZM11 165H12V164H11ZM15 165H16V164H15ZM26 165H28V163H27ZM66 165H67V164H66ZM82 165H83V164H82ZM82 165H81V166H82ZM94 165H95V163H94ZM98 165H99V166H102V163H101V165H100V164H98ZM98 165H96V167H97ZM119 165H120V163H119ZM121 165H122V164H121ZM121 165H120V166H121ZM124 165H125V162H124ZM124 165H123L122 167H124ZM135 165H137V164H134L133 166H135ZM146 165H148V164H146ZM170 165H171V164H170ZM170 165H168V166L170 167ZM175 165H177V164H175ZM178 165H179V164H178ZM178 165H177V167H178ZM183 165H182V166H183ZM192 165H193V164H192ZM238 165H239V164H238ZM240 165H243V164H240ZM245 165H247V164L245 163ZM259 165H260V164H259ZM263 165H264V164H262V167H263ZM21 166H23V165H21ZM24 166H25V165H24ZM31 166H32V165H31ZM31 166H29V167H31ZM43 166H44V165H43ZM43 166H42V167H43ZM51 166H52V165H51ZM61 166H62V165H61ZM61 166H60V167H61ZM68 166H69V165H68ZM78 166H79V168H80V165H77V167H78ZM88 166H89V165H88ZM128 166H129V165H128ZM131 166H132V165H131ZM131 166H130V167H131ZM133 166H132V167H133ZM142 166H143V165H142ZM152 166H150V167L146 166L145 169H147V168H151ZM162 166H164V165H162ZM179 166H180V165H179ZM182 166H181V167H182ZM187 166H188V165H187ZM187 166H186V167H187ZM189 166H190V165H189ZM195 166H196V165H195ZM198 166H197V167H198ZM231 166H232V165H231ZM6 167H7V166H6ZM15 167H16V166H15ZM17 167H18L19 169H21V167H19V166H17ZM36 167H37V166H36ZM36 167H35V168H36ZM56 167H58V166H56ZM77 167H76V168H77ZM92 167H93V166H92ZM105 167H106V166H105ZM105 167H104L103 169H105ZM125 167H126V166H125ZM140 167H141V166H140ZM143 167H145V165H144ZM143 167H142V168H143ZM156 167H155V168H156ZM169 167H166V166H165V168H164V167H163V168L161 167V168L164 170V169H166V168L168 169ZM171 167H172V165H171ZM186 167H185V168H186ZM229 167H230V166H229ZM233 167H234V166H233ZM260 167H261V165H260ZM0 168H1V167H0ZM12 168H13V167H12ZM22 168H23V167H22ZM31 168H32V167H31ZM37 168H38V167H37ZM61 168H62V167H61ZM69 168H72V167H69ZM69 168H68V169H69ZM76 168H75V170H76ZM81 168H83V166H82ZM88 168H89V167H88ZM90 168H91V167H90ZM94 168H95V167H94ZM101 168H102V167H101ZM117 168H118V167H117ZM126 168H127V167H126ZM135 168H136V167H135ZM137 168H138V167H137ZM153 168H154V167H152L151 169H153ZM155 168H154V169H155ZM157 168H156V171L153 169V170H154L153 172H157V174H158V172H159V175H161L160 172H162V171H161V170H160V171H157V170H158ZM175 168H176V166H175ZM185 168H184L183 172L187 169V168H186V169H185ZM191 168H192V171H193V169H196L195 167L193 168V166H192ZM253 168H254V167H253ZM263 168H264V167H263ZM5 169H6V168H5ZM24 169H25V167H24ZM49 169H50V167H49ZM52 169H53V168H52ZM57 169H58V170H57V172H58V171H59V168H57ZM66 169H67V168H66ZM91 169H92V168H91ZM103 169H102V170H103ZM106 169H108V168H106ZM110 169H111V168H110ZM112 169H113V168H112ZM115 169H116V167H114V169H113L114 172L116 173L117 171H115ZM120 169H121V168L116 169V170H120ZM132 169H134V167H133ZM132 169H131V170H132ZM138 169H139V168H138ZM159 169H160V168H159ZM167 169H166V172H167L168 170H170L171 168L168 169V170H167ZM176 169H178V170L181 171V168H176ZM182 169H183V168H182ZM189 169H190V168H188V170H186V172H189ZM198 169H200V168H198ZM198 169H197V171L199 172ZM232 169H233V168H231V171H232ZM257 169H258V168H257ZM257 169H256V170H257ZM2 170H3V169H2ZM16 170H17V169H16ZM34 170H35V169H34ZM38 170H39V169H38ZM41 170H42V169H41ZM43 170H45V169H43ZM46 170H47V169H46ZM50 170H51V169H50ZM50 170H48V171H50ZM71 170H72V169H71ZM92 170H93V169H92ZM97 170H101L100 167L97 168ZM123 170H124V169L122 168V171H123ZM126 170H127V169H126ZM134 170H136V172L138 171L137 169H134ZM148 170H149V169H148ZM171 170H172V169H171ZM173 170H174V169H173ZM190 170H191V169H190ZM222 170H223V169H222ZM261 170H262V169H261ZM30 171H31V170H30ZM36 171H37V170H36ZM52 171H53V170H52ZM52 171H51V173H53ZM65 171H66V170H65ZM82 171H83V170H82ZM86 171H87V170H86ZM94 171H95V170H94ZM106 171H107V170H106ZM106 171H105V172H106ZM110 171H112V170H110ZM122 171H121V173L123 174ZM180 171H179V173H180ZM224 171H225V170H224ZM257 171H258V170H257ZM9 172H10V174H11L12 171L9 170ZM79 172H80V170H79ZM84 172H85V171H84ZM132 172H133V171H132ZM170 172H171V171H170ZM13 173H14V172H13ZM27 173H28V172H27ZM29 173H30V172H29ZM29 173H28V174H29ZM65 173H67V172H65ZM68 173H69V172H68ZM71 173H73V171H71ZM77 173H78V171L76 172V176H77ZM92 173H93V172H92ZM102 173H104V172L102 171V172H101V175H102ZM109 173H110V172H109ZM109 173H108V174H109ZM115 173H114V174H115ZM118 173H119V172H118ZM118 173H117L116 175H119V174H120V176H122L121 173H119V174H118ZM142 173H143V172H142ZM142 173H140V174H142ZM171 173H172V172H171ZM173 173H175V172H173ZM190 173H191V171H190ZM200 173H201V172H200ZM256 173L259 174V172H256ZM2 174H3V173H2ZM10 174H9L8 176H10ZM31 174H32V173H31ZM31 174H30V175H31ZM41 174H42V173H41ZM59 174H60V172H59ZM78 174H79V173H78ZM83 174H84V173H83ZM83 174H81V176H82ZM93 174H95V172H94ZM96 174H97V173H96ZM108 174L106 173V175H108ZM110 174H111V173H110ZM112 174H113V173H112ZM124 174H125V173H124ZM146 174H147V173L145 172V175H146ZM152 174L155 176L154 173H151L150 175H152ZM168 174H169V171H168ZM168 174L165 173V175H168ZM185 174L189 175L188 173H185ZM185 174L182 173V175H185ZM193 174H194V171H193ZM202 174H205V176H206V173H202ZM261 174H262V173H261ZM263 174H264V170H263ZM11 175H13V174H11ZM32 175H33V174H32ZM32 175H31V176H32ZM35 175H36V174H35ZM43 175H44V174H43ZM69 175H70V174H69ZM101 175L98 174V176H101ZM104 175H105V174H104ZM126 175H127V174H126ZM126 175H123V176L126 177ZM128 175H130V174H128ZM131 175H133V174H131ZM137 175H138V176H141V175H139L138 173H135V176H137ZM148 175H149V174H148ZM150 175H149V176H150ZM162 175H164V171H163V174H162ZM165 175H164V176H165ZM172 175H173V174H172ZM172 175H171V177L174 178V175H173V176H172ZM5 176H6V175H5ZM18 176H19V174H18ZM33 176H34V175H33ZM52 176H53V175H52ZM56 176H57V174H56ZM66 176H67V175H66ZM74 176H75V175H74ZM84 176H85V175H84ZM84 176H83V178H84ZM93 176H96V179H97V175H93ZM120 176H117V177L119 178ZM164 176H163V178H164ZM176 176H177V175H175V177H176ZM194 176H195V178L198 177L197 175H194ZM227 176H229V174H228ZM262 176H263V175H262ZM0 177H1V178H0V181H1V179H2L4 176H3V177L0 176ZM14 177H15V176H14ZM34 177H35V176H34ZM53 177H54V176H53ZM53 177H52V178H53ZM57 177H58V176H57ZM64 177H65V175H64ZM101 177H102V176H101ZM104 177H105V176H104ZM113 177H114V175H113ZM117 177H116V178H117ZM142 177H143V176H142ZM155 177H156V176H155ZM155 177H153V178H155ZM160 177H161V176H160ZM180 177H181V176H180ZM188 177H190V176H188ZM199 177H200V176H199ZM6 178H7V176H6ZM6 178H5V179H6ZM10 178H11V177H10ZM10 178H9V180H10ZM18 178H19V177H18ZM20 178H21V177H20ZM35 178H37V176H36ZM68 178H69V177H68ZM94 178H95V177H94ZM99 178H100V177H99ZM99 178L97 179V181L99 180ZM102 178H103V177H102ZM109 178H110V175H109ZM116 178H114V179H115V182L118 181ZM122 178H123V177H122ZM127 178H129V179H130V178H131V179L133 178V180H134V179H138V178H135L134 175H133V177H132V176H130V177L127 176ZM148 178H149V177H148ZM158 178H159V177H158ZM158 178H156V179H157L156 181H158ZM163 178L161 177V179H163ZM181 178H182V177H181ZM192 178H193V177H192ZM200 178H201V177H200ZM222 178H223V179H222ZM225 178H226V177H225ZM261 178H262V177H261ZM263 178H264V176H263ZM3 179H4V178H3ZM13 179H14V178H13ZM22 179H23V178H22ZM73 179H74V178H73ZM73 179H72V180H73ZM75 179L77 180V177H76ZM103 179H104V178H103ZM106 179H108V178H105V182H106V184H107V182H109L110 180L107 181ZM114 179H113V180H114ZM123 179H124V178H123ZM131 179H130V180H131ZM139 179H141V177H140ZM149 179H150V178H149ZM151 179H152V178H151ZM165 179L167 180L166 176H165L164 180H165ZM176 179H177V178H176ZM198 179H199V178H197V180H198ZM221 179H222V180H221ZM227 179H228V178H227ZM7 180H8V179H7ZM14 180H15V179H14ZM31 180H32V179L30 178V181H31ZM47 180H48V179H47ZM53 180H54V179H53ZM78 180H79V179H78ZM80 180H81V179H80ZM94 180H95V179H94ZM111 180H112V179H111ZM133 180H132V181H133ZM142 180H143V179H142ZM154 180H155V179H154ZM164 180H163V181H164ZM174 180H175V179H174ZM179 180H180V179H179ZM183 180H184V179L182 178V182H183ZM224 180H225V179H224ZM228 180H229V179H228ZM5 181H6V180H5ZM11 181H13V180H11ZM28 181H29V179H28ZM40 181H41V180H39V182H40ZM55 181H56V180H55ZM70 181H71V180H70ZM85 181H86V180H85ZM91 181H92V180H91ZM103 181H104V180H103ZM145 181H146V179H145ZM152 181H153V179H152ZM168 181L170 182V177H168ZM171 181H173V180H171ZM175 181H176V180H175ZM175 181H174L173 183H175ZM185 181H186L187 183H189V182H188L189 180H188V181L185 180ZM190 181H191V180H190ZM194 181H195V180H194ZM198 181H200V180H198ZM24 182H26V181L24 180ZM24 182H22V184H24ZM35 182L39 183V182H38V179H37ZM59 182H60V181H59ZM67 182H68V181H67ZM74 182H75V180H74ZM78 182H79V181H77V183H78ZM122 182H123V180H122ZM126 182H127V180L124 182V184H125ZM149 182H151V181L149 180ZM154 182H155V181H154ZM159 182H160V181H159ZM176 182H177V181H176ZM203 182H205V181L203 180ZM224 182H225V181H223V182H221V183H224ZM226 182H227V180H226ZM9 183H11V182H9ZM14 183H15V182H14ZM19 183H21V182H18L17 184L19 185ZM28 183H29V182H28ZM33 183H34V181H33ZM42 183H43V182H42ZM53 183L55 184V182H53ZM62 183H63V182H62ZM64 183H66V182H64ZM79 183H81V182H79ZM79 183H78V184H79ZM118 183H119V184H118ZM118 183H117L116 185H121V186H122V184H123V183L121 184L120 181H118ZM143 183H144V182H143ZM147 183H148V182H147ZM160 183H162V182H160ZM165 183H168V182L165 181ZM170 183H171V182H170ZM187 183H186V185H187ZM197 183H198V182H197ZM200 183L202 184V181H201ZM212 183H213V182H212ZM229 183H231V182H229ZM17 184H16V185H17ZM25 184H26V183H25ZM25 184L23 185V187L25 186ZM49 184H50V183H48V185H49ZM51 184H52V182H51ZM54 184H53V186H52L53 188H54V186H55ZM78 184L75 183L76 186H77ZM109 184L111 185V183H109ZM114 184H115V183H114ZM144 184H145V183H144ZM144 184H141V186H139V187L141 188L142 185H144ZM154 184L156 185V183H154ZM175 184H176V183H175ZM175 184H173V185H175ZM177 184H178V185H176V186H180V188H181V185H179L180 183L177 182ZM182 184H184V183H182ZM190 184H191V183H190ZM192 184H193V183H192ZM204 184H206V182H205ZM209 184H211V183H209ZM219 184H220V183H219ZM224 184H226V183H224ZM3 185H4V184H3ZM36 185L38 186V184H36ZM36 185H35V186H36ZM65 185H66V184H65ZM72 185H73V184H72ZM75 185H74V186H75ZM79 185H80V184H79ZM100 185H101V184H99V186L96 185V187H100ZM125 185H128V184L126 183ZM125 185H124V187H125ZM137 185H138V184H137ZM139 185H140V184H139ZM145 185H146V184H145ZM145 185H144V186H145ZM166 185H167V184H166ZM173 185H172V186H173ZM186 185H185V186H186ZM211 185H212V184H211ZM214 185H216V184L214 183ZM222 185H223V184H222ZM229 185H230V184H229ZM35 186H33V187H35ZM42 186H43V185H42ZM45 186H46V185H45ZM70 186H71V184H70ZM74 186H72L71 188H73ZM81 186H82V185H81ZM81 186H80V188H79L80 190H82V189H81ZM84 186H85V185H84ZM103 186H104V184H103ZM107 186H108V184H107ZM107 186H105V187H107ZM111 186H113V185H111ZM129 186H130V185H128V187L126 186V187H127V190H128V188H130ZM134 186H135V184H134ZM144 186H143V187H144ZM147 186H149V185H147ZM156 186H157V187H158V186L160 187V185H156ZM161 186H163V185H161ZM167 186H168V187L170 186V188L172 187L171 184H170V185H167ZM185 186H183V187H185ZM193 186H194V184H193ZM198 186H199V185H198ZM202 186H203V185H202ZM207 186H208V184H207ZM230 186H231V185H230ZM7 187H8V185H7ZM13 187H14V185H13ZM16 187H17V186H16ZM20 187H21V186H20ZM25 187H26V186H25ZM50 187H51V186H50ZM52 187H51V189H52ZM60 187H61V186H60ZM65 187L67 188V186H65ZM77 187H78V186H77ZM89 187H90V186H89ZM101 187H102V186H101ZM101 187H100L99 189H101ZM159 187H158V189H159V191H161L162 189L160 190L161 187H160V188H159ZM163 187H164V186H163ZM163 187H162V188H163ZM168 187H167V188H168ZM173 187H174V186H173ZM173 187H172V188H173ZM204 187H205V186H203V188H204ZM208 187H209V186H208ZM208 187H206V190H207L208 192H211V190H212V192H213V187H215V186H211L212 188H210V189H211L210 191H209ZM221 187H222V186H221ZM8 188L10 189V187H8ZM21 188H22V187H21ZM27 188H28V187H27ZM38 188H39V187H38ZM38 188H36V189H37V190H40V189H38ZM55 188H57V186H56ZM82 188H83V186H82ZM115 188H116V187H115ZM118 188H121V187H118ZM134 188H135V187H134ZM172 188H171V189H172ZM175 188H176V187H175ZM175 188H174V189H175ZM197 188H198V187H197ZM226 188H227V187H226ZM230 188H233V187L231 186ZM230 188H229V190H230ZM0 189H2L3 192L5 191V190H4L3 188H1V187H0ZM13 189H14V188H13ZM31 189H32V188H31ZM44 189H45V188H44ZM47 189H48V188H47ZM102 189H103L104 192H107V190H106L105 188H102ZM107 189H108V188H107ZM113 189H114V188H113ZM124 189H125V188H124ZM141 189H142V188H141ZM171 189H169V190H171ZM176 189H178V188H176ZM176 189H175V191H177ZM187 189H188V188H187ZM198 189H201V188L199 187ZM220 189H221V188L218 189V185H217V190L219 191ZM222 189H223V188H222ZM222 189H221V190H222ZM224 189H225V188H224ZM227 189H228V188H227ZM233 189H234V188H233ZM233 189L231 190V191H232V194H233ZM28 190H29V189H27V190H25V191L27 192ZM52 190H53V189H52ZM60 190H62V189L60 188ZM64 190H65V189H64ZM73 190H75V189H73ZM77 190H78V189H77ZM83 190H84V189H83ZM86 190H87V189H86ZM96 190H97V192H98V188H96ZM110 190H112V189L110 188ZM118 190H120V189H118ZM127 190H124V191L126 192ZM129 190L131 191V188H130ZM147 190H148V189H147ZM150 190H152V189L150 188ZM193 190H195V188H194ZM221 190L219 191L220 194L217 192V193H218L217 196L220 195V196H219L220 198H221V193H224V192H225V194L227 193V192L224 191V190H223L224 192H221ZM11 191H12V190H11ZM15 191H16V190H14V192H15ZM25 191H24V193H25ZM29 191H30V190H29ZM34 191H35V189H34ZM40 191H41V190H40ZM50 191H51V190H49L47 193H49ZM54 191H55V189H54ZM54 191H53V192H54ZM68 191H69V190H68ZM87 191H88V190H87ZM103 191H100V192H103ZM108 191H109V190H108ZM120 191H121V190H120ZM120 191H119V192H120ZM124 191H123V192H124ZM133 191H135V193H136L137 190H136V189H135V190L133 189ZM141 191H143V190H141ZM144 191H146V190H144ZM172 191L174 192L173 189H172ZM172 191H170V192H172ZM181 191H182V188H181ZM186 191L188 192V190H186ZM202 191H203V189H202ZM227 191H228V190H227ZM19 192H20V190H19ZM31 192H32V191H31ZM37 192H38V191H37ZM37 192H36V194H37ZM41 192H42V191H41ZM51 192H52V191H51ZM53 192H52V193H53ZM56 192H57V191H56ZM61 192H63V191H61ZM70 192H71V191H69V193H70ZM83 192L85 193V190H84ZM83 192H82V193H83ZM94 192H96V191H95V188H94ZM97 192H96V193H97ZM100 192H99V193H100ZM109 192H111V191H109ZM113 192H114V191H113ZM116 192H117V188H116ZM162 192H163V190H162ZM167 192H168V191H167ZM198 192H199V190H198ZM204 192H205V190H204ZM204 192H203V193H204ZM228 192H229V191H228ZM1 193H2V192H1ZM16 193H17V192H16ZM20 193H21V192H20ZM38 193H40V192H38ZM52 193H51V195L54 196V194H52ZM69 193L67 194V192H66V194L68 195V196H67V199L69 198V195H70V196L72 195V194H69ZM72 193H73V192H72ZM74 193H75V192H74ZM99 193H97L98 196H99ZM111 193H112V192H111ZM128 193L130 194V192H128ZM131 193H132V192H131ZM137 193H138V192H137ZM140 193H141V192H140ZM140 193H138V194H136V195H138L139 198H140V197L142 198L143 196H142L141 194L144 195L145 193H141V194H140ZM149 193H150V191H149ZM190 193H193V192L190 190ZM200 193H201V192H200ZM205 193H206V192H205ZM205 193H204V195L207 196ZM8 194H9V193H8ZM25 194H27V193H25ZM44 194H45V193H44ZM55 194H56V193H55ZM61 194L63 195V193H61ZM61 194H60V196H61ZM75 194H76V193H75ZM79 194H80V192H78V195H79ZM93 194H94V193H93ZM97 194L95 195V198H96ZM115 194H117V193H115ZM119 194H120V193H119ZM126 194H127V193H126ZM126 194L124 193V195H126ZM139 194H140L141 196H139ZM154 194H156V193L154 192ZM171 194H172V193H171ZM195 194H196V193H195V191H194V195H195ZM197 194H198V193H197ZM197 194H196V196H197ZM215 194H216V187H215V189H214L213 195H212L211 193H209L208 195H209V196L211 195V197L213 198V196H214ZM227 194H228V193H227ZM227 194H226V195H227ZM230 194H231V192H230ZM230 194H229L228 196H230ZM5 195H6V194H5ZM34 195H35V194H34ZM47 195H50V194H47ZM47 195H46V197H47ZM57 195H59V194H57ZM78 195H77V196H78ZM103 195H105V194H103ZM110 195H111V194H110ZM110 195H109L108 197H110ZM130 195H131V194H130ZM145 195H146V194H145ZM157 195H158V194H157ZM162 195H163V194H161V196H162ZM169 195H170V193H169ZM181 195H182V194H181ZM194 195H191V196H194ZM200 195H201V194H200ZM3 196H4V195H3ZM6 196H7L6 198L8 199V198H9V195H6ZM16 196H17V194H16ZM20 196H21V195H20ZM29 196H31V195H29ZM53 196H52V197H53ZM55 196H56V195H55ZM73 196H75V195L73 194ZM105 196H106V195H105ZM111 196H113V194H112ZM127 196H128V195H126V198H127ZM163 196H164V195H163ZM209 196H208V197H209ZM217 196H216V197H217ZM223 196H224V194H223ZM1 197H2V195H1ZM25 197H26V196H25ZM52 197H51V198H52ZM56 197H57V196H56ZM65 197H66V196H65ZM91 197H92V195H91ZM93 197H94V195H93ZM100 197H101V196H100ZM115 197H117V196H115ZM115 197H113V199H114ZM148 197H149V196H148ZM159 197H160V196H158V198H159ZM164 197H165V196H164ZM171 197H172V196H171ZM174 197H175V195H174ZM178 197H180V196H178ZM198 197H201V196H198ZM214 197H215V196H214ZM216 197H215V198H216ZM219 197H218V198H219ZM230 197H231V196H230ZM15 198H17V197H15ZM27 198H28V197H26V199H27ZM35 198H36V197H35ZM38 198H39V197H38ZM41 198H42V197H41ZM43 198H44V197H43ZM47 198H48V197H47ZM59 198H60V197H59ZM59 198H56V199H59ZM71 198H72V197H71ZM71 198H70V200L73 199V198H72V199H71ZM78 198H79V197H78ZM82 198L85 199V201L83 200V201H84V204H85V202H86V204H87L89 207L93 208V209L97 206L96 204L94 205V203H98V204H99V202H93V201H94L93 198H91V199L93 200V201H92L88 196H85V197H84V195H83ZM98 198H99V197H98ZM111 198H112V197H111ZM117 198H119V196H118ZM123 198L126 199L125 197H123ZM132 198H133V196H132ZM139 198H138V199H139ZM143 198L146 199L145 197H143ZM155 198H157V197H155ZM155 198H153V199H155ZM172 198H173V197H172ZM176 198H177V197H176ZM184 198H186V197L184 196ZM188 198H189V197H188ZM215 198H214V199H215ZM7 199H6V200H7ZM13 199H14V198H13ZM17 199H19V198H17ZM23 199H24V198H23ZM28 199H29V198H28ZM74 199H75V197H74ZM79 199H80V198H79ZM151 199H152V198H151ZM151 199H150V200H151ZM153 199H152V200H153ZM173 199H174V198H173ZM178 199H180V198H178ZM182 199H183V198H182ZM189 199H190V198H189ZM189 199H188V200H189ZM222 199H223V198H222ZM224 199H225V197H224ZM229 199H231V198H229ZM229 199H228V200L225 199V200H226V201H229ZM4 200H5V199H3V203H4ZM6 200H5V201H6ZM44 200H47V199L44 198ZM96 200H98V199L96 198L95 201H96ZM99 200H100V199H99ZM109 200H110V198H109ZM136 200H137V199H136ZM155 200H156V199H155ZM164 200H165V198H164ZM190 200H191V199H190ZM196 200H197V199H196ZM0 201H1V200H0ZM8 201H9V200H8ZM8 201H7V203H8ZM12 201H13V200H12ZM17 201L19 202V200H17ZM20 201H22V200H20ZM37 201H38V200H37ZM40 201H42V200H40ZM40 201H38V202H40ZM50 201L52 202V201H56V200H51V199H50ZM68 201H69V199H68ZM74 201H75V200H74ZM74 201H73V202H74ZM129 201H131V198H130ZM134 201H135V200H134ZM138 201H139V200H137V202L135 201L136 203H134V206L138 205V204H137ZM160 201H161V199H160ZM160 201H159V202H160ZM174 201H175V199H174ZM193 201H194V200H193ZM1 202H2V201H1ZM1 202H0V203H1ZM9 202H10V201H9ZM18 202H17V203H18ZM28 202H29V201H28ZM58 202H59L58 204H60V200H58ZM70 202H71V201H70ZM76 202H78V201H76ZM103 202H104V201H103ZM103 202H102V203H103ZM107 202H108V200H107ZM113 202H114V201H113ZM140 202H141V199H140ZM155 202H156V203H159L157 200H156ZM161 202L163 203L164 201H161ZM167 202H168V201H167ZM183 202L186 204V202H185L184 200H183ZM188 202H189V201H188ZM7 203H4V204H7ZM14 203H16V200H15ZM14 203H13V204H14ZM21 203H22V202H21ZM116 203H117V202H116ZM118 203L120 204V202H118ZM130 203H132V202H130ZM142 203H143V202H141L140 204L142 205ZM176 203H177V202H176ZM176 203H174V204H176ZM180 203H181V202H180ZM190 203H191V202H190ZM225 203H227V202H225ZM229 203H230V202H229ZM4 204H3V205H4ZM13 204H12V205H13ZM25 204L28 206V204H27L26 201H25ZM31 204H32V203H31ZM49 204H50V203H49ZM53 204H54V203L52 202L50 205H53ZM72 204H73V203H72ZM72 204H70V205H72ZM77 204H78V203H77ZM79 204H80V203H79ZM86 204H85V206H87ZM125 204H126V203H125ZM140 204H139V205H140ZM148 204H149V203L147 202V203L144 204V205H148ZM163 204H164V203H163ZM177 204H178V203H177ZM181 204H182V206H184L183 203H181ZM187 204H188V203H187ZM194 204H195V203H194ZM227 204H228V203H227ZM3 205H2V207H3ZM18 205H20V204H18ZM26 205H24V207H26ZM32 205H33V204H32ZM43 205L45 206V205H47V204H43ZM81 205H82V204H81ZM141 205H140V206H141ZM149 205H150V204H149ZM164 205L166 206V205H168V204H166V202H165ZM164 205H163V206H164ZM170 205H172L171 207H174L172 203H170ZM205 205H206V204H205ZM229 205H230V204H229ZM229 205H228V206H229ZM7 206L9 207V204H8V205H5V207H7ZM54 206L58 208L60 205H59V206H58V205L56 206V204H55ZM66 206H67V205H66ZM79 206H80V205H79ZM79 206H78V208H79ZM102 206L104 207V203H103V205L100 204L99 207H102ZM111 206H112V205H111ZM123 206H124V205H123ZM140 206H139V208H137V209H140ZM151 206H152V205H151ZM161 206H162V205H161ZM161 206H160V207H161ZM163 206H162V208H163ZM165 206H164V207H165ZM178 206H179V205H178ZM178 206H177V209H178V210H177V211L174 210V211H176L177 214H178V213L181 214V211L179 212V209L181 208V207H180L181 205L179 206L180 208H179ZM0 207H1V204H0ZM5 207H4V208H5ZM47 207H48V206H47ZM52 207H53V206H52ZM75 207H77V206L75 205ZM119 207H120V206H119ZM121 207H122V206H121ZM132 207H133V206H132ZM155 207H156V206H155ZM160 207H159V208H160ZM188 207H190V206H188ZM230 207L232 208V206H229V208H230ZM13 208H15V204H14V207H13ZM45 208H46V207H45ZM53 208H54V207H53ZM86 208H87V207H86ZM91 208H87L86 210L91 209ZM107 208H108V207H107ZM126 208H127L128 210H130L127 206H126ZM133 208H134V207H133ZM133 208H132V210H134ZM141 208L144 209V206L141 207ZM156 208H157V207H156ZM184 208H187V207L184 206ZM184 208H181L180 210H184ZM233 208H234V206H233ZM233 208H232V211H233ZM2 209H3V208H2ZM6 209H7V208H6ZM15 209H16V208H15ZM28 209H29V208H28ZM33 209H34V208H33ZM39 209H40V208H39ZM42 209H43V208H42ZM42 209H41V211H42ZM54 209H55V208H54ZM73 209H74V208H73ZM98 209L100 210V208H97V210H98ZM124 209H125V207H124ZM127 209H126V211H124V212H129V211H127ZM135 209H136V208H135ZM143 209H142V211H143ZM160 209H161V208H160ZM165 209H166V208H165ZM187 209H188V208H187ZM190 209H191V208H190ZM13 210H14V209H13ZM17 210H18V209H17ZM21 210H22V209H21ZM21 210H20V212H21ZM23 210H24V209H23ZM31 210H32V209H31ZM36 210H37V209H36ZM48 210H49V211H52V209L50 210L49 208H48ZM48 210H47V213L49 212ZM55 210H56V209H55ZM57 210H58V209H57ZM60 210H62V208H60ZM67 210H71V209L68 208ZM75 210H76V209H75ZM81 210H82V208H81ZM83 210L85 211V208H84ZM94 210H95V209H94ZM97 210H96V211H97ZM102 210H103V208H102ZM152 210H153V209H152ZM156 210H157V209H156ZM156 210L154 209L153 211H156ZM162 210H163V209H162ZM170 210H171V212H172V209H170ZM26 211H27V207H26ZM62 211H63V212H67V211H65V209L62 210ZM71 211H72V210H71ZM89 211H90V210H89ZM89 211H88V212H89ZM103 211H104V210H103ZM103 211H102V212L100 211V214H99V215H102V214H103ZM122 211H123V210H122ZM148 211H149V210H148ZM168 211H169V210H168ZM168 211H166V213H167ZM186 211L188 212V210H186ZM224 211H225V210H224ZM9 212H10V211H9ZM20 212H19V213H20ZM57 212H58V211H57ZM57 212H56V213H57ZM63 212H62V213H63ZM85 212H86V211H85ZM105 212H106V208H105ZM105 212H104V213H105ZM110 212H111V211H110ZM119 212H120V211H119ZM157 212H158V211H157ZM159 212H160V210H159ZM161 212H162V211H161ZM182 212H184V211H182ZM187 212H186V213H187ZM234 212H235V211H233V214H234ZM1 213H3V211H2ZM1 213H0V214H1ZM4 213H5V211H4ZM15 213H16V211H15ZM15 213L13 212V214H15ZM27 213H28V212H27ZM29 213H30V212H29ZM51 213H52V212H51ZM54 213H55V212H54ZM60 213H61V212H60ZM98 213H99V212H98ZM101 213H102V214H101ZM112 213H113V212H112ZM130 213H132L131 210H130L129 214H130ZM133 213H134V212H133ZM135 213H136V212H135ZM137 213H138V211H137ZM137 213H136L135 216H137ZM142 213H143V212H142ZM145 213H147V211L144 212V214H145ZM153 213H155V212H153ZM166 213H165V215H166ZM189 213H191V214H189ZM189 213H187V214H188V215H192V212H189ZM16 214H17V213H16ZM43 214H44V211H43ZM48 214H49V213H48ZM58 214H59V212H58ZM85 214H87V212H86ZM93 214H94V212L92 213V211H91V216H92V218L94 217V219H95V215H93ZM96 214H97V213H96ZM105 214H106V213H105ZM124 214H125V215H129V214H126V213H123L122 215H124ZM140 214H141V212H140ZM144 214H143V215H144ZM156 214L159 215V214H162V213H159V214L156 213ZM171 214H173V213H171ZM1 215H2V214H1ZM4 215H5V214H4ZM4 215H3L2 217H4ZM7 215H8V213H7ZM7 215H6V216H7ZM9 215H11V214H9ZM27 215H28V214H27ZM34 215H35V213H34ZM39 215H40V214H39ZM44 215H45V214H44ZM52 215L55 216V214H52ZM56 215H57V214H56ZM59 215H60V214H59ZM61 215H63V214H61ZM64 215L66 216V215H68V213H64ZM99 215H98V216L96 215V216L99 217ZM150 215L153 216L154 214L151 213ZM182 215L184 216V214H182ZM182 215H180V216H181L182 218H184ZM194 215H195V214H194ZM223 215H224V214H223ZM230 215H231V214H230ZM13 216H14V215H13ZM30 216H31V214H30ZM30 216H29V218H30ZM50 216H51V214H50ZM54 216H51V218L54 217ZM69 216H70V215H68V217L66 216L67 219L69 218ZM91 216H90V214H89V217H91ZM106 216H108V213H107ZM106 216H105V217H106ZM120 216H121V215H120ZM135 216L133 215V218H135ZM151 216H150V218H151V221H152V219H155V218H153V217H155V216H153V217H151ZM169 216H170V220L173 219V218H171V216H174L175 223L179 224V223L176 221V218H175L176 216L178 217L179 215H176V216H175V215H169ZM186 216H187V215H186ZM2 217H1V218H2ZM9 217H10V216H8V218H9ZM31 217H32V216H31ZM34 217H35V216H34ZM46 217H47V216H46ZM111 217H112V216H111ZM114 217H115V216H114ZM126 217H127V216H125L124 218H126ZM129 217H130V216H129ZM147 217H148V216H147ZM157 217H158V219L160 218V216H157ZM166 217H168V216H166ZM10 218H11V217H10ZM10 218H9V219H10ZM32 218H33V217H32ZM54 218H55V217H54ZM54 218H53V219H54ZM92 218H91L90 220H92ZM108 218H109V217H108ZM131 218H132V217H131ZM139 218H141V216H139ZM143 218L145 219L146 217H142L141 219H143ZM150 218H148V219H150ZM178 218H180V217H178ZM178 218H177V219H178ZM186 218L190 219L191 217L189 218V216H187V217H185L184 219H186ZM193 218H194V217H193ZM193 218H192V219H193ZM196 218H197V217H196ZM4 219H5V218H4ZM30 219H31V218H30ZM35 219H36V217H35ZM37 219H38V218H37ZM58 219H59V216H58ZM69 219H70V221H71V217H70ZM96 219H97V218H96ZM99 219H100V217L98 218V220H99ZM115 219H116V218H114V220H115ZM122 219H123V217H121V221L123 222ZM127 219L129 220L130 218H127ZM135 219H136V218H135ZM135 219H134V220H135ZM141 219H136V220H141ZM164 219H165V218H164ZM188 219H186V222H185L186 224H187V220H188ZM2 220H3V219H2ZM5 220H6V219H5ZM31 220H32V219H31ZM41 220H42V218L40 219V221H41ZM45 220H46V219H45ZM61 220H63V219L60 218V222H61ZM74 220H75V219H73V221H74ZM98 220H97V221H98ZM101 220H103V219L101 218L100 221H101ZM105 220H106V219H105ZM105 220H104V221H105ZM114 220H112L110 224H112V222H114ZM117 220L119 221V217L117 218ZM117 220H115L116 223L118 222ZM170 220H169V218H168V221H170ZM194 220H195V219H194ZM196 220H197V219H196ZM34 221H35V220H34ZM40 221H39V223H40ZM55 221H56V220H55ZM75 221H76V220H75ZM83 221H84V219H83ZM104 221L102 222V224L105 223ZM107 221H108V220H106V222H107ZM166 221H167V220H166ZM173 221H174V220H173ZM173 221H172V223H173ZM21 222H22V221H21ZM36 222H37V221H36ZM41 222H43V221H41ZM53 222H54V220H53ZM62 222H65V221L63 220ZM62 222H61V223H62ZM76 222H77V221H76ZM87 222H88V221H87ZM93 222H94V220L92 221V223H93ZM125 222L128 223L126 220H125ZM132 222H134V221H132ZM135 222L137 223V221H135ZM135 222H134V223H135ZM152 222H153V221H152ZM154 222H155V221H154ZM154 222H153V224H154ZM157 222H159V221H157ZM157 222H156V223H157ZM190 222L193 223V222H195V221L191 220ZM190 222L188 221V224H190ZM0 223H1V222H0ZM8 223H9V221L6 222V225H8ZM57 223H59V221H58ZM57 223H56V224H57ZM61 223H60V225H61ZM68 223H70V222H68ZM82 223H83V222H82ZM94 223H95L94 225L98 226V225L96 224V222H94ZM100 223H101V222H100ZM116 223H115L114 225H116ZM120 223H121V222L119 221V224H120ZM141 223L144 224V223H148V222H147V220H146V222H143V221H142V222H139V224H141ZM163 223H164V222H162V225H163ZM168 223H169V222H168ZM170 223H171V221H170ZM175 223H174V224H175ZM254 223H255V222H254ZM16 224H17V223H16ZM40 224H41V223H40ZM44 224H45V223H44ZM65 224H66V223H65ZM75 224H76V223H75ZM78 224H79V223H78ZM80 224H81V223H80ZM83 224H86V223H83ZM88 224H89V223H88ZM98 224H99V221H98ZM137 224H138V223H137ZM164 224H165V223H164ZM177 224H176V225H177ZM183 224H184V223H183ZM255 224H256V223H255ZM2 225H4V224L2 223ZM17 225H18V224H17ZM69 225H70V224H69ZM99 225H100V224H99ZM105 225H106V223H105ZM114 225L112 224V226H114ZM117 225H118V224H117ZM123 225H124V227L126 226L125 223H124ZM141 225H142V224H141ZM155 225H156V224H155ZM179 225L181 226V224H179ZM179 225H178V227H180ZM184 225H185V224H184ZM190 225H191V224H190ZM193 225H197V223H194ZM0 226H1V225H0ZM9 226H10V225H9ZM27 226H28V225H27ZM27 226H26V227H27ZM34 226L36 227V225H34ZM38 226H39V225H38ZM61 226H63V224H62ZM65 226H67V225H65ZM65 226H64V227H65ZM78 226H79V225H78ZM82 226H83V225H82ZM100 226L102 227L103 225H100ZM109 226L111 227V225H109ZM120 226H122V224H121ZM120 226H119V227H120ZM135 226H137V225H135ZM156 226H157V225H156ZM171 226H172V228H173V230H174V227H173L174 225L171 224L170 227H171ZM182 226H183V225H182ZM17 227H18V226H17ZM20 227H21V230H22V229H23L22 226H19V228H20ZM40 227H42V225H40ZM40 227H39V228H40ZM43 227H45V226H43ZM43 227H42V229H43ZM107 227H108V224H107ZM129 227H131V226L129 225ZM140 227H141V226H140ZM148 227H149V226H147V224H146V227H145V229H144L146 232H147V230H149V229L151 228V227H150L149 229L146 230V228H148ZM157 227H158V226H157ZM161 227H168V229H169V225H167V226H161ZM161 227H159V228L161 229ZM194 227H195V226H194ZM5 228H6V227H5ZM50 228H51V227H50ZM87 228H88V227H87ZM96 228H97V227H96ZM104 228H105V227H104ZM104 228H103V229H104ZM111 228H113V227H111ZM111 228H109V229H111ZM172 228H171V229H172ZM176 228H177V227H176ZM16 229H18V228H16ZM16 229H15V230H16ZM29 229H30V228H29ZM42 229H39V230H41V232H40L41 234H43V233H42ZM44 229L46 230V229H48V228H44ZM62 229L64 230L63 227H62ZM65 229H66V228H65ZM79 229H80V228H79ZM83 229L85 230L86 228H83ZM100 229H101V228H100ZM100 229H96V230L99 231ZM117 229H118V228H117ZM117 229H116L115 231H117ZM124 229H125V228H124ZM135 229L138 230V227H136ZM135 229H134V233H135V231H137V230H135ZM139 229H140V228H139ZM142 229H143V226H142ZM162 229H163V228H162ZM165 229H166V228H165ZM255 229H256V228H255ZM36 230H38V229H35V231H36ZM39 230H38V231H39ZM49 230H50V229H49ZM86 230H87V229H86ZM88 230H89V229H88ZM121 230H122V228H121ZM130 230H131V229H130ZM152 230H153V229H152ZM173 230H172V232H173ZM179 230H180V229H179ZM253 230H254V229H253ZM12 231H13V230H12ZM16 231H17V230H16ZM22 231H24V230H22ZM30 231H31V229H30ZM92 231H93V230H92ZM105 231H106V229H105ZM131 231H132V230H131ZM145 231H142L143 233H142L141 231H140V232H141V234L143 235ZM160 231H161V230H160ZM184 231H185V230H184ZM194 231H195V230H194ZM8 232H9V231H8ZM8 232H5V234L7 233V235H8L7 237H10V236H9L10 232H9V234H8ZM17 232H18V231H17ZM36 232H37V231H36ZM84 232H85V231H84ZM109 232H110V233H113L114 231L112 232V231L110 230ZM120 232H123V231H120ZM137 232H138V231H137ZM137 232H136V233H137ZM140 232L137 233L138 236L141 235V234H139ZM148 232H150L149 234H151V231H148ZM158 232H159V231H157V233H158ZM163 232H164V231H162V233H163ZM165 232H168V231L165 230ZM165 232H164V233H165ZM0 233H1V232H0ZM11 233H12V232H11ZM19 233H20V231H19ZM33 233H34V232H33ZM40 233H39V234H40ZM82 233H83V232H82ZM96 233H97V232H96ZM99 233H100V232H99ZM99 233H98V234H99ZM105 233H107V231H106ZM128 233H130V231H129ZM134 233H133V234H134ZM153 233L155 234L156 232H153ZM159 233H160V232H159ZM159 233H158V234H159ZM162 233H161V234H162ZM173 233H174V232H173ZM192 233H193V232H192ZM15 234H18V233H15ZM24 234H25V233H24ZM71 234H72V233H71ZM85 234H86V232H85ZM85 234H84V235H85ZM87 234H88V233H87ZM100 234H101V233H100ZM100 234H99V237L101 236ZM107 234H108V233H107ZM117 234H118V233H117ZM133 234H132V235H133ZM137 234H136V235H137ZM169 234H170V233H169ZM176 234H177V233H175V235L172 234V235H174V236L171 235L170 238L174 237V239H175V238H176V237H175ZM178 234H180V232H178ZM178 234H177V236L180 238L182 235L179 236ZM11 235H12V234H11ZM26 235H27V234H26ZM46 235H48V233H47ZM57 235H58V234H57ZM61 235H62V234H61ZM91 235L94 236V234H91ZM108 235H109V234H108ZM108 235H107V236H108ZM151 235H152V234H151ZM162 235H163V234H162ZM164 235H166V234H164ZM13 236H14V235H13ZM19 236H20V234H19ZM44 236H45V235H44ZM49 236H50V235H48V237H49ZM73 236H74V235H73ZM78 236H79V234H78ZM78 236H77V237H78ZM93 236H92V237H93ZM105 236H106V235H105ZM105 236H101L100 238L103 237V240L100 239V241H101V240H102V241H104V240L107 241V238H105ZM118 236H119V235H118ZM120 236H121V235H120ZM127 236H128V235H127ZM138 236H136V237L138 238ZM156 236H157V234H156ZM159 236H161V235H159ZM166 236H167V235H166ZM166 236H165V237H166ZM185 236H186V235H185ZM21 237H22V236H21ZM27 237H28V236H27ZM29 237H30V235H29ZM89 237H90V235H89ZM114 237H116V235H115ZM131 237H132V236H130V238H131ZM141 237H142V236H141ZM148 237H149V235L147 236V238H148ZM154 237H155V236H154ZM167 237H168V236H167ZM22 238H23V237H22ZM25 238H26V236H25ZM25 238H24V240H27V239H25ZM45 238H46V236H45ZM45 238H44V239H45ZM75 238H76V235H75ZM112 238H113V235H112ZM122 238H123V236H122ZM130 238H129V239H130ZM137 238H135V239H137ZM144 238H145V237H144V235H143V239H142V240L146 241ZM150 238H151V236H150ZM159 238H160V237H159ZM162 238H163V237H162ZM162 238H161V239H162ZM186 238L188 239V237H186ZM189 238H190V237H189ZM29 239H30V238H29ZM41 239H42V238H41ZM50 239L53 240L52 238H50ZM86 239H87V235H86ZM89 239H91V238H89ZM89 239H88V240H89ZM94 239H95V236H94ZM96 239L98 240V238H96ZM123 239H124V238H123ZM123 239H122V241H123ZM125 239H126V238H125ZM125 239H124V241H125ZM132 239H133V237H132ZM151 239H153V238H151ZM156 239H157V238H156ZM176 239H177V238H176ZM14 240H15V239L11 240V242H12V241L14 242ZM31 240H32V238H31ZM47 240H48V239L46 238V241H47ZM51 240H48V243H49V241H51ZM55 240H57V239H55ZM79 240H80V238H79ZM83 240H84V239H83ZM91 240H92V239H91ZM97 240H96V241H97ZM114 240H115V239H114ZM126 240L129 241L128 239H126ZM137 240H138V239H137ZM140 240H141V239H140ZM140 240H139V241H140ZM142 240H141V241H142ZM158 240H159V239H158ZM166 240H167V239H166ZM166 240H161V241H164V242H165ZM168 240H170L169 237H168ZM168 240H167V241H168ZM184 240H185V239H184ZM2 241H5V239L2 240ZM8 241H9V240H8ZM15 241H17V240H15ZM32 241H33V240H32ZM89 241H90V240H89ZM94 241H95V240H94ZM106 241H104L103 244H105ZM120 241H121V240H120ZM127 241H126V242H127ZM139 241H138V245L140 246V244H139L140 242H139ZM148 241H150V240L148 239ZM153 241H154V240H153ZM156 241H157V240H156ZM156 241H155V242H156ZM167 241H166V242H167ZM175 241H176L175 243H177V240H175ZM18 242H19V241H18ZM27 242H28V241H27ZM41 242H42V241H41ZM51 242H52V241H51ZM53 242H55V241L53 240ZM56 242H57V241H56ZM86 242H88V241L86 240ZM90 242H91V241H90ZM90 242H89V243H90ZM97 242H98V241H97ZM108 242H110V241H107V243L105 244V246H106L107 244H109ZM132 242H133L134 245H135V242H137V241H134V240H133ZM146 242H147V241H146ZM146 242H143V241H142V242H141V245H143V244L146 243ZM151 242H152V241H151ZM155 242H153V244L156 245ZM166 242H165V243H166ZM179 242H180V241H179ZM0 243H2V242H0ZM14 243H15V242H14ZM39 243H40V241H39ZM44 243H46L45 240H44ZM57 243H58V242H57ZM89 243H88V244H89ZM111 243H112V242H110V244H111ZM120 243H121V242H120ZM120 243H118V244H120ZM142 243H143V244H142ZM168 243H169V242H168ZM171 243L174 244L172 241H171ZM171 243H170V244H171ZM180 243H182V246H183V244H184L185 242L183 243L182 240H181ZM188 243H189V242H188ZM9 244H10V243H9ZM15 244H16V243H15ZM15 244H14V245H15ZM27 244H28V243H27ZM29 244H30V243H29ZM33 244H34V243H33ZM41 244L43 245V243H41ZM82 244H83V243H82ZM92 244H93V243H91V245H92ZM124 244H125V243H124ZM130 244H131V243H130ZM147 244H148L147 246H149V244H150L151 246H153L151 243H147ZM157 244H159V243H157ZM172 244L169 245L168 247L172 246ZM18 245H19V244H18ZM23 245H24V244H23ZM53 245H54V244H53ZM55 245H57V244H55ZM96 245H97V244H96ZM111 245H112V244H111ZM111 245H109V247H110ZM136 245H137V244H136ZM138 245H137V246H138ZM155 245H154V247H155ZM161 245H163V244H160V246H161ZM164 245H165V244H164ZM164 245H163V249L165 248ZM174 245H175V244H174ZM185 245H186V243H185ZM200 245H202V244H200ZM16 246H17V245H16ZM26 246H27V245H26ZM31 246H32V244H31ZM33 246H34V245H33ZM33 246H32V247H33ZM57 246H59L62 250H69V249H73V250H74V249H75L74 247H77V246H78V250L81 249L82 251H83V250L86 251L85 248L83 249V248L81 247V245H80V243L77 241V239H74L73 237H72V238H69V239H67V240H64L63 242L58 243ZM83 246H84V244H83ZM98 246H100V244H99ZM98 246H97L96 248H99ZM105 246H104V247H105ZM117 246H118V245H117ZM122 246H123V243H122ZM122 246H121V247H122ZM151 246H150V247H151ZM157 246H158V245H157ZM157 246H156V248H157ZM32 247H31V248H32ZM54 247H55V246H54ZM85 247H86V246H85ZM90 247H91V246H90ZM104 247H103V248H104ZM109 247L107 246L108 249H109ZM112 247H113V246H112ZM118 247H119V246H118ZM125 247H126V245L124 246V248H125ZM133 247H134V246H133ZM140 247H141V246H140ZM143 247H144V245H143ZM143 247H141V248H143ZM166 247H167V246H166ZM9 248H11V246H10ZM26 248H27V247H26ZM26 248H25V249H26ZM93 248H94V246H93ZM96 248H94V249H96ZM101 248H102V247H101ZM103 248H102V249H103ZM105 248H106V247H105ZM105 248L103 249V251H99V252H101V253H102V252L104 253V251L107 252V250H105ZM116 248H117V247H116ZM122 248H123V247H122ZM129 248H131V247H129ZM134 248H136V247H134ZM137 248H138V247H137ZM137 248H136V249H137ZM144 248H146V247H144ZM148 248H149V247H148ZM148 248L146 249L147 251H148ZM152 248H153V247H152ZM172 248H173V247H172ZM1 249H2V248H1ZM1 249H0V250H1ZM21 249H22V248H21ZM87 249H88V248H87ZM102 249H101V250H102ZM139 249H140V248H139ZM139 249H138V253L140 254L141 251L139 252ZM153 249L155 250V248H153ZM158 249H159V248H158ZM173 249H174V248H173ZM173 249H172V250H173ZM181 249H182V248H181ZM220 249H221V248H220ZM220 249H219V250H220ZM28 250H31V249H28ZM76 250H77V249H76ZM81 250H80V251H81ZM90 250H91V249H90ZM119 250H120V248H119ZM123 250H124V249H122V251H123ZM125 250H126V248H125ZM140 250H141V249H140ZM156 250H157V249H156ZM156 250L154 251L155 253H157ZM159 250H160V249H159ZM161 250H162V249H161ZM164 250H165V252H166V249H164ZM164 250H163V252H164ZM172 250H170V252H171ZM215 250H216V249H215ZM223 250H225V249H223ZM6 251H8V250H6ZM6 251L2 252V250H1L2 256H3V253H4V254L7 253ZM10 251H11V250H10ZM34 251H36V250H34ZM34 251H31V252L34 253ZM91 251L93 252V250H91ZM91 251H90V252L87 251V253H88V252L91 253ZM110 251H111V250H110ZM112 251H113V250H112ZM116 251H117V250H115V252H116ZM126 251H127V250H126ZM126 251H125V252H126ZM131 251H132V248H131ZM134 251H135V249H134ZM134 251L132 252L133 254H135ZM136 251H137V250H136ZM174 251H177V250H173V252H174ZM183 251H184V250H183ZM221 251H222V249H221ZM221 251H219V252H221ZM229 251H230V250H229ZM15 252L17 253L18 251H15ZM22 252H23V250H22ZM36 252L38 253L39 251H36ZM67 252H68V251H67ZM77 252H79V251H77ZM96 252H97V250L95 251V255H96ZM117 252H118V254L121 253V252H119V251H117ZM151 252H152V251H151ZM159 252H161V251H159ZM165 252H164V253H165ZM173 252H171V256H174V255L172 254ZM213 252H214V251H213ZM215 252H216V251H215ZM217 252H218V251H217ZM219 252H218V253H219ZM223 252H225V251H223ZM16 253H15V254H16ZM20 253H21V252H20ZM79 253H80V252H79ZM82 253H84V252H82ZM85 253H86V252H85ZM108 253H109V252H108ZM110 253H111V252H110ZM112 253H113V252H112ZM127 253H128V252H127ZM143 253H144V251H143ZM143 253H142V254H143ZM145 253H146V251H145ZM225 253H226V252H225ZM227 253H228V252H227ZM227 253H226V254H227ZM93 254H94V252H93ZM118 254H117V255L114 254V255L117 257V256H119ZM130 254H131V253H130ZM158 254L160 255L161 253H158ZM169 254H170V253L168 252V257L170 258ZM212 254H215V253H212ZM229 254H230V253H229ZM251 254H252V252H251ZM12 255H13V254H12ZM12 255H11V256L8 255V256L13 257ZM19 255H20V254H19ZM19 255L16 254V257L18 256L19 258H21L22 256L20 257ZM21 255H22V253H21ZM67 255H68V254H67ZM80 255H81V254H80ZM83 255H84V254H83ZM106 255H107V253H106ZM121 255H122V253H121ZM121 255H120V256H121ZM131 255H132V254H131ZM136 255H138V254H135V256H136ZM161 255H162V257H163V256H166V255H164V254H161ZM181 255H182V254H181ZM183 255H184V254H183ZM220 255H221V253H220ZM220 255H218V257H219ZM224 255H225V254H224ZM252 255H253V254H252ZM24 256H25V255H24ZM26 256H28V255H26ZM78 256H79V255H78ZM85 256H86V254H85ZM124 256H125V257H124V260H125V259L128 260V257H127L126 255H124ZM129 256H130V255H129ZM135 256H134V257H135ZM140 256H142V255L140 254ZM144 256H151V255H150V254H149V255H147V254L145 255V254H144ZM184 256H185V255H184ZM213 256H216V255H213ZM228 256L230 257V255H228ZM0 257H1V255H0ZM28 257H29V256H28ZM42 257H43V256H42ZM62 257H63V256H62ZM62 257L57 258L58 261H63L62 263L66 264V262H68L67 258H62ZM75 257H76V256H75ZM82 257H83V256H82ZM89 257H90V256H89ZM91 257H94V256H91ZM109 257H111V254L109 255ZM137 257L139 258V256H137ZM137 257H136L135 259H138ZM152 257H153V256H152ZM152 257H151V259H154V258H152ZM168 257H166V258H168ZM174 257H176V254H175ZM174 257H173V258H174ZM225 257L227 258V256H225ZM225 257H224V258L222 257V258L225 259ZM44 258H45V257H43V259H44ZM55 258H56V257H55ZM55 258H54V259H55ZM79 258H80V257H79ZM83 258H84V257H83ZM86 258H87V257H86ZM98 258H99V257H98ZM119 258H120V257H119ZM141 258H142V257H141ZM156 258H157V261H158V258H159V257L156 256ZM163 258H164V257H163ZM180 258H181V256H180ZM184 258H185V257H184ZM184 258H182V259H184ZM239 258H240V257H239ZM8 259L10 260V258H8ZM26 259H27V257H26ZM47 259H48V258H47ZM57 259H55V260H57ZM89 259H90V258H89ZM89 259H88V260H89ZM93 259H94V258H93ZM102 259H103V261H104V257H103ZM108 259H109V258H108ZM108 259H106V260H108ZM121 259H123V258H121ZM142 259L144 260L145 258H142ZM148 259H149V257H148ZM151 259H150V261H151ZM161 259H162V258H161ZM170 259H171V261H173L172 258H170ZM170 259H169V260H170ZM178 259H179V258H178ZM246 259H247V258H246ZM4 260H5V258H4ZM15 260H16V259H15ZM17 260H19V259H17ZM24 260H25V259H24ZM96 260H97V259H96ZM109 260H110V259H109ZM114 260H116V259H114ZM124 260H123V261H124ZM129 260H130V258H129ZM129 260H128V262L132 261V260H130V261H129ZM145 260H146V259H145ZM145 260H144V261H145ZM162 260H163V259H162ZM162 260H159V261H162ZM167 260H168V259H167ZM175 260H176V258H175ZM175 260H174L173 262H175ZM247 260H248V259H247ZM2 261H3V260H2ZM2 261H1V262H2ZM58 261H57V262H58ZM70 261H72V260H70ZM79 261H80V260H79ZM100 261H101V260H100ZM125 261H126V260H125ZM125 261H124V262H125ZM159 261H158V262H159ZM171 261H170V263H172ZM6 262H7V261H6ZM9 262H10V261H9ZM9 262H7V263H9ZM97 262H98V260H97ZM105 262H106V261H104L103 263H105ZM108 262H109V261H108ZM113 262H115V261H113ZM124 262H123V263H124ZM148 262H149V261H148ZM162 262L165 264L167 261L164 262V260H163ZM176 262H177V260H176ZM13 263H14V262H13ZM18 263H19V262H18ZM21 263H22V261H21ZM24 263H25V262H23V264H24ZM33 263H34V262H33ZM55 263H56V262H55ZM80 263H81V262H80ZM103 263H102V264H103ZM116 263H117V262H116ZM136 263H139V262H136V261H135V264H136ZM141 263H142V262H141ZM144 263H145V262H144ZM144 263H142V264H144ZM154 263H155V261H154ZM163 263H161V264H163ZM168 263H169V262H168ZM168 263H166V264H168ZM2 264H3V263H2ZM14 264H15V263H14ZM27 264H28V262H27ZM30 264H32V263H30ZM37 264H38V263H37ZM51 264H52V263H51ZM93 264H94V263H93ZM97 264H98V263H97ZM100 264H101V263H100ZM106 264H108V263H106ZM114 264H115V263H114ZM125 264H127V263L125 262ZM131 264H132V263H131ZM145 264H146V263H145ZM147 264H148V263H147ZM151 264H152V263H151ZM155 264H158V263H155ZM174 264H175V263H174Z\"/></svg>","mask_w":264,"mask_h":264}]
</instances>
